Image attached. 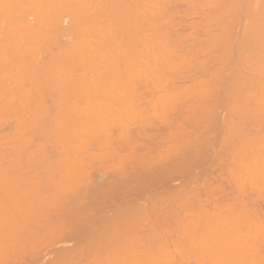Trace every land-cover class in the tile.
Returning <instances> with one entry per match:
<instances>
[{
    "label": "rangeland",
    "instance_id": "1",
    "mask_svg": "<svg viewBox=\"0 0 264 264\" xmlns=\"http://www.w3.org/2000/svg\"><path fill=\"white\" fill-rule=\"evenodd\" d=\"M4 1V3L5 4H7V8H8V4H9V6L12 4L11 3V1H10V3H9V1H7V0H3ZM6 1V2H5ZM13 1V0H12ZM20 1H23V0H20ZM27 1V0H26ZM29 1V4H31L30 3V1L32 2V1H34V0H28ZM28 1H27V3H28ZM47 1V0H46ZM89 1H91V0H86L85 2H88L89 4L91 3V6H93L92 4L94 3V4H96V7H100V6H98V5H100V1L101 0H99L98 2H97V0H93L92 2H89ZM128 1V0H127ZM132 0H130V2H131ZM139 1V0H138ZM138 1H134V3L136 2L137 4H138ZM142 1V2H141ZM141 1H139V3L141 2L142 4H143V2H144V0H141ZM156 1H158V0H145V2H150L149 4L151 5L152 3V5H156ZM161 2H166V1H168V0H160ZM172 3H171V2ZM169 2H170V4L171 5H168L167 6V4H165V3H163L164 4V6H167L166 8H170V6H171V8H170V10H169V8H168V11L167 10H164L165 12L164 13H161V15L162 14H165L166 13V15H164V16H166L165 17V22H167V19H168V17H169V22H171L170 23V25H168L169 27L171 26L172 28H169V29H172L171 31H168L169 33H170V37L172 36V35H175L176 37H178V36H180V32H182V34L183 33H190V35H191V39L192 38H194L195 37V39L197 38V34H199V35H201L202 34V32H201V30H203V28H205V27H207V29H209V30H207V31H210L211 33H213V37L215 38L214 40L215 41H217L216 40V37L215 36H217L218 38L217 39H219V36H221L222 35V33H223V31L222 30H226V29H228V27H227V24L229 25L230 23H228L229 21V16H232L231 15V13L233 12L232 10V12L229 14V15H227L226 14V12L224 13V15L226 14L229 18H228V20H227V24L225 23L224 24V26H225V28L222 26L223 24H222V22H221V24H219V25H217V23H216V21L218 20H215L214 21V18H216V17H218L220 14H222V15H220V16H223V13H221V12H223V11H226L228 8H230V6H228L227 8H224V7H226V6H221L220 4H219V2H221L222 3V1H220V0H218L217 2H214L213 4H212V6H211V4H210V2L209 3H207L206 4V2L204 3V0H197V1H202L203 3H204V5L202 6L201 4H203L202 2H201V4H199L200 2H196V3H194L193 2V4H192V1L193 0H189V1H186V0H175V1H172V0H170ZM191 1V2H190ZM195 1V0H194ZM209 1V0H208ZM210 1H214V0H210ZM240 1V0H239ZM243 1H245V0H242V1H240V2H243ZM251 1V0H250ZM249 1V2H250ZM253 2H255L256 3V1H258V0H252ZM252 1L250 2V3H252ZM72 2H73V0H72ZM78 2V1H77ZM76 1H74L73 3H72V5H76V3H77ZM103 2H106L107 3V1H104L103 0ZM103 2H101L102 4V6L101 7H103V8H105V10L107 9L108 11H109V9H110V11H112L111 9H112V7L111 8H109L108 6H105L104 5V3ZM119 2V1H118ZM133 2V1H132ZM144 2V3H145ZM161 2L159 3V1H158V5L160 6V8L162 7V9H164V6H161L160 4H161ZM173 2H175V3H173ZM188 2V3H191V5L189 6L188 4V6L186 5V3ZM223 2H225V1H223ZM239 2V3H240ZM246 2H248L247 0H246ZM245 2V3H246ZM0 3H1V1H0ZM3 3V4H4ZM84 3V2H83ZM88 3H85V4H88ZM105 3V4H106ZM108 3H110V2H108ZM106 4V5H109V4ZM117 3V2H116ZM115 3V4H116ZM129 3V2H128ZM134 3H132V5H134L135 7H136V9L137 10H139L138 8H140V7H138L137 8V5H136V3L134 4ZM140 3V4H141ZM168 3V2H167ZM216 3V4H215ZM226 3H228V2H226ZM225 3V4H226ZM233 3H236V0H235V2L233 1ZM239 3H238V6H239ZM253 4V7H251L252 9H253V11L254 12H251V8L249 9V6H248V8L247 7H244L245 6V4H244V6H243V3H240V6L238 7L237 5H235V4H233V6H231V7H233L234 9L236 8V6L238 7V8H236L235 9V11L237 12H233V16L231 17V21H236L237 19H239L238 21H239V23H235L234 25L236 26L235 28H236V30L235 31H233L232 29V31L235 33H232V35H234V36H232V38L231 39H228L229 37H227L226 39H228V40H232L231 42L230 41H227V43L229 42L230 43V45H232V47H231V49H232V51H230L231 49H230V46H228V48H229V50H228V52H229V54L228 53H226L225 51H227V50H225L224 49V52H223V54L225 55L226 54V57H228L226 60L223 58V57H225V56H223L222 54H221V56H222V58L224 59V60H222V58L220 59L219 57H221V56H219V57H217L218 55H220V52L219 51H217V50H219L220 48H219V44L217 45V44H213V45H210L211 43H209V47H207V46H205L207 49H205V47L203 48L204 49V52L202 51V49H201V45H197L196 44V42L197 41H195V39H194V41H195V44L193 43L192 44V42H194V41H192V42H190L191 41V39L190 38H187V40L189 39L190 41L188 42H184L183 43V46H184V50L186 51V56H188L189 58H188V60H185V62H186V64H187V61H189V59L191 60L192 59V61H193V63H195V62H201L200 64H198V66H197V68H196V70H195V67H196V65H194L193 63V68H194V70H187L188 69V67H187V69H186V67L184 66V65H186V64H183L182 63V59H185L186 57H185V55H183V46H182V44H177L176 43V46L174 45V44H171L172 42H174V41H170L172 38H174L175 36H173L170 40L168 39L169 37H168V35H166V33L167 32H165V31H167L165 28V26H166V24H165V22L163 23V27H165V28H162L161 27V25H160V28H162L163 29V31L165 32V35H166V37L164 36V32H162V29H160L159 27H158V29H156L155 28V30L156 31H158L157 33L158 34H153V30L151 31V32H149V33H152V35L151 34H149V33H147L148 31L147 30H145L146 32L145 33H147V34H144L145 36L147 35V38L146 39H148V37L150 38V39H148V40H150V41H148V40H145V38L144 39H142V37L141 36H143V34H141V36H140V33H141V31L139 30L138 32H140L139 33V35H138V37L137 38H139V36L141 37L140 38V40H145V41H139L138 42V40L137 39H135L134 41H135V43L137 42L138 44H140V45H142L143 44V42H144V44H143V46H141V49H140V45H138V47H139V50H138V48H137V51H141L140 52V54H139V52H136V54H137V56H136V54H134V52H132V53H130L129 51L131 50V49H133V48H131L132 47V45L134 44V42L133 41H131V46L130 47H128V45H127V47H124L123 46V44H121V40H123L122 39V36H121V33H120V40L118 39V38H114V40H113V37H114V35H113V33L112 32H114V30H116V32L119 30V31H121V29H120V26L121 25H119V22L116 24H114V25H117V26H115V27H118V28H115V27H113L112 26V24H107L108 23V20H107V18L109 19H114L113 21H115L116 19H119L121 16L120 15H123V19H124V16H126V15H124V12H125V10L123 9V8H125V9H127L128 10V8H126V6H128L129 4H127L126 6H124L123 4L121 5V3L118 5V6H120V7H114V6H116L115 4H113L112 6H113V10L114 9H116V10H114V12H115V14L114 15H117V13L119 14V12L118 11H122L123 10V14L121 13V14H119V15H117V17H119V18H114L113 16H112V13H114V12H111V13H108L107 12V14H106V16L105 17H103V18H101V19H103L102 21L104 22V20H105V22H106V20H107V23H104L103 24V22L101 21V19L99 18V20L102 22L101 24H103L102 25V27H101V24H99L100 26H97L95 23L96 22H92V20H91V18H90V22L89 23H93V24H95V26L92 24H89V25H87L86 24V20L87 19H89V17H91V15H92V17H93V15H95L96 13V11L94 10L95 8L94 7H92L93 9H91L90 11H88L89 9L88 8H86V10H84V8L82 7L81 8V10H83V12H81V10L79 11L80 12V16H79V12H78V14H77V12H76V14L77 15H75V18L77 17V21H79L78 23H80V22H82L81 24L83 25V26H81L80 27V25L81 24H79V26L78 27H80V28H84V30L85 29H87V28H89L90 30H91V27H93L94 26V29L93 30H95L96 31V29H97V32H98V30H99V27H100V29L101 28H103V27H105V28H103V31L102 30H100V32L102 31V33H99V35L100 36H102V34H104L103 32H105L104 30H106L107 31V29H108V26H110L111 27V29L110 30H112V32L110 31V33H108V31H107V33H108V35L107 36H109V34H110V36H112V37H108V39H107V41H105V42H108V41H110L109 43L110 44H107V43H103V44H107L106 45V47H104V45L102 44V42L104 41V39H103V37H102V39H103V41L101 42V46H100V44L98 43V45H96V44H93V45H91L92 44V42H93V39H94V41L96 40V42H98L100 39L97 37V33H95V31L93 32V30H91L94 34H97V35H93L92 33H91V35H89V30L87 29V31H85L86 32V34H84L83 36H81V38L83 37V39H82V41L85 43V42H88L86 45H85V47L88 45V47H89V45H91L92 47L94 46V48H91V46L89 47V52L90 51H92L93 53L92 54H90L89 52V56H90V58H89V56L86 54V53H84V54H86L88 57L87 58H89V61L87 62L85 59H87L86 57H85V59H84V57H83V59L81 58L82 56H81V53L78 55V57L77 56H75V58L74 57H72V59H75L74 61L72 60V61H70L71 63H69V62H67V63H69V65H70V67H69V69H68V67H66L65 68V66H61V64H59V63H57L56 65H54L55 67L54 68H50L51 66L53 67V61L55 60V57H58L57 55L59 54V52L58 51H56V50H59V49H61L62 47L64 48V45H66L67 46V44L69 43V39H70V43H72L74 40H73V37L75 36L74 34H75V32H72V33H74V34H72V33H69V31H68V29H67V26H71V25H69L70 24V22L71 21H73V22H75L73 19L74 18H72V10L70 11V9H71V4H70V6H69V11L70 12H68L67 10H64V11H66V12H60L58 15H61V16H59L57 19V21L56 20H54L53 22L52 21H49V22H52L53 23V27L51 26V28H52V32L54 33L53 35H50V33H49V36L47 37V39H49V40H46L48 43H46V45H44L43 43H45L46 41H45V39H44V41H38V42H28V41H26L25 39H23V41H21L20 40V42L18 41H16V43H15V41H14V43L12 42L13 40H8V41H6V39L3 41V39L1 40V41H3L2 43L0 42V47H1V49H0V54L2 53L3 54V52H1V51H5V54L4 55H6V57L4 56L3 58H1L0 57V59H4L5 61H7V64H6V66H10L9 67V69L7 68H3V69H5L4 71V73H1L2 72V67H0L1 69V71H0V73L2 74V76H0V77H3L4 78V80H5V84H4V80L2 79V81H1V83L0 84H2V82H3V88L2 87H0V88H2V89H4L3 91H2V89H0L1 91H0V98H1V96H2V99H4L5 101H4V103L5 102H7L5 105H7L6 106V108H4L5 109V112L3 111V115H1V117H0V127H2V128H0V176H2V177H0V264H28V263H32V264H109V262H110V264H158L159 262V264H221V262H222V264H257V261H258V254L254 251V250H249L248 249V247H249V244H250V241H251V243H253L252 242V236H250L249 238H250V241L246 238V236H244V233L247 231L246 229H245V225H243L244 224V222L243 223H240V222H242V221H244V219L241 217H239V216H242V214L244 215V213H242V212H236V213H227V211L228 210H226L225 208H221L220 207V209H218L217 210V208H216V211H218V213H213L214 215H212V213H210L212 210L211 209H213L214 207H217V206H219V205H222L221 203H225V204H233V207H234V205L236 204V202H234V201H237V203H238V201L241 199H244V200H242V201H245V198H246V200L247 201H245V204H246V206H247V203L246 202H248V204H251V202H252V204L250 205V210L251 211H253V208H256V209H258V211L260 212V215H261V213L263 212L264 213V189L262 190L261 188V191H260V189L258 190L257 188V190L254 188V187H252L250 184H248V183H244L243 184V187L241 188L240 187V189H243V190H246V189H248V190H246V192L244 191V194H243V192H241L240 190H238V192L236 191L237 189H239V187L236 185V183H234V179H235V172H236V168H240V167H245V169H246V166L247 165H258V162L261 164V165H263L264 166V153L262 154V153H260V152H258L259 150V148L256 150V151H254V152H256V155H251L252 154V152H251V154H248L247 152H246V150H243V147H246L247 149L249 148V147H247L248 146V142L250 141L249 139H251V142L252 143H254L255 142V145H254V147L255 146H257V147H259L258 145H260L261 146V144H263V142L264 141H262L263 139H260V140H258L257 138H256V140L257 141H261L262 143H259V142H257V141H252V138H250L251 136H253V135H251V134H253L254 132H255V134H260V136H263L264 135V126L263 127H261V125H260V122L261 123H263L264 121H262V119H258L257 118V115H259V113H260V111H258L257 112V110H255L257 107H258V105H254V100H256L257 98H256V96H255V99H253V100H251L252 98H251V95L253 94H251V92L250 91H252L253 92V90H251V89H249V88H247V87H244L245 85H249L248 83H246L244 86H243V84L241 85L244 89L245 88H247L246 90H244L243 92L245 93V95L243 94V92L242 93H240V94H243V95H239L241 98H242V96H243V100L244 99H246V102H244V105H242V103L240 104V105H238V109H239V107L242 105V106H244V108L243 109H246V111H244L246 114H247V112H251L250 110L253 108L254 110H255V112H257L258 114L255 116V114H254V116H253V113H254V111H253V113H251L250 114V116H248V118L249 117H251V115L253 116V119H256V122H259V124H257V123H254L255 121L253 120V119H251L252 120V123H251V125L253 124V125H255L254 127V129H256V130H258V126L260 127L259 128V132L258 131H254L253 132V130H252V132H251V127H253V126H251L250 127V123L248 124L247 122H251V121H244V120H246L244 117H245V115L243 116V118L242 119H244L243 121L246 123H242V122H240L239 120H242V119H240V117L238 118V115H236V113H238L237 111H236V113H230V111H228L226 108H227V106L224 104V102H225V99L228 97V95L226 94V91H227V93L228 94H230V92L232 93L233 91L232 90H234V89H236L238 86H236L237 85V81L235 80L234 81V78L233 77H235V74H234V72H235V69H237V67H240V72L242 71V73H243V77H244V75H246V73H248L244 78L241 76L242 74H238V73H240L239 72V70L237 71V72H235L237 75V78L239 77V76H241V80H239V84H240V81L242 82V81H247L246 79H247V76H248V78H249V80L251 81V82H253L252 80H251V76H253V75H257L258 76V71H260V70H258L257 71V73H256V71H254V73H256V74H254V73H252V62L254 63V61H252L251 63H248L249 61H251L250 59H251V57L253 58V56L251 55V53L250 52H253L252 51V45H254V44H252V41H254V40H252L250 43H247V44H245V47H239V46H241V44H243L244 45V43H241L240 44V41H239V46L237 45V41H238V39L239 40H241V39H243V38H247L248 36L246 35V33L248 34V32H249V34L251 33L250 31H248L247 29L249 28H247L246 26L249 24L248 22L250 21L251 22V20H253V19H255V17H257L256 15H258L259 13H261L260 12V9L258 10V8L255 10V5L256 4ZM51 3L49 2V5H50ZM84 4V5H85ZM139 4V5H140ZM146 4L147 3H145V6H146ZM173 4H175L174 6L175 7H173ZM205 4H206V6H205ZM209 4V6H207ZM242 4V5H241ZM2 5V4H1ZM132 5L131 6H129V10L127 11L126 10V14H128V12L129 11H131V13L129 12V15H131L132 16V14L133 13H135V12H132V10H130L131 8H132ZM138 5V6H139ZM221 6V8L222 9H225V10H222L221 8H220V6ZM235 5V6H234ZM5 6V5H4ZM3 6V7H4ZM86 6V5H85ZM90 6V5H89ZM88 6V7H89ZM90 6V7H91ZM110 6V5H109ZM143 6L144 5H142L141 6V9L143 8ZM144 6V8L146 9V7H148V6H146L145 7ZM159 6H158V8L157 7H154V8H156V10L155 9H153V10H155V11H158V9H159ZM250 6H251V4H250ZM257 6V5H256ZM23 8L22 9H24L25 7H24V5L22 6ZM27 7H29L30 8V6L27 4ZM26 7V11H29V12H27L26 13V11H25V9L23 10L24 11V16L22 15L23 13V11L21 12L22 14H21V16H23L24 17V19L25 20H20V22H18V20H16V17H17V15L20 13L19 11H18V14L17 13H14V14H17V15H13V16H11L12 15V13L10 12L11 10H10V8H8L9 9V11H7L8 12V14L10 15V16H8V17H14V21H13V19H11L13 22H14V25H16V23H15V21L17 22V25H18V27L22 24V22L23 23H25L24 21H29L30 22V20H32V19H34V20H32V22L30 23V25H29V29H30V27H31V25H32V27L35 25V27H39L40 25L42 26V23L40 22V20H38V24L36 23L37 21H35V19H37V16H36V12H30V9L28 10V8ZM87 7V6H86ZM131 7V8H130ZM181 8V10H180V8ZM7 8H5L4 7V9H7ZM150 8V7H149ZM148 8V9H149ZM165 8V9H166ZM172 8H173V12H175L174 14L175 15H177L178 17H177V21L175 20L176 19V16H174V18H173V16H171V14H172ZM185 8V9H184ZM232 8V9H233ZM101 9V8H100ZM117 9H118V11H117ZM120 9V10H119ZM151 9H152V6H151ZM151 9H149V10H151ZM162 9H159V11L160 10H162ZM187 9H188V11H187ZM200 9V10H199ZM233 9V10H234ZM246 9H248V10H246ZM13 10V9H12ZM32 10V9H31ZM93 10L95 11L94 13H93ZM97 10V12H99L98 11V9H96ZM105 10H103V9H101V11L102 12H100V14L101 13H103ZM178 12H176V11ZM185 10V11H184ZM197 10V11H196ZM199 10V11H198ZM207 10H208V12H207ZM239 10H241V12H243L244 14H245V16L243 15V13L241 14L240 12H239ZM257 10L259 11V13L257 12ZM2 10H0V12H1ZM85 11H86V13L87 14H89V13H91V15L89 16V15H86V13H85ZM145 11V10H144ZM154 11V12H155ZM159 11H158V13H159ZM184 11V12H183ZM192 11V12H191ZM245 11V12H244ZM3 12V11H2ZM11 14H10V13ZM14 12V11H13ZM140 12V11H139ZM138 12V13H139ZM150 12V14H152L151 12H153V11H149ZM153 12V13H154ZM162 12H163V10H162ZM168 12V13H167ZM188 12H191L190 14L188 13ZM201 12V13H200ZM204 12V13H203ZM207 12V13H206ZM218 12V13H217ZM229 12H230V9H229ZM255 12H257V14H255ZM4 13V12H3ZM3 13L1 14V15H3ZM62 13V14H61ZM74 13V12H73ZM93 13V14H92ZM106 13V11L103 13V14H105ZM143 13H145V12H142V14ZM187 13V14H186ZM234 13H235V15H237V17L235 18L236 20H233L234 18L233 17H235L234 16ZM246 13H248V14H246ZM254 13V18H252V14ZM5 14V13H4ZM7 14V13H6ZM6 14L4 15L5 17H6ZM32 14H35V15H32ZM68 14V15H67ZM146 14V13H145ZM179 14V15H178ZM219 14V15H218ZM0 15V16H1ZM26 15V16H25ZM85 15V16H84ZM134 16H136L135 14H133ZM146 15H148V12H147V14ZM145 15V16H146ZM158 15V14H157ZM160 15V14H159ZM206 15V16H205ZM209 15H211V17H209ZM214 15V16H213ZM239 15V16H238ZM259 15H261V14H259ZM258 15V16H259ZM29 16V17H28ZM36 17V18H34V17ZM88 17V18H86V20H84V18L85 17ZM99 16V15H98ZM107 16H109V17H107ZM139 16H141L140 15V13H139ZM150 16V15H149ZM153 16V15H152ZM196 16V17H195ZM219 16V18L221 19V17ZM263 16V15H262ZM5 17H2V18H5ZM7 17V18H8ZM18 17H19V15H18ZM26 17V18H25ZM31 17V18H30ZM71 17V18H70ZM74 17V16H73ZM84 17V18H83ZM100 17V16H99ZM107 17V18H106ZM116 17V16H115ZM143 17H144V15H143ZM151 17V16H150ZM160 17V16H159ZM161 17H163V15L161 16ZM213 17V18H212ZM248 17L249 18H252V19H250V20H248ZM7 18L3 21L2 19H0V20H2L3 22H4V24L3 23H1V24H3L4 26L6 25V22L5 21H7ZM23 19L22 17H19V18H17V19ZM40 18V17H39ZM38 18V19H39ZM63 18V19H62ZM67 18V19H66ZM95 18H96V15H95ZM132 18H133V16H132ZM145 18V17H144ZM153 18H155V17H153ZM153 18H150V19H153ZM171 18H173V19H171ZM225 18H226V16H225ZM260 18H264V16L263 17H261L260 16ZM27 19V20H26ZM72 19V20H71ZM134 19V18H133ZM149 19V20H150ZM156 19V18H155ZM248 21H247V20ZM10 19H8V21H11ZM121 20V19H120ZM120 20H117V21H120ZM149 20L148 19H146V21H147V23L149 22ZM162 19H160V21H161ZM174 22H173V21ZM200 20V21H199ZM212 20V21H211ZM256 20V19H255ZM259 20V19H258ZM263 20V19H262ZM7 21V22H8ZM88 21V20H87ZM95 21V20H94ZM96 21H97V18H96ZM111 21V20H110ZM110 21H109V23H110ZM145 21V20H144ZM145 21V22H146ZM156 21H157V19H156ZM160 21H158V23L157 22H155V20H154V22L152 21V23H157V24H159V22ZM164 21V20H163ZM223 21H226V20H223ZM13 22H11L12 24H13ZM42 22H43V19H42ZM48 22V21H47ZM60 22V23H59ZM112 22V21H111ZM121 22V21H120ZM145 22H143V23H145ZM168 22V23H169ZM189 22V23H188ZM208 22H210V23H208ZM218 22V21H217ZM241 22H242V24H241ZM244 22H245V24H244ZM254 22L255 21H253V24H254ZM9 23V22H8ZM27 23V22H26ZM25 23V24H26ZM38 25V26H36V24ZM52 23H51V25H52ZM76 23V22H75ZM77 23V24H78ZM160 23H162V22H160ZM218 23H220V20H219V22ZM246 23H247V25H246ZM256 23V22H255ZM29 24V23H28ZM40 24V25H39ZM85 24H86V26H85ZM146 24V23H145ZM150 24V23H149ZM178 24V25H177ZM197 24H199V25H197ZM210 24V25H209ZM238 26H237V25ZM244 24V25H243ZM251 24H252V22H251ZM251 24H249V26L251 25ZM2 25V27H4ZM27 25V24H26ZM46 25H48L47 23H46ZM45 25V26H46ZM57 25V26H56ZM59 25V26H58ZM64 25V26H63ZM74 25V24H73ZM143 25V24H142ZM146 25H148V24H146ZM152 24H150V26H151ZM195 25H196V27H195ZM201 25V26H200ZM207 25V26H206ZM214 25V26H213ZM221 25V26H220ZM232 25H233V23H232ZM240 25H241V27H242V25L246 28V30L248 31H245L244 32V30L242 29V28H240ZM1 26V25H0ZM9 26H10V23H9ZM24 26V25H23ZM23 26H21L22 27V30H20L21 32H19V33H23V32H25V31H28L29 29L27 28V26L26 27H24L23 28ZM40 26V27H41ZM66 26V27H65ZM148 27V26H146V27H148V28H151V27ZM158 26V25H157ZM167 26V27H168ZM193 26V27H192ZM204 26V27H203ZM255 26V25H254ZM10 27H13V26H10ZM15 27H17V26H15ZM17 27V28H18ZM21 27H19V28H21ZM32 27H31V29H32ZM35 27L33 28V29H35ZM47 27V26H46ZM45 27V28H46ZM57 29H56V28ZM73 27V26H72ZM76 27V26H75ZM77 27V28H78ZM145 27V25H143V27L141 26V28L140 29H142V28H144ZM154 27H155V25H154ZM153 27V28H154ZM219 27L220 28H224V29H222V30H220L219 29ZM232 27V26H231ZM230 26H229V28H231ZM1 28V27H0ZM6 28H8V27H5V29ZM48 28V27H47ZM54 28V29H53ZM71 28V27H70ZM69 28V29H70ZM107 28V29H106ZM147 28V29H148ZM183 28V29H182ZM190 28V29H189ZM234 28V27H233ZM244 28V29H245ZM2 29V28H1ZM4 29V30H5ZM11 29V28H10ZM9 29V30H10ZM13 29V28H12ZM10 30V31H13V30ZM25 31H24V30ZM60 31H59V30ZM64 30V32H63V30ZM66 29H67V31L68 32H66ZM73 29H75L74 27L71 29V31L73 30ZM146 29V28H145ZM249 29H252V31H253V29L255 30L256 28H249ZM16 30H18V29H16ZM16 30H14V31H16ZM143 30V29H142ZM150 30V29H149ZM154 30V33H156V31ZM205 30H206V28H205ZM1 31V30H0ZM3 31V30H2ZM44 31H45V29H44ZM46 31H47V29H46ZM45 31V32H46ZM144 31V30H143ZM142 31V32H143ZM159 31L160 32H162V33H160V35L161 34H163L162 35V37L164 36L165 38H160L161 36L159 35ZM193 31V32H192ZM221 31V35L219 34V32ZM228 31V30H227ZM232 31H230V34H231V32ZM237 31H239L238 33H237ZM258 31V30H257ZM256 30H255V32L256 33H259L258 35H260L261 33V30L259 31V32H257ZM5 32H6V30L4 31V34H5ZM16 32H18V31H16ZM52 32H51V34H52ZM61 32V33H60ZM115 32V33H116ZM173 32V33H172ZM201 32V33H200ZM264 32V31H263ZM262 32V33H263ZM10 33V32H9ZM88 33V34H87ZM179 33V34H178ZM186 33V35L188 36L189 34H187ZM226 33V32H225ZM253 33V32H252ZM60 34V35H59ZM68 35V38H67V35ZM112 34V35H111ZM117 34V33H116ZM123 35H125L124 33H122ZM181 34V35H182ZM217 34V35H216ZM227 34V33H226ZM228 34H229V32H228ZM229 34V35H230ZM72 36V37H70V36ZM74 35V36H73ZM106 35H104V36H106ZM118 35V34H117ZM127 35V34H126ZM149 35V36H148ZM159 35V36H158ZM185 34H184V36L185 37H187ZM198 35V36H199ZM215 35V36H214ZM219 35V36H218ZM246 35V36H245ZM254 36H255V34H253ZM253 35L251 34L250 35V37L252 36L253 37ZM263 35V34H262ZM129 36V35H128ZM127 36V38L128 39H130L129 37ZM153 36H158V37H153ZM183 35L181 36V38L180 39H182L183 37H184ZM194 36V37H193ZM225 36H227V35H225ZM264 36V35H263ZM1 37V36H0ZM53 37H55V38H53ZM78 37V36H77ZM94 37V38H93ZM117 37V36H116ZM119 37V36H118ZM190 37V36H189ZM231 37V36H230ZM234 37V38H233ZM3 38H4V35H3ZM5 38H7L6 36H5ZM51 38H53L54 39V42L53 41H51ZM65 38V39H64ZM86 38V39H85ZM105 38V37H104ZM124 38V37H123ZM125 38H126V36H125ZM241 38V39H240ZM255 39L257 38V34H256V36L254 37ZM259 38V37H258ZM261 38V37H260ZM264 38V37H263ZM263 38H261V39H263ZM56 39V40H55ZM74 39H75V41H76V38L74 37ZM78 39V38H77ZM98 39V40H97ZM101 39V40H102ZM164 39H165V41H167V42H164ZM175 39V38H174ZM173 39V40H174ZM185 39V38H184ZM251 40V38H247L246 40H247V42H249L250 40ZM81 40V39H80ZM91 40V41H90ZM116 40H118V41H116ZM125 40V39H124ZM137 40V41H136ZM153 40V41H152ZM162 40V41H161ZM183 40V39H182ZM193 40V39H192ZM214 40H212V41H214ZM220 40V39H219ZM222 38H221V42H222ZM258 40V39H257ZM10 41V42H9ZM72 41V42H71ZM73 42V45L74 44H76V42L78 43V42H80V41H76V42ZM82 41L80 42V43H82ZM111 41H113L112 43H111ZM114 41H115V43H114ZM120 41V42H119ZM126 41V40H125ZM124 41V42H125ZM130 40H128V44L130 45V42H129ZM146 41H148V42H146ZM151 41H152V43H151ZM161 41V42H160ZM169 41L171 42L170 44H169ZM176 41V40H175ZM183 41H185V40H183ZM211 41V42H212ZM220 41H217V43L219 42L220 43ZM234 41V42H233ZM236 41V42H235ZM243 40H241V42H242ZM256 41V40H255ZM262 41V40H261ZM42 42V43H41ZM56 42V43H55ZM61 43V45H63L62 47H61V45H60V43ZM67 44H66V43ZM89 42H91V43H89ZM141 42H142V44H141ZM149 42H150V44H149ZM160 42V43H159ZM225 42V41H224ZM222 43V44H225V43ZM244 42H245V40H244ZM258 42V41H257ZM256 42V43H257ZM263 42V41H262ZM36 43V44H35ZM39 43H41L42 45H41V48H40V44ZM65 43V44H64ZM69 43V44H70ZM94 43V42H93ZM126 44H127V42H125ZM124 43V44H125ZM162 43V44H161ZM164 43V44H163ZM168 43V44H167ZM175 43V42H174ZM178 43H179V41H178ZM182 43V42H181ZM212 43H215V42H212ZM229 43H228V45H229ZM79 44V43H78ZM83 44V43H82ZM148 44V45H147ZM158 44H160V45H158ZM250 44V45H249ZM262 44V43H261ZM29 45V46H28ZM33 45V46H32ZM37 45V46H36ZM80 45V44H79ZM79 45H77L76 44V46H79ZM136 45V44H135ZM135 45H133V47L135 46ZM136 45V46H137ZM153 45V46H152ZM157 47H156V46ZM165 45V46H164ZM169 45H173V47H174V50H175V47H177V45H179L178 47L180 48V50H183L182 52H179V48H178V52L180 53H177V55H180L179 57H178V59H176V61H175V58L174 59H172V57L174 56H172V54H174L175 52H176V50L174 51V50H172L171 48H167V46L168 47H170ZM195 45V46H194ZM221 45V44H220ZM235 45V46H234ZM247 45V46H246ZM256 45V44H255ZM257 45H260V39H259V42H258V44ZM11 46V47H10ZM20 46V47H19ZM28 48H27V47ZM32 46V47H31ZM43 46V47H42ZM45 46H46V48H48V49H46L45 48ZM52 46H54L53 48H52ZM61 48H60V47ZM65 46V47H66ZM111 46H113V48H110ZM116 46V47H115ZM120 46H123L124 47V49L123 48H121ZM144 46H146L145 48H144ZM149 46V47H148ZM152 46V47H151ZM162 46H164V51H159V49H162L163 47ZM223 46V45H222ZM225 46V45H224ZM237 46L240 48H237ZM249 46V47H248ZM262 46V45H261ZM50 47V48H49ZM104 47V52L102 51V49L101 48H103ZM155 47V48H154ZM172 47V46H171ZM182 47V48H181ZM198 47V48H197ZM221 47V46H220ZM225 47H227V45L225 46ZM251 47V48H250ZM254 47V49H255V46H253ZM3 48V49H2ZM7 48V49H6ZM9 48V49H8ZM13 48H18L19 49V52H21L20 54L24 57L23 58V61H22V59H21V62H20V60H19V58H17V59H15V57L13 56V54L14 53H12V52H14L13 51ZM25 48H27V49H25ZM59 48V49H58ZM87 48V47H86ZM91 48V49H90ZM118 50H117V49ZM131 48V49H130ZM135 48V47H134ZM144 48V49H143ZM149 48V49H148ZM194 48H195V50H194ZM219 48V49H218ZM234 48V49H233ZM244 48V50H241V49H243ZM249 48H250V50L251 51H249ZM258 49H260L259 47H257ZM263 48H264V46H263ZM24 49H25V51H24ZM32 49V50H31ZM93 49H94V51H93ZM96 49V50H95ZM98 49V50H97ZM127 49H129V51H127ZM152 49H154L153 51H152ZM167 49V50H166ZM170 49V50H169ZM237 49H239L238 51H244L246 54L248 53H250V55H251V57H250V59L249 60H247L246 59V61H248V62H241V58L239 57L240 56V54L242 53L241 51V53L240 54H238V52H237ZM11 50V51H10ZM15 51H16V49H14ZM22 50V51H21ZM28 50V51H27ZM31 50V52H32V54L34 53V51L36 52V54H34V56L36 57V59H35V61L34 60H32L31 58L32 57H28L29 55V51ZM62 50V49H61ZM125 50V51H124ZM173 52H172V51ZM197 50V51H196ZM220 50H222V49H220ZM261 50H262V48H261ZM261 50H258V51H261ZM18 51V50H17ZM17 51H16V53H17ZM42 53H41V52ZM46 51H48V52H46ZM51 51V52H50ZM52 51H54L53 53H52ZM60 51V50H59ZM88 51V50H87ZM86 51V52H87ZM98 51V52H97ZM109 53H107V52ZM114 51V52H113ZM116 51V52H115ZM118 51H123L122 53H120V52H118ZM127 51V52H126ZM132 51V50H131ZM134 51H136L135 49H134ZM143 51V52H142ZM167 53H166V52ZM169 51V52H168ZM191 51V52H190ZM223 51V50H222ZM222 51H221V53H222ZM249 51V52H248ZM256 51H257V49H256ZM256 51H254V53L257 55V52ZM263 51V53L261 52V54L264 56V50H262ZM30 52V53H31ZM58 54H57V53ZM61 52V51H60ZM101 52V57H102V54H103V58H108V60L107 61H109V58L111 59V58H113V61L112 62H114V60H115V58H116V60H118V59H120V58H122L121 56H120V54H123L124 56H123V58L124 57H126L125 56V52H126V55L128 54V52L130 53L129 55H128V58H129V56H130V58L131 59H133V60H135L133 63L135 64H133L132 63V61L133 60H131L130 58V62H128L129 64H130V66L131 65H133L131 68H130V70L129 69H126V70H128L125 74L127 75V73H129V72H131V70H132V68H134V67H137L140 71H141V75L143 76H140V74L138 75V76H134V77H136L135 79H137V77H138V79H140V80H135V82L132 84V82H133V80L134 79H132V81H131V79L129 78V76L131 75H129L128 74V77L127 76H123V78L125 79H123L122 78V74L123 73H121V75L120 76H118L119 74H120V72H122V70H124V67H126L125 65H127V61H129L128 60V58H127V60L125 61V63L123 64V62H124V60L123 59H120V60H118L117 62H120V61H122V62H120L121 63V66H122V64H123V66L120 68V66L118 67V65H120V64H116L117 62H116V60H115V62H114V64H116L115 66H116V68H115V66H113V65H111L112 63L110 62V63H108L109 64V66L107 67V66H105V64H104V66L106 67V68H109V67H113L114 69V71H115V69H117V70H120V69H122V70H120V71H117V72H119V74L117 73V72H115L114 73V71H113V73H114V77H118V78H120L119 79V81H121V80H123V81H125L126 82V77L131 81V86H133L132 87V89H130V90H132L131 92H130V90H128L129 88L127 87V90L126 89H124V91L126 90L127 92H130L129 94L126 92L125 94L126 95H129L128 97H129V99H127L128 97L127 96H125L126 97V99H127V101H124L123 99V97L124 96H122L121 94H122V92H123V94H124V91H122V88H123V86H122V88L120 87V89H121V91H120V89H119V91L117 90L118 89V87H117V92L119 93V92H121V94H120V97H121V99H120V97L119 98H116V96L117 95H119V94H117V92L116 93H114L113 94V92L111 91V89L113 90L114 89V92H115V88H116V86L118 85V83L117 82H114V80H116L115 78H112V77H110L109 75H107V72H105L104 73V71L103 72H100V71H102L103 69H101V70H99V73H95V68L97 67V65H98V61H97V59H96V56H97V53L99 54ZM120 53V54H118V53ZM145 52H147V53H145ZM165 52V54L163 55V53ZM206 52V53H205ZM210 52V53H209ZM243 52V53H244ZM10 53V54H9ZM25 53V54H24ZM76 53H79L78 51L76 52ZM114 53V54H113ZM116 53V54H115ZM144 53V54H143ZM153 53H155V54H153ZM162 53V56H168L167 54L169 53V55L171 54V56L172 57H169L168 59L166 58V59H164L165 60V62H166V60H173L174 62H176L175 63V65L177 66V67H175V68H177V69H175V68H173V65H174V63H170L171 61H169V62H167L166 64L168 65L169 64V67L172 69H174L173 71H174V73H173V71L171 72V73H173V74H171L170 72V74L167 72V71H170L171 69H169V67L168 66H166V64H165V62L164 63H162L161 65H163V64H165V66L168 68V70L167 69H165L166 67H164V65L162 66V68L161 67H159V65H160V63L162 62V60L161 59H163L162 57H161V55H159V54H161ZM187 53H190V55H187ZM242 53V55H244ZM9 54V55H8ZM18 54V53H17ZM17 54H14V55H17ZM61 54V53H60ZM96 56H95V55ZM108 54V55H107ZM134 54V55H133ZM138 54H139V56H138ZM154 57L153 59H152V56ZM158 54V55H157ZM184 54H185V52H184ZM211 54V55H210ZM248 54L246 55V57L247 58H249L248 57ZM253 54V53H252ZM255 54H254V56H255ZM260 54V55H261ZM21 55H18L19 57L21 56ZM28 55V56H27ZM55 55V56H54ZM83 55V54H82ZM94 55V56H93ZM117 55V56H116ZM217 55V56H216ZM239 55V56H238ZM1 56H3V55H1ZM31 56H33V55H31ZM92 56V57H91ZM105 56V57H104ZM142 56H144V57H142ZM185 58H184V57ZM245 56V55H244ZM257 56H259V52H258V55ZM7 57H9V58H7ZM11 57H14L13 59H15L16 61H14V63H16L17 62V60L19 61L18 62V64L16 65V64H14V63H12L11 62V60H12V58ZM26 57V58H25ZM100 57V56H99ZM100 57V58H101ZM118 57V58H117ZM120 57V58H119ZM135 57V58H134ZM175 57H177L176 55H175ZM181 57H183V58H181ZM262 57V56H261ZM10 58H11V60H10ZM21 58V57H20ZM28 58V59H27ZM61 57H58L57 59H59V62H60V59ZM98 58V57H97ZM103 58H101L100 60H102ZM138 58V59H137ZM140 58V59H139ZM156 58V59H155ZM180 58V59H179ZM259 58V57H258ZM257 57H256V59H255V57L253 58V59H255V61H257V59H258ZM8 59V60H7ZM29 59H31V60H29ZM50 59H52V60H50ZM78 59V60H77ZM91 59V60H90ZM93 59H94V62H91V61H93ZM152 59V60H151ZM158 59H159V62H157L158 61ZM187 59V58H186ZM232 59V60H231ZM240 60V62H241V64L239 63V61H237V60ZM2 61V62H5V61ZM10 60V61H9ZM80 60H82L81 62H80ZM99 60V59H98ZM104 60V59H103ZM112 60V59H111ZM110 60V61H111ZM144 60V61H143ZM150 60V61H149ZM155 60V61H154ZM161 60V61H160ZM178 60H182L181 62H179ZM231 60V61H230ZM243 60H245V57L242 59V61ZM261 60H263V57L261 58ZM261 60H259L258 59V61H260L261 62ZM32 61V62H31ZM39 63H38V62ZM41 61V62H40ZM48 61V62H47ZM58 61V60H57ZM75 61H76V64H75ZM138 61H140V62H138ZM143 63H142V62ZM179 62V64H180V69L181 70H183L184 69V67H185V70L187 71H185V72H175V70H177V71H180V70H178V68H179V65L177 64L178 62ZM1 62V61H0ZM0 63V65H2L3 63ZM10 62L12 63V64H14L15 66L13 67V65L12 64H10ZM23 62V63H22ZM79 64H78V63ZM98 62V63H97ZM102 62H104V61H102ZM136 62V63H135ZM152 62V63H151ZM184 62V63H185ZM190 62V61H189ZM204 62V63H203ZM217 62V63H216ZM22 63V64H21ZM34 63V64H33ZM43 63V64H42ZM51 63V64H50ZM54 63H56L55 61H54ZM61 63V62H60ZM63 63V62H62ZM65 63V62H64ZM85 63L87 64V65H85ZM101 63V62H100ZM99 63V64H100ZM132 63V64H131ZM150 63V64H149ZM203 63V64H202ZM20 64V65H19ZM29 64V65H28ZM46 64V65H45ZM73 64V65H72ZM83 64V65H82ZM143 66H142V65ZM144 64H145V66H144ZM159 64V65H158ZM170 64H171V66H170ZM182 64H183V67H182ZM191 64V65H192ZM197 64V63H196ZM202 64V65H201ZM206 64V66H207V68H206V70H204V72H203V69L202 68H204L205 69V65ZM222 64V65H221ZM250 64H251V66H250ZM262 64V63H261ZM263 64H264V61H263ZM262 64V65H263ZM3 65H5V63L3 64ZM2 65V66H3ZM36 65V66H35ZM48 65H50V67L48 66ZM75 65V66H74ZM78 65H79V67H78ZM95 65V66H94ZM102 65V64H101ZM111 65V66H110ZM157 66L159 69H160V72H157V71H159V70H157L158 68L157 67H155V66ZM188 65H189V63H188ZM188 65H186V66H188ZM191 65H189L190 67L189 68H192L191 67ZM199 65H201L200 67H202L201 69H202V72H200L201 70H198L199 72H197V69H198V67H199ZM260 65V64H259ZM259 65H254V67L255 66H259ZM18 66V67H17ZM44 66V67H43ZM50 68H48V67ZM59 66V67H58ZM68 66V65H67ZM93 66V67H92ZM103 66V65H102ZM103 66V67H104ZM138 66H140V68L138 67ZM214 66V67H213ZM221 66V67H220ZM249 68H248V67ZM11 67H12V69L14 68H19V69H16V70H11ZM24 67V68H23ZM34 69H33V68ZM37 67V68H36ZM75 67V68H74ZM82 67V68H81ZM102 67V68H103ZM153 67H155V68H153ZM164 67V68H163ZM209 67V68H208ZM233 67V68H232ZM242 67V68H241ZM264 66H262L261 67V69H262V71L261 72H259V73H261V76H262V78L264 77V73L262 74V72H263V70H264V68H263ZM42 68V69H41ZM65 68V69H64ZM86 68H88V69H86ZM99 68H100V66H99ZM119 68V69H118ZM128 68V67H127ZM136 68V69H137ZM144 68V69H143ZM149 68H151V69H149ZM183 68V69H182ZM220 68V69H219ZM21 69V70H20ZM48 69V70H47ZM85 69H86V71L87 72H83V71H85ZM98 69V68H97ZM135 69V68H134ZM142 69V70H141ZM156 69V70H155ZM162 69V70H161ZM163 69H165V70H167L166 72V74H165V70H163ZM200 69V68H199ZM231 69V70H230ZM257 69V67L256 68H254V70H256ZM258 69H260V68H258ZM17 70H20V71H17ZM25 70V71H24ZM52 70V71H51ZM65 70H67V72L65 71ZM80 70V71H79ZM94 70V71H93ZM108 70H110V69H108ZM111 70H112V68H111ZM138 70V71H139ZM215 70V71H214ZM224 70V71H223ZM249 70V71H248ZM17 71V72H16ZM27 71V72H26ZM40 71H42V72H40ZM44 71V72H43ZM53 71H54V73H53ZM65 71V72H64ZM68 71H71V72H68ZM92 71V72H91ZM98 71V70H97ZM139 71V72H140ZM143 71H145L144 73L145 74H143ZM194 71V72H193ZM206 71V72H205ZM209 71V72H208ZM15 72V74H13ZM22 72V73H21ZM29 72V73H28ZM35 72H36V74H35ZM61 72V73H60ZM90 72V73H89ZM110 72H112V71H110ZM124 72V71H123ZM133 72V71H132ZM131 72V73H132ZM138 72V73H139ZM149 72V73H148ZM153 72V73H152ZM162 72H163V74H165V76L167 77H165V76H163V74H162ZM189 72V73H188ZM214 72V73H213ZM218 72V73H217ZM226 72V73H225ZM232 72V73H231ZM38 73V74H37ZM53 73V74H52ZM73 73H75V75L73 74ZM81 73V74H80ZM87 73H89V76L87 77ZM118 75H117V74ZM148 75H147V74ZM158 74V73H160L159 75H156V76H154L155 74ZM178 73V74H177ZM251 73H252V75H251ZM3 74H4V76H3ZM25 76H24V75ZM33 74H34V76H33ZM44 74V75H43ZM45 74H46V76H45ZM65 74V75H64ZM68 74V75H67ZM82 74H83V76H82ZM98 74H100L102 77H100ZM103 74V75H102ZM104 74L105 75H107V76H105V77H103L104 76ZM116 74V75H115ZM133 74V73H132ZM162 74V75H161ZM169 74V75H168ZM176 74V75H175ZM207 74V75H206ZM212 74V75H211ZM218 74V75H217ZM223 74H224V76H223ZM21 75V76H20ZM23 75V76H22ZM36 75H39V76H36ZM55 75H56V77L59 79V81H64V82H58V80H55V79H57L56 77H55ZM74 75V76H73ZM91 75H93V76H91ZM97 75V76H96ZM110 75H111V73H110ZM113 75V74H112ZM151 75V76H150ZM161 75V76H160ZM206 75V76H205ZM249 75H251V76H249ZM5 76H6V78H5ZM14 76V77H13ZM20 77V79H18L19 77ZM30 76V77H29ZM53 76H54V80L57 82V85H56V82H53L54 80H52L53 79ZM68 76V77H67ZM70 76H72V77H70ZM78 76V77H77ZM148 76H150V78L148 77ZM173 76V77H172ZM192 76V77H191ZM202 76V77H201ZM210 76H211V78L212 77H214L213 79H214V81H215V79H216V82H215V84L213 83V82H211V84H209L206 88H203L202 87V85L203 84H205L206 82H209V81H207V80H211L210 79ZM217 76H219V77H217ZM252 77V79H254V78H256V77ZM13 77V78H12ZM24 77V78H23ZM34 77V78H33ZM49 77V78H48ZM60 77V78H59ZM74 77H77V78H79V80L80 81H78L77 79L75 80V81H73L72 79H75ZM98 77V78H97ZM131 78H132V75L130 76ZM148 77V78H147ZM156 77H158V78H156ZM163 77H164V79H163ZM15 78V79H14ZM21 78H22V80H21ZM32 78V79H31ZM50 78H52V79H50ZM63 78H64V80H63ZM108 78V79H107ZM145 80H144V79ZM154 78V80L152 81L151 79H153ZM161 78H162V80H161ZM197 78V79H196ZM236 77H235V79H237ZM258 78H260V76H258ZM12 79V80H11ZM14 79V80H13ZM28 79V81L29 82H27L26 80ZM37 81H36V80ZM43 79V80H42ZM50 79V80H49ZM66 79V80H65ZM90 79V80H89ZM98 79V80H97ZM100 79V80H99ZM146 79H148V80H146ZM150 79V80H149ZM203 79V80H202ZM213 79L211 80V81H213ZM21 80V81H20ZM39 80V81H38ZM46 80V81H45ZM71 80L73 81V82H71ZM103 82H102V81ZM112 80V81H111ZM157 80V81H156ZM159 80H161V81H159ZM164 80V81H163ZM220 80V81H219ZM258 80H261V79H258ZM263 80V81H262ZM261 81H259L261 84V86H263V84L262 83H264V78L262 79ZM8 81V82H7ZM15 81V82H14ZM19 81V82H18ZM36 83H35V82ZM42 81V82H41ZM44 81V82H43ZM76 81H78V82H76ZM117 81V80H116ZM118 81V82H119ZM159 81V82H158ZM169 81V82H168ZM198 82V84H200V85H198L197 84V82ZM202 81H203V84H202ZM204 81H205V83H204ZM250 81H249V83H250ZM18 82V83H17ZM21 82H22V84H21ZM38 82H39V84H38ZM52 82V83H51ZM70 82V83H69ZM74 82H76L77 84H74L73 85V83ZM84 82V83H83ZM100 82V83H99ZM117 83V85H114V83ZM122 82V81H121ZM137 82V83H136ZM141 82H143V83H141ZM147 82V83H146ZM166 84H165V83ZM221 82V83H220ZM225 82V83H224ZM227 82V83H226ZM233 82H235V83H233ZM259 82H257L258 84H259ZM72 83V84H71ZM79 83V84H78ZM91 83V84H90ZM95 83H97L96 85H94ZM112 83H113V86H112V88L110 89V86H109V84L110 85H112ZM163 83V84H162ZM210 83V82H209ZM244 83V82H243ZM254 83V82H253ZM253 83H251L252 84V87H253ZM256 83V82H255ZM7 84H8V86H7ZM18 84V85H17ZM36 84H38V85H36ZM40 84H41V87H40ZM51 84H54L53 86H54V89H53V87H51ZM84 84V85H83ZM86 84V85H85ZM101 84H104V85H101ZM105 84H106V86H105ZM122 84L124 85V83L122 82ZM138 84H140V85H138ZM159 84H162L161 85V87H160V85ZM194 84H196V85H194ZM222 84L223 85H225V86H229L230 84H233L232 86V88H234V89H231V91H228V90H226V91H224L227 87H225V86H222ZM228 84V85H227ZM236 84V85H235ZM26 85V86H25ZM28 85V86H27ZM32 85V86H31ZM43 85V86H42ZM64 85V86H66V87H62V86ZM73 85V86H72ZM90 85V86H89ZM157 85H159V87L157 86ZM168 85V86H167ZM171 85H173L172 87H174V90H175V87L177 86V88L179 89V90H177V92H176V90H175V92L176 93H174V92H171L170 94H171V96H170V98L172 97V96H174V98L172 97L171 99L170 98H168L167 96H169L168 94V92H170L171 90H172V87H171V89H170V87L169 86H171ZM194 85V86H193ZM206 85H207V83H206ZM205 85V86H206ZM210 85H211V87H210ZM234 85H235V87H234ZM12 86V87H11ZM19 86H20V88H19ZM30 86V87H29ZM36 86H37V88H36ZM39 86V87H38ZM48 86H50V87H48ZM61 86V87H60ZM71 86V87H70ZM84 86V87H83ZM87 86H88V88H87ZM93 86V87H92ZM119 86H121V85H119ZM130 86V87H131ZM140 86V87H139ZM143 86V87H142ZM149 86V87H148ZM193 87V89H189L190 87ZM240 86V85H239ZM240 86V88L243 90V88ZM22 87V88H21ZM24 87V88H23ZM45 87H47V88H45ZM81 87V88H80ZM86 87V88H85ZM90 87V88H89ZM109 88V90L111 91H108V92H106V90H108V89H106V88ZM125 87V86H124ZM134 87L136 88V89H134ZM181 89H180V88ZM225 87V88H224ZM250 87V86H249ZM9 88V89H8ZM25 88H27V89H25ZM32 90H31V89ZM51 88V89H50ZM71 88V89H70ZM86 90H85V89ZM95 88V89H94ZM147 88H149V89H147ZM164 88H169V91H167V90H165ZM199 88H201V89H199ZM208 88H210L209 90H208ZM217 88V89H216ZM223 90H222V89ZM229 88V87H228ZM230 88H231V85H230ZM240 88L238 87L237 88V90H240ZM17 91H16V90ZM36 89V90H35ZM56 89V90H55ZM60 89V90H59ZM63 89V90H62ZM82 90V92H81V90ZM106 89V90H105ZM185 90L186 89V91H188L187 93L188 94H184V92H183V95L184 96H182V94H177L179 91L181 92V90ZM198 89V90H197ZM219 89V90H218ZM253 89V88H252ZM14 90V91H13ZM26 90V91H25ZM30 90V91H29ZM62 90V91H61ZM67 90V91H66ZM68 90L70 91V92H68ZM74 90V92L75 93H73L72 91ZM90 90V91H89ZM149 90V91H148ZM159 90V91H158ZM204 90V91H203ZM230 90V89H229ZM242 90H240V91H237V92H241ZM248 90H249V92H248ZM11 91H13L12 92V94H11ZM20 91V92H19ZM27 91L30 93V95H32V96H30L29 95V93H27ZM53 91H54V94H53ZM87 91H88V93H87ZM103 91H105L104 93H105V97L106 98H108L109 99V101H107L108 99H105V98H103L104 97V93H103ZM173 91V90H172ZM185 91V92H186ZM246 91L248 92V93H246ZM16 92V93H15ZM18 92V93H17ZM25 92V96L22 94V93H24ZM51 92H52V94H53V96H52V94H51ZM56 92H58V93H62V95H68L67 97L65 96H62V95H60L59 94V96H58V94L56 93ZM63 92H65V93H68V94H63ZM76 92H78V93H76ZM83 92H86V93H83ZM98 92V93H97ZM102 93V94H100V93ZM146 92V93H145ZM155 92V93H154ZM166 93V95L164 96V95H162V96H164L163 98H162V96L160 95V93L162 94V93ZM179 92V93H180ZM209 94H208V93ZM236 92V91H235ZM71 93H73V94H71ZM82 95H81V94ZM110 95H108V94ZM140 93V94H139ZM168 93V94H167ZM174 93V94H173ZM224 93H225V99H224V97H222V96H224ZM256 92H254V94H255ZM15 94H17V95H15ZM21 94V95H20ZM28 94V95H27ZM50 94V95H49ZM69 94H71V96H69ZM75 94V95H74ZM79 96H78V95ZM117 94V95H116ZM197 94H199V95H197ZM211 94V95H210ZM235 94V93H234ZM13 95V98H11V96ZM15 95V96H14ZM34 95V96H33ZM38 97H37V96ZM42 95V96H41ZM74 95V96H73ZM99 95V96H98ZM111 95L112 96H115V98L114 97H112V99H111ZM132 95V96H131ZM145 95V96H144ZM188 95V96H187ZM230 95H232V94H230ZM10 96V97H9ZM18 96V97H17ZM28 96V97H27ZM77 96H78V98H77ZM136 96V97H135ZM139 96V97H138ZM186 96V97H185ZM249 96V97H248ZM253 96V95H252ZM253 96V97H254ZM24 97V98H23ZM35 97V98H34ZM61 97H63V98H61ZM73 97H74V99H73ZM97 99H96V98ZM118 97V96H117ZM132 97V98H131ZM157 97V98H156ZM207 97V98H206ZM233 97V98H232ZM237 97H238V93H237ZM5 98H7V100L5 99ZM15 98V99H14ZM17 98V99H16ZM21 98H22V100H21ZM38 98V99H37ZM43 98V99H42ZM55 100H54V99ZM61 98V99H60ZM67 98H69V99H67ZM75 98H77V99H75ZM82 98H85V100H83ZM123 98V99H122ZM167 98V99H166ZM176 98V99H175ZM179 98V99H178ZM185 98H187V99H189V100H186ZM204 98V99H203ZM215 98V99H214ZM231 98L232 99H234L235 101L237 100V101H240V100H238L234 95H232V96H230V99L229 100H231ZM1 99V100H2ZM20 99V100H19ZM34 99H36V100H34ZM48 99V100H47ZM56 99H57V101L59 100V103L57 104L56 102ZM65 99V100H64ZM115 99V100H114ZM118 99L119 100H122L124 103H125V105L127 106V108H126V112H125V108L123 107L124 105V103L122 102V105H121V102L119 103L118 102ZM133 99V100H132ZM155 99V100H154ZM159 99H160V101H159ZM163 99V100H162ZM165 99V100H164ZM170 99V100H169ZM205 99H207V100H205ZM9 100H10V102H9ZM12 100V101H11ZM18 100V101H17ZM40 100V101H39ZM52 100H54V101H52ZM67 100V101H66ZM74 100V101H73ZM77 100V101H76ZM96 100H97V102H96ZM101 100H103V101H101ZM141 100V101H140ZM145 100V101H144ZM166 100H168V102L166 103ZM224 102H223V101ZM227 101V103L229 102V100H228V98L226 99ZM242 100V101H243ZM21 101V102H20ZM23 101V102H22ZM38 101V102H37ZM42 101V102H41ZM60 101H61V103H60ZM63 101V102H62ZM72 103H71V102ZM78 101H80V102H78ZM88 101V102H87ZM92 101H93V103H92ZM130 101V102H129ZM137 101V102H136ZM155 101H157V102H155ZM170 101V102H169ZM179 101V102H178ZM207 101V102H206ZM252 101H254L253 103H252ZM257 101V100H256ZM3 103V101H0V104L2 105V103ZM19 102V103H18ZM56 104H55V103ZM67 102V103H66ZM79 104H78V103ZM81 102H83V103H81ZM98 104V107H97V104ZM164 102H165V105H164ZM223 102V103H222ZM225 102V103H226ZM234 102V101H233ZM232 102V103H233ZM241 102V101H240ZM13 103V104H12ZM16 103H17V105H16ZM25 103V104H24ZM27 103V104H26ZM44 103V104H43ZM49 103V104H48ZM76 103H77V106H76ZM87 103V104H86ZM103 103V104H102ZM107 103V104H106ZM163 103V104H162ZM173 103V104H172ZM187 103V104H186ZM212 103H214V104H212ZM226 103V104H227ZM236 103L237 102H235V104H234V106L236 105ZM252 103V104H251ZM258 103V102H257ZM34 105V107H33V105ZM46 104V105H45ZM100 104H102V105H100ZM111 104H112V106H111ZM147 104V105H146ZM151 104V105H150ZM195 104V105H194ZM229 104H231V102L230 103H228V105ZM239 104V103H238ZM0 105V107L2 108V106ZM4 105V106H5ZM9 105V106H8ZM13 105V106H12ZM16 105V106H15ZM59 105L61 106V107H59ZM70 105H72V107L70 106ZM84 105H87L88 106V108H87V106H85V107H83ZM105 105H109V106H107L108 108H106V113L108 114L105 118H107L108 119V121L106 120V119H102V117H101V115L103 114L104 115V109H105ZM121 105V106H120ZM154 105H155V107H154ZM157 105V106H156ZM161 105H162V107L164 108H161ZM200 105V106H199ZM210 105V106H209ZM213 105V106H212ZM3 106V107H4ZM36 106H38L39 108H37ZM46 106V107H45ZM48 106V107H47ZM75 106V107H74ZM99 106H100V108H99ZM102 106V107H101ZM165 106V107H164ZM173 106V107H172ZM191 106V107H190ZM214 106H216V107H214ZM230 106V105H229ZM228 106V107H229ZM248 106V107H247ZM257 106V107H256ZM13 107V108H12ZM15 107V108H14ZM69 107H70V109L74 112V115L76 114V117L78 118H76L74 115H73V112L69 109ZM83 107V108H82ZM90 107V108H89ZM110 107V108H109ZM113 107V108H112ZM115 107V108H114ZM130 107V109H128ZM137 107V108H136ZM140 107H142V108H140ZM144 107V108H143ZM146 107H147V109H146ZM153 108V110H152V108ZM160 107V108H159ZM255 107V108H254ZM37 108V109H36ZM49 108V109H48ZM53 108V109H52ZM62 108V109H61ZM66 108V109H65ZM121 108V109H120ZM139 108V109H138ZM159 108V109H158ZM172 108V109H171ZM232 108H233V105H231L230 106V108H228V109H230V110H232ZM234 108H237V107H234ZM233 108V109H234ZM38 110V111H35V110ZM48 109V110H47ZM56 109V110H55ZM59 109V110H58ZM61 109V110H60ZM74 109H76V110H74ZM83 109V110H82ZM88 109L89 110H91V111H88ZM94 109H95V111H94ZM117 109V110H116ZM137 109V110H136ZM174 109V110H173ZM192 109V110H191ZM200 109V111H198ZM238 109H236V110H238ZM258 109V108H257ZM3 110V109H2ZM13 110V111H12ZM19 110H21L20 112H22V114L23 113H25V114H27V116L25 115V114H23L24 115V117L23 116H19V115H21V113L19 112ZM39 110H41L40 112H39ZM44 110V111H43ZM63 110V111H62ZM98 110V111H97ZM110 110V111H109ZM129 110V111H128ZM130 110H132V112L130 111ZM135 110V111H134ZM157 110H158V112H157ZM195 110V111H194ZM0 111H1V109H0ZM10 111V112H9ZM62 111V113L63 112H65L66 111V113H64V115L66 116H63L64 117V119H63V117H62V115L61 116H59L60 114V112ZM70 111H71V113H70ZM80 111H82L84 114H82ZM86 111V112H85ZM102 113H101V112ZM160 111V112H159ZM198 111V112H197ZM239 111V110H238ZM12 112V113H11ZM17 112V113H16ZM28 112H30V113H28ZM34 112V114L32 115V113ZM39 113V115H37L38 113ZM41 112H43V113H41ZM47 112V113H46ZM88 112V113H87ZM99 113V115H98V117H97V114ZM129 112V113H128ZM149 112V113H148ZM243 111H242V107H241V114L240 113H238V114H240V115H243L242 113H244ZM41 113V114H40ZM46 113V114H45ZM54 113V114H53ZM61 113V114H62ZM86 113L87 114H89V115H91V116H88V115H86ZM113 113V114H112ZM127 113V114H126ZM132 113V114H131ZM158 113V114H157ZM198 113V114H197ZM264 113V112H263ZM6 114V115H5ZM19 114V115H18ZM44 116H43V115ZM55 114H59V115H57L59 118L58 119H56V125L53 127V126H51L50 125V127L51 128H57L58 127V129H56V130H54V131H52V129L49 127V124H51V123H53L55 120H54V118L56 117L57 118V116L55 115ZM110 114H112V115H110ZM117 116H116V115ZM129 114V115H128ZM139 114V115H138ZM149 114V115H148ZM151 114V115H150ZM163 114V115H162ZM196 114V115H195ZM233 114V116L234 117H236V118H233L234 119V121L235 120H238L240 123H239V125L240 126H238L237 124V126L238 127H240L241 128V124H242V128L240 129V130H242V129H244V127H245V125H246V127L245 128H247V126L249 125V127L251 128V129H249V132L251 133V134H249L248 133V130L246 131L247 132V134H249L250 136L248 137V135H247V137H243V139L245 138L246 139V141H247V139H248V141H247V144H245L244 142H245V140L243 141V139H242V141L241 142H239V141H237L236 142V140H238V136H240V134L236 137V134H238V133H236V134H234L233 135V131H234V128H235V126L233 127H229V126H227L228 124H232V122L234 123V121H233V119H231L232 121L230 122V123H228L227 122V118H229L231 115ZM261 115H262V113H260ZM35 115V116H34ZM54 115V118L52 117ZM84 115V116H83ZM86 115V116H85ZM102 115V116H103ZM130 115H132V116H130ZM153 115V116H152ZM189 115V116H188ZM239 115V116H240ZM248 115V114H247ZM246 115V116H247ZM2 116H3V118H2ZM30 116V117H29ZM34 116V117H33ZM71 116V117H70ZM83 116V117H82ZM93 116V117H92ZM96 116V117H95ZM108 116H110L111 117V119L108 117ZM113 116V117H112ZM129 116V117H128ZM138 116V117H137ZM155 116H157V117H155ZM204 116V117H203ZM209 116V117H208ZM227 116V117H226ZM229 116V117H228ZM22 117V118H21ZM40 117V118H39ZM42 117V118H41ZM44 117V118H43ZM60 117H62L61 118V120H60ZM67 117H68V119H67ZM80 117V118H79ZM88 117V118H87ZM123 117V118H122ZM125 117V118H124ZM149 117H150V119H149ZM152 117H154V119L152 118ZM172 117V118H171ZM242 117V116H241ZM254 117H256V118H254ZM259 117V116H258ZM262 117H264V114L262 115ZM262 117H259V118H262ZM13 118V119H12ZM25 118V119H24ZM32 118V119H31ZM38 118V119H37ZM84 118H85V120H84ZM101 118V119H100ZM119 118V119H118ZM128 118H130V119H128ZM134 118V119H133ZM206 118V119H205ZM247 118V119H248ZM30 119V120H29ZM70 119H73V120H75L76 122H74L73 120H70ZM88 119L90 120V121H88ZM112 119H115V120H113L112 121ZM121 119V120H120ZM145 119V120H144ZM153 121H152V120ZM162 119V120H161ZM185 119V120H184ZM225 119H226V122L228 123V124H226V122H225ZM249 119V120H250ZM257 119H258V121H257ZM264 119V118H263ZM67 120V121H66ZM79 120H84V121H87V122H83V121H81V124L82 125H80V121ZM93 120H94V122H93ZM229 120V119H228ZM260 120V121H259ZM3 121V122H2ZM13 121V122H12ZM17 121H19V122H17ZM21 121H23V122H21ZM28 121V122H27ZM34 121H35V123H34ZM41 122L42 121V124H43V122H44V124H45V126L44 125H42V126H44V127H39V126H41V124L39 125V122ZM48 121H50V122H48ZM65 121V122H64ZM92 121V122H91ZM98 121H100V122H98ZM120 121V122H119ZM134 121V122H133ZM137 121V122H136ZM183 121V122H182ZM206 121V122H205ZM237 121V122H238ZM254 121V122H253ZM32 122V123H31ZM70 122H72V123H70ZM83 122V123H82ZM96 122L98 123L97 125H96ZM110 122V123H109ZM113 122V123H112ZM124 122V123H123ZM141 122V123H140ZM159 122V123H158ZM164 122V123H163ZM185 122V123H184ZM188 122V123H187ZM196 122V123H195ZM211 122V123H210ZM20 123V124H19ZM23 123V124H22ZM33 123H34V125H33ZM36 123H37V125H36ZM63 123H64V125H66V126H64L63 125ZM67 123V124H66ZM69 123H70V125H69ZM79 125H78V124ZM85 123V124H84ZM90 123V124H89ZM101 123V124H100ZM121 123H122V125H121ZM148 123H150V125L148 124ZM185 124L184 126L183 125H179V124ZM223 123H225V125L223 124ZM18 124L21 126V127H19L18 126ZM30 124H31V126H30ZM60 124V125H59ZM100 124V125H99ZM112 124V125H111ZM116 124V125H115ZM128 124V125H127ZM164 124V125H163ZM176 124V125H175ZM202 124V125H201ZM210 124V125H209ZM223 124V125H222ZM245 124V125H244ZM248 124V125H247ZM28 127H27V126ZM39 125V126H38ZM77 127H76V126ZM86 125V126H85ZM95 125H96V127H97V129H95L96 127H95ZM219 125V126H218ZM257 125V126H256ZM264 125V124H263ZM14 126H16V127H14ZM24 126V127H23ZM30 126V127H29ZM34 126H35V129H34ZM48 128H47V127ZM99 126H101V128H102V130H101V128H98ZM137 126V127H136ZM159 126V127H158ZM161 126H163V127H161ZM178 126V127H177ZM226 126V127H225ZM237 126H236V128H237ZM5 127V128H4ZM38 127H39V129H42V128H45V129H43V130H39L38 129ZM63 127V128H62ZM79 127V128H78ZM89 127V128H88ZM103 127H105V129L103 128ZM125 127V128H124ZM127 127V128H126ZM134 127H135V129H134ZM141 127V128H140ZM16 128V129H15ZM24 128V129H23ZM31 128V129H30ZM51 129V131H50V129ZM64 129V130H62V129ZM67 128V129H66ZM69 128V129H68ZM83 128H85V129H83ZM90 129V130H88V129ZM93 128V129H92ZM109 128V129H108ZM122 128V129H121ZM144 128V129H143ZM16 131H15V130ZM28 129H30L29 131H28ZM100 129V130H99ZM104 129V130H103ZM169 129V130H168ZM177 129V131H175ZM186 129V130H185ZM27 130V131H26ZM58 130H61L62 131V133H61V131H58ZM66 130V131H65ZM89 131V133H88V131ZM94 130V131H93ZM128 130V131H127ZM142 130V131H141ZM146 130V131H145ZM191 130V131H190ZM196 130V131H195ZM229 130V131H228ZM236 130V129H235ZM238 131V130H236V132L238 131V132H241V131ZM262 130V131H261ZM31 131V132H30ZM41 133H40V132ZM47 131V132H46ZM49 131V132H48ZM57 131V132H56ZM72 131V132H71ZM74 131H76V132H74ZM80 132V134L81 135H79V132ZM84 131H86V133L84 132ZM103 131V132H102ZM105 131V132H104ZM108 131V132H107ZM122 131H125V132H122ZM152 131V132H151ZM174 131V132H173ZM220 133H219V132ZM224 131H226V132H224ZM228 131V132H227ZM243 131H245V129L243 130ZM243 131L241 132V135L242 134H244L243 133ZM1 132H2V134H1ZM21 132V133H20ZM68 132H70V133H68ZM91 132V133H90ZM115 132V133H114ZM141 132V133H140ZM161 132V133H160ZM166 132V133H165ZM246 132H245V134H244V136H246ZM13 133V134H12ZM15 133V134H14ZM18 133H19V136H18ZM25 135H24V134ZM50 133L52 134V136L50 135ZM55 133V134H54ZM68 133V134H67ZM76 133H78L77 134V136L75 135ZM112 133V134H111ZM146 133V134H145ZM152 133V134H151ZM263 135H262V134ZM29 134V135H28ZM43 134V135H42ZM59 134V135H58ZM71 134L74 136H71ZM83 134V135H82ZM92 134V135H91ZM101 134V135H100ZM121 134H124V136L123 135H121ZM129 134V135H128ZM131 134V135H130ZM158 134H160V135H158ZM218 134V135H217ZM254 134V135H255ZM12 135V136H11ZM36 135V136H35ZM42 135V136H41ZM47 135V136H46ZM63 135V139H62V136ZM94 135V136H93ZM105 135V136H104ZM116 135V136H115ZM138 135V136H137ZM140 135H142V136H140ZM177 135V136H176ZM10 136V137H9ZM22 136V137H21ZM24 136V137H23ZM31 136V137H30ZM66 136V137H65ZM80 138H79V137ZM85 136H86V138L88 137V139H86L85 138ZM90 136V137H89ZM107 136H108V138H107ZM111 136V137H110ZM191 136V137H190ZM233 136L235 137L234 139H236V140H234L233 139ZM259 136V137H260ZM15 137H17L16 139H14ZM30 137V139H28ZM61 137V138H60ZM71 137V138H70ZM105 137V138H104ZM118 137V138H117ZM132 137V138H131ZM151 137V138H150ZM164 137H165V139H164ZM190 137V138H189ZM225 137H226V139H225ZM230 137V138H229ZM241 137V136H240ZM257 137V136H256ZM21 138V139H20ZM23 138V139H22ZM57 138V139H56ZM74 138V139H73ZM77 139V141H78V139H81V141H76V139ZM83 138H85V141L83 140ZM109 138H111V139H109ZM114 138V139H113ZM125 138V139H124ZM136 138V139H135ZM163 138V139H162ZM262 138H264V136L262 137ZM27 141H26V140ZM52 139V140H51ZM103 139V140H102ZM124 139V140H123ZM174 139V140H173ZM231 140V141H228V140ZM233 139V140H232ZM5 140V141H4ZM9 140V141H8ZM20 140H22V141H20ZM24 140V141H23ZM56 140V141H55ZM106 140H107V143H106ZM110 140V141H109ZM113 140V141H112ZM117 140V141H116ZM120 140V141H119ZM133 140H135V141H133ZM164 140H166V141H164ZM206 140V141H205ZM254 140V139H253ZM14 141V142H13ZM60 141V142H59ZM66 141V142H65ZM68 141V142H67ZM88 143H87V142ZM129 141V142H128ZM156 141V142H155ZM233 141V142H232ZM237 143V145H235V146H237V147H239L240 148V146L242 147V152L244 151L245 152V154L247 153L251 158H249L248 157V161H254V162H256V161H258L260 158H262L261 159V161L259 160L258 162H257V164H254V163H252L251 161H250V163H252V164H249V163H246V160H247V158H246V156L244 157V158H240V156L238 155V150H239V148H238V150L235 148V146H233L231 143H235V142ZM25 142V143H24ZM84 142H86V143H84ZM111 142V143H110ZM124 142V143H123ZM136 142V143H135ZM169 142V143H168ZM188 142V143H187ZM224 142V143H223ZM230 142V146L232 145L233 147H231V148H235V150H237L236 151V154L238 155V156H235L236 154H235V150H233V152H234V156H233V154H232V152H230V151H232V149L230 148V146L228 145V143ZM238 142L239 143H241L240 145L238 144ZM256 142H257V144H256ZM20 143V144H19ZM26 144V145H24V144ZM51 143H53V146H52V144ZM63 143V144H62ZM77 143H80V144H77ZM102 143H103V145H102ZM143 143V144H142ZM242 143H243V145H246V146H243L242 145ZM252 143H250V145H252V146H250V148L251 147H253V144ZM3 144V145H2ZM22 144V145H21ZM31 144V145H30ZM56 144V145H55ZM68 144V145H67ZM71 144V145H70ZM101 144V145H100ZM105 144V145H104ZM115 144V145H114ZM160 144V145H159ZM167 144V145H166ZM11 145H13V146H11ZM17 145H19V146H17ZM58 145H59V147H58ZM63 147H62V146ZM76 145V146H75ZM85 146V147H83L82 146V148H83V150H82V148H80V146ZM126 145V146H125ZM149 145H150V147H149ZM264 145V144H263ZM11 148H10V147ZM27 146V147H26ZM54 146H55V148H54ZM65 146H66V148H65ZM104 146H106V147H104ZM118 146V147H117ZM135 146V147H134ZM162 146V147H161ZM168 146V147H167ZM12 147H14V148H12ZM16 147H17V149H16ZM71 147V148H70ZM87 147H88V149H87ZM125 147V148H124ZM131 147V148H130ZM154 147V148H153ZM254 147L252 148L253 150H254ZM262 148V150L264 149V147L263 146H261ZM21 148V149H20ZM23 148V149H22ZM32 148V149H31ZM226 148V149H225ZM245 148V149H246ZM249 148V149H250ZM15 149V150H14ZM35 149H37V150H35ZM66 150V152H65V150ZM70 149V150H69ZM77 149V150H76ZM78 149H80V150H78ZM90 149V150H89ZM100 149V150H99ZM105 149V150H104ZM241 149V148H240ZM255 149H256V147H255ZM5 150V151H4ZM9 150V151H8ZM57 152H56V151ZM63 150V151H62ZM68 150V151H67ZM109 150V151H108ZM215 150V151H214ZM16 151V152H15ZM119 151V152H118ZM248 151V150H247ZM251 151V149L248 151V152H250ZM264 151V150H263ZM18 152V153H17ZM61 152V153H60ZM94 152H96V153H94ZM115 152V153H114ZM138 152V153H137ZM193 152V153H192ZM241 152V153H242ZM243 152V153H244ZM31 153V154H30ZM42 153V154H41ZM62 153H64L63 155H62ZM83 155H82V154ZM90 153V154H89ZM114 153V154H113ZM180 153V154H179ZM30 154V155H29ZM47 154V155H46ZM66 154H67V156H66ZM75 154V155H74ZM78 154V155H77ZM127 154V155H126ZM174 154V155H173ZM213 154V155H212ZM239 154H240V150H239ZM262 154V155H261ZM41 155V156H40ZM60 155V156H59ZM91 155V156H90ZM94 155H95V157H94ZM132 155V156H131ZM151 155V156H150ZM188 155V156H187ZM190 155V156H189ZM231 155V156H230ZM243 155V154H242ZM241 155V156H242ZM263 156V157H261V156ZM17 156V157H16ZM32 156V157H31ZM55 156V157H54ZM76 156V157H75ZM81 156V157H80ZM115 156V157H114ZM126 156V157H125ZM157 156V157H156ZM177 156V157H176ZM232 156H233V158H232ZM255 156V157H254ZM260 156V157H259ZM41 157V158H40ZM44 157V158H43ZM53 157V158H52ZM57 157V158H56ZM66 157V158H65ZM71 157V158H70ZM73 157V158H72ZM79 157V159L81 160H77V158ZM87 157V160L85 159ZM91 157V158H90ZM118 157V158H117ZM159 157V158H158ZM5 158V159H4ZM11 158V159H10ZM37 158V159H36ZM39 158V159H38ZM114 158V159H113ZM130 158V159H129ZM157 158V159H156ZM161 158V159H160ZM194 158V159H193ZM253 158H255V160L253 159ZM257 158V159H256ZM36 159V160H35ZM53 159H56V160H53ZM58 159H60V160H58ZM61 159H62V161H61ZM73 159V160H72ZM83 159V160H82ZM84 159H85V161H84ZM179 159V160H178ZM183 159V160H182ZM192 159V160H191ZM212 159V160H211ZM224 159V160H223ZM10 160V161H9ZM42 160V161H41ZM51 161V163H50V161ZM128 160V161H127ZM142 160V161H141ZM176 160V161H175ZM210 160V161H209ZM229 160H231V161H229ZM234 160H236V161H234ZM28 161V162H27ZM77 161H79V162H77ZM97 161V162H96ZM99 161V162H98ZM102 161V162H101ZM116 161H117V163H116ZM120 161V162H119ZM138 161V162H137ZM189 161H191V162H189ZM209 161V162H208ZM244 161V162H243ZM247 161V162H248ZM29 162H31V164H32V166L34 165V167H32L31 166V164L29 163ZM56 162V163H55ZM63 162V163H62ZM66 162V163H65ZM77 162V163H76ZM165 162V163H164ZM234 162V163H233ZM240 162H242V163H240ZM262 162V163H261ZM38 163V164H37ZM48 163H49V165H48ZM57 163H58V165H57ZM73 163H75V164H73ZM83 163V164H82ZM128 163V164H127ZM154 163V164H153ZM172 163V164H171ZM184 163V164H183ZM5 164H6V166H5ZM17 164V165H16ZM28 164H30V165H28ZM48 166H47V165ZM65 166L64 168H63V166ZM74 166H73V165ZM77 164V165H76ZM99 164V165H98ZM119 164V165H118ZM138 164V165H137ZM243 164V165H242ZM259 164V165H260ZM40 165V166H39ZM52 165V166H51ZM60 165V166H59ZM71 165V166H70ZM102 165V166H101ZM212 165V166H211ZM242 165V166H241ZM246 165V166H245ZM258 165V166H259ZM260 165V166H261ZM32 167V169H30L31 167ZM79 166V167H78ZM84 166V167H83ZM140 166V167H139ZM212 168H211V167ZM215 166V167H214ZM238 166V167H237ZM263 166H262V168H263ZM58 167V168H57ZM60 167V168H59ZM90 167V168H89ZM121 167V168H120ZM125 167H127V168H125ZM138 167V168H137ZM161 167V168H160ZM236 167V168H235ZM70 168V169H69ZM71 168H72V170H71ZM75 168V169H74ZM84 168V169H83ZM100 168V169H99ZM205 168V169H204ZM207 168V169H206ZM253 168V167H252ZM255 168H256V166H255ZM255 168H253L254 170V172L257 170H255ZM258 168V167H257ZM262 168H258L259 170H257L256 172H255V174H257L258 173V171H259V173L257 174V175H259L260 173H262L263 172V175H261V176H264V170L262 169ZM25 169V170H24ZM63 169V170H62ZM150 169V170H149ZM155 169V170H154ZM166 169V170H165ZM172 169V170H171ZM241 170H243V168H240ZM17 170V171H16ZM35 170V171H34ZM69 170V171H68ZM76 170V171H75ZM79 170V171H78ZM106 170V171H105ZM201 170V171H200ZM212 172H211V171ZM234 170H235V172H234ZM238 170V169H237ZM261 170V171H260ZM263 170V171H262ZM29 171H32L31 173H29ZM45 171V172H44ZM46 171H48V172H46ZM56 171H57V173H56ZM62 171V172H61ZM66 171V172H65ZM71 171H72V173H71ZM82 173H81V172ZM87 171V172H86ZM130 171V172H129ZM173 171V172H172ZM218 171V172H217ZM232 171V172H231ZM240 171V170H239ZM5 174H4V173ZM16 172V173H15ZM23 172V173H22ZM25 172H26V174H25ZM33 172H35V173H33ZM41 173V175H40V173ZM52 172V173H51ZM54 172H55V174H54ZM79 172V173H78ZM95 172V173H94ZM104 172V173H103ZM253 172V173H254ZM15 173V174H14ZM39 173V174H38ZM43 173H44V175H43ZM47 173H48V175H47ZM67 173V174H66ZM209 173V174H208ZM13 174H14V176H13ZM28 174V175H27ZM30 174V175H29ZM69 174V175H68ZM75 174V175H74ZM198 174V175H197ZM229 174V175H228ZM240 174H242V172L240 173ZM55 175V176H54ZM59 175H60V178H58L59 177ZM62 175H63V177H62ZM66 177H65V176ZM89 175V176H88ZM112 175V176H111ZM131 175V176H130ZM243 175H245V174H243ZM259 175V176H260ZM20 176V177H19ZM33 176V177H32ZM47 177V178H49V179H47V178H45V177ZM54 177L53 179H52V177ZM77 176V177H76ZM145 176V177H144ZM158 176V177H157ZM196 176V177H195ZM198 176V177H197ZM231 176H233L232 177V179L230 180V178H231ZM5 177V178H4ZM7 177V178H6ZM13 177V178H12ZM18 177V178H17ZM23 177V178H22ZM32 177V180L30 179ZM117 177V178H116ZM195 177V178H194ZM212 177V178H211ZM245 177V176H244ZM257 177V176H256ZM255 177V175H254V179L256 178ZM22 178V179H21ZM37 178V179H36ZM43 178V179H42ZM58 179V181H57V179ZM67 178V179H66ZM69 178V179H68ZM73 178V179H72ZM75 178V179H74ZM207 178V179H206ZM246 178V177H245ZM253 178V177H252ZM251 178V179H252ZM258 178V177H257ZM256 178V180H261L262 182H263V180L264 179H262V177L260 178V179H257ZM264 178V177H263ZM2 179V180H1ZM6 179V180H5ZM28 179V180H27ZM30 179V180H29ZM80 179V180H79ZM90 179V180H89ZM137 179V180H136ZM201 179V180H200ZM246 179H248V177L246 178ZM9 180V181H8ZM12 180V181H11ZM14 180V181H13ZM17 180V181H16ZM22 180V181H21ZM35 180V181H34ZM45 180L48 182V180H49V182H48V184H46V182H45ZM72 180V181H71ZM213 180V181H212ZM31 183H30V182ZM51 181V182H50ZM57 181V182H56ZM141 181H143V182H141ZM204 181V182H203ZM212 181V182H211ZM219 181V183H218V185H217V183L216 182H218ZM227 181V182H226ZM230 181V182H229ZM254 181V180H253ZM3 182V183H2ZM65 182V183H64ZM69 182V183H68ZM73 182V183H72ZM82 182V183H81ZM87 182V183H86ZM203 182V183H202ZM6 183H7V185H6ZM10 183V184H9ZM144 183V184H143ZM222 185H221V184ZM254 183H256V181L254 182ZM261 184V182H259V181H257V184ZM30 184V185H29ZM38 184H40V185H38ZM43 184H45V185H43ZM53 184V185H52ZM232 184V185H231ZM248 184V185H247ZM3 185V186H2ZM18 185V186H17ZM29 185V186H28ZM78 186V187H76V186ZM91 185V186H90ZM129 185V186H128ZM204 185V186H203ZM220 185L221 186H223L222 188H223V191H222V188L220 187ZM233 185H235V187L233 186ZM245 185V186H244ZM247 185V186H246ZM25 186V187H24ZM45 186V187H44ZM66 186V187H65ZM75 186V187H74ZM122 186V187H121ZM217 186V187H216ZM250 186V187H249ZM260 186H263V185H260ZM259 186V187H260ZM5 187H7V188H5ZM13 187V188H12ZM20 187V188H19ZM50 187H52V188H50ZM60 187V188H59ZM68 187V188H67ZM88 187V188H87ZM197 187V188H196ZM202 187V188H201ZM232 187H234V188H236V190L233 188L232 189ZM246 187V189H244ZM248 187V188H247ZM16 188V189H15ZM44 188V189H43ZM55 188V189H54ZM76 188V189H75ZM108 188V189H107ZM124 188V189H123ZM200 188V189H199ZM219 188H221V189H219ZM226 188V189H225ZM263 188H264V186H263ZM11 189H12V191H11ZM14 189H15V191H14ZM25 189H27V190H25ZM34 189V190H33ZM60 189V190H59ZM74 189V190H73ZM90 189V190H89ZM144 189V190H143ZM148 189V190H147ZM232 189V190H231ZM3 190H4V192H3ZM6 190H7V193H6ZM17 190V191H16ZM20 190L21 191H26L25 193H23V192H20ZM30 190V191H29ZM39 190V191H38ZM46 190V191H45ZM84 190V191H83ZM140 190V191H139ZM146 190H147V192H146ZM227 190H229V191H227ZM242 190V191H243ZM3 193H2V192ZM33 191V192H32ZM44 191V192H43ZM56 191V192H55ZM128 191H131V193L130 192H128ZM215 191H217L216 192V194H214L215 193ZM219 191L221 192V193H219ZM236 191V192H235ZM241 193H240V192ZM250 191V192H249ZM258 191V192H257ZM9 192V193H8ZM11 192V193H10ZM82 192V194H80ZM92 192V193H91ZM143 192V193H142ZM20 193V194H19ZM27 193V194H26ZM34 193V194H33ZM39 193V194H38ZM45 193V194H44ZM64 193V194H63ZM98 193V194H97ZM175 193V194H174ZM234 193H236V195L234 194ZM238 193H240L239 195H242V197L241 196H239L238 195ZM3 194V195H2ZM10 194V195H9ZM25 194V195H24ZM31 194V195H30ZM36 194H38V195H36ZM42 194V195H41ZM69 194V195H68ZM107 194V195H106ZM173 194V195H172ZM203 194V195H202ZM208 194V195H207ZM218 194V195H217ZM7 195V196H6ZM19 195V196H18ZM22 195V196H21ZM28 195H30V197L28 196ZM80 195H82V197L80 196ZM172 195V196H171ZM216 195V196H215ZM226 195V196H225ZM234 195V197H232ZM248 197H247V196ZM15 196V197H14ZM17 196V197H16ZM25 196V197H24ZM47 196V197H46ZM61 196V197H60ZM71 196H73V197H71ZM76 196V197H75ZM214 196L216 197L215 199H214ZM221 196H224V197H221ZM228 196V197H227ZM236 196V197H235ZM238 196V197H237ZM20 197V198H19ZM49 197V198H48ZM51 197V198H50ZM180 197H181V199H180ZM186 199H185V198ZM189 197V198H188ZM195 197V198H194ZM227 197V198H226ZM239 197H241V198H239ZM5 198V199H4ZM15 198V199H14ZM23 198V199H22ZM25 198H27V199H25ZM38 198V199H37ZM79 198V199H78ZM121 198V199H120ZM126 198V199H125ZM156 198V199H155ZM226 198V199H225ZM238 200H237V199ZM248 198H249V200L250 199H252L251 201H250V203H249V201H248ZM255 198V199H254ZM14 199V200H13ZM30 199H31V201H30ZM90 199V200H89ZM179 199V200H178ZM188 199V200H187ZM211 199V200H210ZM232 199V200H231ZM8 200V201H7ZM13 200V201H12ZM46 202H44V201ZM62 200V201H61ZM74 200V201H73ZM79 200H81V201H79ZM192 200V201H191ZM218 200H219V202H218ZM224 200V201H223ZM228 200V201H227ZM257 200V201H256ZM5 203H4V202ZM20 201V202H19ZM64 201V202H63ZM67 201V202H66ZM129 201V202H128ZM131 201V202H130ZM186 201V202H185ZM190 201V202H189ZM202 201V202H201ZM215 202V204H213L214 202ZM233 201V202H232ZM12 202V203H11ZM14 202V203H13ZM50 202V203H49ZM85 202V203H84ZM89 202V203H88ZM104 202V203H103ZM126 202V203H125ZM218 202V203H217ZM258 202V203H257ZM263 202V203H262ZM3 203V204H2ZM9 203V204H8ZM40 203V204H39ZM48 203V204H47ZM52 203H53V206H52ZM56 203V204H55ZM127 203H129V204H127ZM132 203H134V204H132ZM136 203V204H135ZM151 203H152V205H151ZM162 203H163V205H162ZM217 203V204H216ZM220 203V204H219ZM261 203V204H260ZM11 204H12V206H11ZM32 204V205H31ZM38 204V205H37ZM70 206H69V205ZM73 204V205H72ZM142 204V205H141ZM145 204V205H144ZM179 204V205H178ZM204 204V205H203ZM210 204V205H209ZM5 205V206H4ZM22 206V207H19V206ZM24 205V206H23ZM25 205H26V207H25ZM36 205V206H35ZM43 205V206H42ZM58 205V206H57ZM101 205V206H100ZM108 205V206H107ZM114 205V206H113ZM140 205V206H139ZM183 207H182V206ZM214 205V206H213ZM40 206V207H39ZM84 206H85V208H84ZM139 208H138V207ZM186 206H187V209H186ZM262 206V207H261ZM5 207V208H4ZM43 207V208H42ZM59 207V208H58ZM177 207V208H176ZM194 207H196V208H194ZM222 207H224V206H222ZM226 207V206H225ZM235 207H237L236 205H235ZM16 208V209H15ZM23 208H24V210H23ZM42 208V209H41ZM113 208V209H112ZM183 208H185L186 209V211H184V209ZM210 208V209H209ZM26 209V210H25ZM60 209H61V211H60ZM81 209V210H80ZM201 209H203L204 211H202ZM255 209V210H256ZM263 211H262V210ZM20 210V211H19ZM51 210V211H50ZM116 210V211H115ZM167 210V211H166ZM169 210H170V212H171V210H175V211H178V213H181L182 211L184 212V214H185V216H186V221L184 220L183 221V223H182V221L181 222H179L178 220V222L180 223V224H178V222L177 221H175L176 219V217H174L175 215H172V214H174V212L173 213H171V215H169L168 214V212H169ZM207 210V211H206ZM22 211V212H21ZM114 211V212H113ZM126 211V212H125ZM257 211V210H256ZM7 212H9V213H7ZM19 212H21V214H19ZM58 212V213H57ZM131 212V213H130ZM157 212V213H156ZM169 212V213H170ZM194 212H196V213H194ZM31 213V214H30ZM54 213V214H53ZM57 215H56V214ZM147 213V214H146ZM165 213V215H169V216H167L166 218H168V219H166L165 218V221H164V219L161 221V217H162V214H164ZM167 213V214H166ZM198 213V214H197ZM220 213V214H219ZM262 213V214H263ZM53 214V215H52ZM74 214V215H73ZM156 214V215H155ZM176 215H177V212L175 213ZM187 214V215H186ZM189 214V215H188ZM192 214V215H191ZM217 216H216V215ZM223 214L225 215V218H221V217H223ZM10 215V216H9ZM25 215V216H24ZM38 215V216H37ZM93 215V216H92ZM133 215V216H132ZM165 215H163V216H165ZM179 215V214H178ZM207 215H208V217H207ZM212 215V216H211ZM219 215V216H218ZM221 215V216H220ZM228 215V217H226ZM232 215V216H231ZM238 217H237V216ZM14 216V217H13ZM30 216V217H29ZM37 216V217H36ZM102 216V217H101ZM155 216V217H154ZM161 216V217H160ZM4 217V218H3ZM48 217V218H47ZM57 217V218H56ZM139 217V218H138ZM150 217V218H149ZM261 217H262V215H261ZM18 218V219H17ZM24 218V219H23ZM31 218V219H30ZM44 218V219H43ZM59 218V219H58ZM77 218V219H76ZM79 218V219H78ZM198 218V219H197ZM206 220H205V219ZM220 218V219H219ZM237 218V219H236ZM16 219V220H15ZM21 219V220H20ZM26 219V220H25ZM35 219V220H34ZM39 219V220H38ZM87 219V220H86ZM132 219V220H131ZM178 219V218H177ZM240 219V220H239ZM242 219V220H241ZM3 220V221H2ZM10 220V221H9ZM43 220V221H42ZM52 220V221H51ZM62 220V221H61ZM66 220V221H65ZM104 220V221H103ZM111 220V221H110ZM137 220V221H136ZM160 222H159V221ZM200 220V221H199ZM2 221V222H1ZM55 221V222H54ZM106 221V222H105ZM135 221V222H134ZM140 221H142V222H140ZM169 221V222H168ZM171 221V222H170ZM237 221V222H236ZM35 222V223H34ZM51 222V223H50ZM53 222V223H52ZM137 222V223H136ZM154 222V223H153ZM155 222L158 224L157 225V227H158V229L156 228L155 230L154 229H152L154 226V224H155ZM175 222L177 223V224H175ZM219 222V223H218ZM161 223V224H160ZM230 223V224H229ZM36 224V225H35ZM40 224H43L42 226H41V228L42 229H40ZM46 224V225H45ZM132 224V225H131ZM209 224V225H208ZM238 224H239V226H238ZM85 225V226H84ZM117 225V226H116ZM122 225V226H121ZM135 225V226H134ZM15 226V227H14ZM18 226V227H17ZM189 226V227H188ZM193 226V227H192ZM209 226V227H208ZM220 226H222V227H220ZM229 226H230V228H229ZM56 229H55V228ZM104 227V228H103ZM136 227V228H135ZM177 227V228H176ZM179 227V228H178ZM189 228V230L191 231V233H190V231L188 230V228ZM215 227V228H214ZM233 227V228H232ZM235 227V228H234ZM239 227H241V228H239ZM244 227V228H243ZM264 227V226H263ZM262 227V228H263ZM39 228V229H38ZM66 228V229H65ZM172 228V229H171ZM186 228V230H184ZM192 228H194V229H192ZM196 228V229H195ZM207 228V229H206ZM221 228V229H220ZM224 228V229H223ZM257 228V227H256ZM261 228V230H263ZM24 229V230H23ZM49 229H52V230H49ZM61 229V230H60ZM88 229V230H87ZM160 229V230H159ZM218 229V230H217ZM226 229V230H225ZM242 229V230H241ZM254 228L252 227V229L251 230H253ZM258 229V228H257ZM257 229H256V231H257ZM10 230V231H9ZM15 230V231H14ZM35 230H36V232H35ZM54 230V231H53ZM59 230V231H58ZM144 230V231H143ZM181 230V231H180ZM214 230L216 231V232H214ZM232 230V231H231ZM238 230H240V231H238ZM259 230H260V228H259ZM260 230V231H261ZM14 231V232H13ZM50 231V232H49ZM53 231V232H52ZM134 231V232H133ZM162 231V232H161ZM189 231V232H188ZM203 231H205V232H203ZM220 231V232H219ZM259 231V232H260ZM39 232V233H38ZM45 232V233H44ZM72 232V233H71ZM75 232V233H74ZM128 232V233H127ZM170 232V233H169ZM199 232V233H198ZM209 232V233H208ZM233 232V233H232ZM234 232H235V234H234ZM241 232V233H240ZM251 232V231H250ZM35 233V234H34ZM53 233V234H52ZM134 233V234H133ZM142 233V234H141ZM184 234V236H183V234ZM189 233V234H188ZM204 233V234H203ZM215 233V234H214ZM256 233V232H255ZM20 234V235H19ZM57 234V235H56ZM92 234V235H91ZM177 234V235H176ZM198 234V235H197ZM211 234V235H210ZM214 234V235H213ZM220 234H221V237H220ZM232 236H231V235ZM234 234V235H233ZM256 234H258V233H256ZM261 234V235H260ZM259 235H257L258 237V239L260 238V236H261V238H262V240H264V230H263V232L261 231V233H260ZM15 235V236H14ZM154 235V236H153ZM227 235V236H226ZM229 235V236H228ZM239 237H238V236ZM8 236V237H7ZM18 236V237H17ZM50 236V237H49ZM52 236V237H51ZM152 237V241H150V239L149 238H151ZM181 236V237H180ZM186 236V237H185ZM225 236V237H224ZM241 236V237H240ZM244 236V237H243ZM30 237V238H29ZM159 237V238H158ZM171 237V238H170ZM176 237V238H175ZM183 237V238H182ZM199 237V238H198ZM205 237L207 238V239H205ZM212 237H214V238H212ZM2 238V239H1ZM46 238V239H45ZM132 238V239H131ZM158 238V239H157ZM243 238V239H242ZM246 238V239H245ZM4 239V240H3ZM11 239V240H10ZM17 239V240H16ZM23 239V240H22ZM27 239V240H26ZM32 239V240H31ZM50 239V240H49ZM88 239V240H87ZM106 239V240H105ZM109 239V240H108ZM115 239V240H114ZM134 239V240H133ZM156 239V240H155ZM160 239V240H159ZM181 239V240H180ZM187 239V240H186ZM201 239V240H200ZM219 241H218V240ZM237 239V240H236ZM43 240H45V242L43 241ZM66 240V241H65ZM87 240V241H86ZM127 240V241H126ZM143 240V241H142ZM147 240H148V242H147ZM165 242V240H166V242L164 243L165 245H164V249L163 248H161L162 247V245H163V241ZM173 240V241H172ZM188 240H190L189 242H188ZM204 240H205V243H204ZM212 240V241H211ZM225 242V244H224V242ZM43 241V242H42ZM120 243H119V242ZM155 241V242H154ZM185 241V242H184ZM196 241V242H195ZM231 241V242H230ZM247 241H249V243L247 242ZM53 242V243H52ZM135 242V243H134ZM141 242V243H140ZM202 242V243H201ZM212 242V243H211ZM216 242V243H215ZM219 242V243H218ZM227 242V243H226ZM125 243V244H124ZM129 243V244H128ZM131 243V244H130ZM136 243H139V244H136ZM143 243V244H142ZM149 243L151 244V243H153V244H151V246H149ZM159 245H158V244ZM183 243V244H182ZM185 243H186V245H185ZM191 243V244H190ZM229 243V244H228ZM259 243H260V241H259ZM16 244V245H15ZM128 244V245H127ZM189 244V245H188ZM195 244V245H194ZM217 244H219V245H217ZM222 244H224V245H222ZM233 244V245H232ZM261 244V243H260ZM11 245V246H10ZM139 245V246H138ZM172 245V246H171ZM204 245V246H203ZM213 247H212V246ZM237 245V246H236ZM241 245V246H240ZM250 245H252V244H250ZM118 246V247H117ZM145 246V247H144ZM157 246V247H156ZM159 246V247H158ZM218 246V247H217ZM228 246V247H227ZM246 246V247H245ZM263 246V245H262ZM262 246H260L259 245V248L262 250H260V252H262V253H260V254H262L261 256L264 258V247H262ZM10 247V248H9ZM113 247V248H112ZM122 247H124V248H122ZM134 247V248H133ZM148 247H150V248H148ZM154 247V248H153ZM198 247V248H197ZM224 247V248H223ZM231 247V248H230ZM34 248V249H33ZM184 248V249H183ZM187 248H189V249H187ZM200 248V249H199ZM211 248V249H210ZM214 248V249H213ZM228 248V249H227ZM230 248V249H229ZM14 249V250H13ZM23 249V250H22ZM30 249V250H29ZM57 249V250H56ZM61 249H63V250H61ZM124 249V250H123ZM141 249V250H140ZM143 249V250H142ZM174 249V250H173ZM193 249H195L196 250V252H195V250H193ZM239 249V250H238ZM75 250V251H74ZM107 250V251H106ZM118 250H120V251H118ZM140 250V251H139ZM145 250V251H144ZM163 251V253H162V251ZM166 250V251H165ZM207 250V251H206ZM214 250H216V251H214ZM233 250H235L234 252H233ZM84 251V252H83ZM115 251V252H114ZM129 253H128V252ZM152 251V252H151ZM169 251V252H168ZM179 251V252H178ZM195 253H194V252ZM19 252V253H18ZM97 252V253H96ZM139 252V253H138ZM193 252V253H192ZM215 252H217V253H215ZM230 254H229V253ZM233 252V253H232ZM236 252H237V254H236ZM55 253V254H54ZM88 253V254H87ZM110 253V254H109ZM112 253V254H111ZM196 253H199V255L198 254H196ZM242 253V254H241ZM254 253V254H253ZM259 253V252H258ZM43 254V255H42ZM123 255V256H121V255ZM128 256H127V255ZM152 254V255H151ZM163 254H168L167 256L166 255H163ZM195 254V255H194ZM236 254V255H235ZM14 255V256H13ZM24 255V256H23ZM42 255V256H41ZM60 255V256H59ZM160 255V256H159ZM163 255V256H162ZM172 255V256H171ZM190 255V256H189ZM192 255H194V256H192ZM210 255V256H209ZM233 255V256H232ZM106 256V257H105ZM182 256V257H181ZM235 256V257H234ZM8 257V258H7ZM23 257V258H22ZM77 257H79V258H77ZM122 257H124V258H122ZM160 257V258H159ZM163 257H165V258H163ZM170 257V258H169ZM196 257V258H195ZM199 257V258H198ZM218 257V258H217ZM222 257V258H221ZM239 257V258H238ZM58 258V259H57ZM63 258V259H62ZM102 258V259H101ZM105 258V259H104ZM115 258V259H114ZM130 258V259H129ZM156 258V259H155ZM167 258V259H166ZM173 258V259H172ZM186 258V259H185ZM188 258V259H187ZM198 258V259H197ZM227 258V259H226ZM241 258V259H240ZM23 259V260H22ZM127 259V260H126ZM134 259V260H133ZM141 259H143V260H141ZM151 259H154V260H151ZM230 259V260H229ZM261 259V258H260ZM7 260V261H6ZM30 260V261H29ZM53 260V261H52ZM73 260V261H72ZM96 260V261H95ZM103 260V261H102ZM132 260V261H131ZM164 260V261H163ZM171 260V261H170ZM201 260V261H200ZM223 260V261H222ZM228 260H229V262H228ZM264 260V259H263ZM32 261V262H31ZM89 261V262H88ZM143 261V262H142ZM168 261V262H167ZM208 261H209V263H208ZM213 261V262H212ZM6 262V263H5ZM9 262V263H8ZM47 262V263H46ZM86 262H88V263H86ZM105 262V263H104ZM123 262V263H122ZM125 262V263H124ZM132 262V263H131ZM138 262V263H137ZM187 262V263H186ZM234 262V263H233ZM245 262V263H244Z\"/></svg>",
    "mask_w": 264,
    "mask_h": 264
},
{
    "label": "bare ground",
    "instance_id": "2",
    "mask_svg": "<svg viewBox=\"0 0 264 264\" xmlns=\"http://www.w3.org/2000/svg\"><path fill=\"white\" fill-rule=\"evenodd\" d=\"M0 1H1V3H0V10H2L5 14L7 13V14H6V17H5V16H4L5 14L1 11V12H0V15H1L2 13H3V15L0 16V19H2V20L4 19V20H5L8 16H10V15L8 14V12H7V11H9L8 8H10V10H11L10 12L12 13L11 16H13V15H17V14H18V11L20 12L18 15H19V17H22L23 19H21V18H20V19H17V18H19L18 15H17L16 20H18V22H20V20H25L24 17H23V16H24V11H23V10L25 9V11H26V7H27V4H28V5L30 6V8L27 7L28 10L30 9V12L32 11L33 13L36 12V16H37V19H35V21H37L36 23H37V24L39 23L38 20H40V22L42 23V26L39 24L41 27H40V26H39V27H35V25L32 27V25H31L32 29H31V27H30V29H29V25H30V23L32 22V20H34V19L30 20V22H29V21H24L25 23L27 22V23H26L27 25H26L25 23L22 22V24H21L19 27H21V26L24 25L23 28L27 26V28H28L29 30H28V31H25V30H24L25 28H24L23 30H24L25 32H23V33H19V32H21L20 30H22V27L19 28L18 25H17V22H16V21H15L16 25H14V22H13V21H14V17H8V18H7V21H8V19H10V20L13 19V21H12V20H11V21H8V22L10 23V26H13V27H10V26H9V23H8L7 21H5V22H6V25L4 26V25H3V24H4V22H3L4 20H3V21L0 20V25H1L0 27L2 28V29L0 28V30H1V31H0V36H1V37H0V42H1V43H2L5 39H6V41H8V40H13V41H12L13 43H14V41H15V43H16V41H17V42H18V41L20 42L21 39H22L21 41H23V39H25L26 41H28V42L30 41V42H32V43H33V42H38V41H39V42H40V41H44V39H45V41H46V40H49V39H47V37L49 36V33H50V35H53V34H54V33L51 31V30H52L51 26L53 27V23H54L53 21H54V20L57 21V20L60 18L59 16H61V15H58L60 12H62V11H63V12H66V11H64V10H67V9H68V10H67L68 12H70L71 10L74 12V13H73V12L71 13V14H72L71 16H72V18H74V19H73L74 21L76 20V21H75L76 23L73 22V21H71L70 24H69V25H71V26H70L71 28H70L69 26H67V29H68L69 33L75 32V34H74V33H72V34L75 35V36H74V35H73V36L76 38V41L78 40V41L81 42L82 39H83V37L81 38V36H83L84 34H86L85 31H87V29H88V30H89V35H91V33H92L93 35H97V34H98L97 37L100 39L98 42H96V40L94 41V39H93V42H94V43L92 42L91 45L96 44V43H97L96 45H98V43H99L100 46H101L105 41H107L108 37H112V36H110V34H109V36H107L108 33H110V31L112 32V30H110L111 27L108 26V29H109L110 31L106 28L107 31H108V33H107L106 30H104V31H105V32H103L104 34H102V36H100L101 34L99 35V33H102L103 28H105V27H103V28H101V29H100V27H99V30H98L99 33H98V32H97V29H96V31L93 30L95 24H96L97 26H100L99 24H101V23L103 22V21H102L103 19H101V18L105 17L106 14H107V12H108V13H111V12H114V10H116V9L113 10V6H112V5L115 4L116 2H117V3L115 4L116 6H114V7H117L120 3H121V5L123 4L124 6H126L127 4L130 3L128 6H126V8H128V10H129V6H131L132 3H134V1H138V0H132L133 2H132V1L130 2V0H128V1H127V0H104V1H107V3L110 2V3H108L110 6H109V5H106L107 3H106V2H103V0H101V1H100V5H98V6H100V7H96V4H94V3L92 2L93 0L89 1V2H92V3H93V4H92L93 6H91V3L89 4L88 2H85L86 0H73V2H74V1H76V2L78 1V2L76 3V5H75V4L72 5V3H73L72 0H47V1H46V0H34V1H32V2L30 1L31 4H29V1H28V0H27L28 3H27L26 0H23V1H20V0H13V1H12V0H7V1H9V3H10V1H11V3H12L10 6H9V4H8V8H7V4H5L3 0H0ZM87 1H88V0H87ZM94 1H95V0H94ZM98 1H99V0H97V2H98ZM118 1H119V2H118ZM139 1H141V0H139ZM139 1H138V4L135 2L136 5H137V8L140 7V8H138L139 10H137L136 7H135L134 5H132V8L130 7V8H131L130 10H132V12H135V11H136L135 13H133V14H135L136 16H134V15L132 14V16H133L134 19L132 18L131 15H129V12L131 13V11H129L128 14H126L125 12H126L127 9H125V8L122 7V8L125 10L124 15H126V16H124V19H123V15H120V16H121V17L119 16L120 18L117 17V15H119V14H121V13L123 14V10L120 12V11H118V9H117V11L119 12V14L117 13V15H114V14H115V12H114V13H112V16L114 15V16H113L114 18H119V19H116L115 21H113L114 19H113V20L110 19V18L108 19L107 17H109V16H107L106 18H107V20H108V23H107V20H106V22H105V20H104L103 24H104V23H107L108 25H109V24H112V26H113L115 23L117 24V23L119 22V25H121V26H120L121 31L118 30V31L116 32V30H114V32H112L113 35L115 34L114 37H113V40H114V38H115V39L118 38V39L120 40V33H121V36H122V39H123V40H121V44H123V46L125 45L124 47H127V45H128V47H130V46L132 45V44H131V41L134 42L133 45H135V44L137 45L138 43H137V42L135 43V41H134L135 39H137V40L139 39L138 42H139V41H145V40L150 39L149 37H148V39H146V38H147V35L145 36L144 34H147V33L151 32L152 30H153V31H152L153 34H158V33H157L158 31H156L155 28H156V27H157L156 29H158V27L160 28V25H161L162 28H165V27H166L165 29H166V30L168 29V30L165 31V32H167L166 35H168V37H169L168 39H169V40H170L173 36H175V35H172V36L170 37V33L168 32V31H171V30H172V29H169V28H172L171 26L173 25V24H172L170 27L168 26V25H170V23H171V22H169V20H168L169 17H168V19H167V22H165V21H166V20H165V17L167 16L166 13H165V14H162L163 17H161V16H162L161 13H164V12H165L164 10H167V11H168V8H169V7H168V8H166V7H167L168 5H171V4H170V2H171L170 0H168V1H166V2H165V1H164V2H161L160 0H158L159 3L161 2V4H160L161 6H164L163 3L167 4V6H164V9H162V7L160 8V6L158 5V4H159L158 1L155 2L156 5H155V4L152 5L153 3L150 5V4H149L150 2H145V0H144V2L147 3L146 6H148V7L145 6V3H144V2H143V4H142V3H141L142 1L140 2V3H141V4H140ZM153 1H154V0H153ZM169 1H170V2H169ZM172 1H175V0H172ZM176 1H177V0H176ZM186 1H189V0H186ZM206 1H207V2H206ZM217 1H218V0H214L213 2L210 1V0H209V1H208V0H204V3L206 2V4H207V3L210 2L211 6H212V4H213L214 2H217ZM220 1H222V3L219 2V4H220L221 6H223V5L226 6V7L223 6L224 8H227L228 6H230V8H228L226 11L221 12V13H223V16H220V15H222V14H220V15L218 14V15L221 17V19L219 18V16L216 17V18H214V21L218 19L217 21L219 22V20H220V23H218V22L216 21L217 25L221 24V22H222L223 25H222V24H221V25L225 28L226 25L224 26V24H225V23L227 24V20H228V18L230 17L229 20H228V21H229L228 23H230V24H229V25L227 24L228 29L225 30L223 27H222V28L219 27L220 30L224 29V30H222V31H223L222 35L220 34L221 31L219 32V34H220L221 36L218 35L220 40H221V38L223 39L222 42H221L219 39H217V38H218L217 36L214 35V36L216 37V40H217V41H220V43H219V42L217 43V41L214 40L215 38L213 37V33H211L210 31H207V30H209V29H207V27H205L206 30H205V28H203V30H201L202 34H201V35L197 34V38H196V39H195V37L193 36L194 38H192V39H193V40H192V39H191V35H190V33H187V32H186L187 34H189V35L187 36L186 33H183V34H182V32H180L183 36H184V34L187 36V37L184 36V37L182 38V39L185 40V41H183L182 39H180L181 36H182V35L180 34V36H178V37L175 36V37H174L175 39L172 38V39L170 40V41H174L175 43H174V42L171 43V42L169 41V44L171 43V44H174V45L176 46V43H177V44H182V46H183V43H184V42H187V41L189 42V41H190L189 39L187 40V38H190V39H191L190 42L194 41V39H195V41H197L196 44H197V45H201L200 47H201V49H202L203 52H204V49H203V48H204L205 46L209 47L210 45H213V44H217V45L219 44V45H218L219 48L222 49L223 51L220 50V49L218 48L219 50H217V51L220 52V55H218V56L216 55V56L219 57V56H221V54H222L223 56H225V57H223V58L226 60L228 57H226V54H225V55L223 54L224 49L226 48L225 50H227V49L229 50L228 46H230V49H231L232 45H230L229 42H228V43H229V45H228L227 41H230V42L232 41V40H228V39H231L232 36H234V35H232V33H234L233 31L236 30V28H235L236 26H235L234 24H235V23H239V21H238L239 19H237V20L235 19V18L237 17V15H235V13H234V16H235V17H233V18H234L233 20H236V21H231V20H230L231 17L233 16V12L235 11L236 8H238V7L240 6V3H243V6H244V4H245L244 7H247V8H248V6H249V9H250L251 7H253V4H254L255 2H253V1L251 0L252 3H253V4H252V3H250V2H251L250 0H247L248 2H246V0L243 1V2H240V1H242V0H240V1H239V0H236V3H233V1L235 2V0H220ZM223 1H225V2H223ZM249 1H250V2H249ZM5 2H6V1H5ZM49 2L51 3L50 5H49ZM83 2H84V3H83ZM95 2H96V1H95ZM101 2H103L104 5H105V6H108L109 8L112 7V9H111L112 11H110V9H109V11H108L107 9L105 10V8L101 7V6H102V5H101V4H102ZM128 2H129V3H128ZM167 2H168V3H167ZM190 2H191V1H190ZM193 2L196 3V2H200V1H197V0L194 1V0H193V1H192V4H193ZM201 2H202V1H201ZM201 2H200L199 4H201ZM226 2H228V3H226ZM239 2H240V3H239ZM245 2H246V3H245ZM3 3H4V4H3ZM85 3H88V4H85ZM105 3H106V4H105ZM135 3H134V4H135ZM157 3H158V4H157ZM171 3H172V2H171ZM173 3H175V2H173ZM185 3H186V2H185ZM202 3H203V2H202ZM204 3L201 4V5L203 6ZM225 3H226V4H225ZM238 3H239V6H238ZM1 4H2V5H1ZM70 4L72 5V6H71V9L69 8ZM84 4H85L87 7H86ZM139 4H140V5H139ZM175 4H176V3H175ZM175 4H173V7L176 6ZM187 4H188V5H189V4L191 5V3H188V2L186 3V5H187ZM206 4H205V6H206ZM215 4H216V3H215ZM233 4L237 5L238 7L236 6V8L234 9L233 7H231V6H233ZM250 4H251V6H250ZM255 4L257 5V6H256V5L254 6V7H255V10H256L257 8H258V10L260 9V12H261V13H259L258 10H257V12H258L259 14H261V15H259V14H258L259 16L256 15V16H257V17H255L256 20H255V19L251 20L252 24H251V22L249 21L248 23L251 24L250 26H249V24L247 25V23H246V25H247L246 27H247V28H248V27H249V28H252V27H253V28H256L255 30H256V31L258 30L257 32H259V31L261 30V32H260L261 34L258 35L259 33H256L254 29H253V31H252V29H249V28H248L247 30L251 32V33L249 34V32H248V31L246 30V28L243 26V25L245 24V22H244V24L242 25V27H241V25H240V28H242V29L244 30V32H245V31L248 32V34L246 33V35H247L249 38H251V40L249 39L250 41L247 42L246 39H247L248 37H247V38H243V39L240 38V39L243 40V41L241 42V40L238 39V41H237V45L239 46V44H238L239 41H240V44H241V43H244V45L241 44V46H239V47L242 48V47H245V44L250 43L252 40H254V41H252V44H254V45L251 46V47H252V51H253V50L256 51V49H257L256 52H257V55H258V52H259V56H257V55L254 53V51H253V52H250V53H251V55L253 56V58L255 57V59H256V57H257V58L259 57L258 59L261 60V58L263 57V60H261V62L258 61V59H257V61H255V59H253V58L251 57L250 53H249V54L247 53V54H248V57H249V58H247V57H246L247 54H246L244 51H241V50H244V48L241 49L240 51H241L242 53L244 52L245 54H244V53H243V54H244L245 56L242 55V53H241L240 51H238V50L240 49L238 46H237V48H239V49H237V52H238V54L241 53L240 56L238 55L240 58L242 57V58L240 59L241 62H245L246 59L249 60L250 57H251V59H250L251 61H249V62L246 61V62L251 63L252 61H254V63L252 62V66H251V64H250V66L252 67V70H253L252 73H254V71H256V73H257V71L260 70V71H258V76H260V78H258L257 75H256V76H255V75L251 76V75H252V73H251V75H249V76H251V80H252L254 83L251 82V81L249 80L250 77L248 78V76H247V79H246L247 81H242V82L240 81V84H239V80H241V79H240L241 76L243 77V73H242V71L240 72V70H239L240 67H237V69H235V72H237V71L239 70L240 73H238V74H239V75L242 74V75L239 76L240 78H239V77L237 78V76H236L237 74L234 72L235 77H236L237 79H235V77H233V78H234V81H235V80L237 81V82H236L237 85H236V84H235V85L238 86L239 88H240V86H241L242 84H243V86H244L246 83L249 84L248 86L245 85L244 87H247V88L253 90V92H252V91H250V92H251V94L253 93V94H252L253 96H254V95L256 96V98H257L256 100H257V101L254 100L255 102L252 101V103L254 102V105H255V104L258 105V107L256 106L258 109L256 108L255 110H257V112L260 111V113H262V115H263V114H264V113H263V112H264V83H262L263 86H261V85H260L261 83H260L259 81H261L264 77L262 78L261 73H259V72L262 71L261 67L264 66V64H263L264 56L261 54V52L263 53L262 50H264V48H263V46H264V38H263V37H264V36H263V35H264V32H263V31H264V18H260V16H261V17L264 16V0H258V1H256ZM4 5H5V6H4ZM23 5H24V7H25L24 9H22V8H23V7H22ZM89 5H90L91 7H90ZM138 5H139V6H138ZM142 5H144V6L146 7V9L144 8V6H143V8L141 9V6H142ZM174 5H175V6H174ZM188 5H187V6H188ZM190 5H189V6H190ZM193 5H194V4H193ZM213 5H214V4H213ZM220 5H219V6H220ZM235 5H234V6H235ZM241 5H242V4H241ZM247 5H248V6H247ZM3 6H4L5 8H7V9H4ZM88 6H89V7H88ZM151 6H152V9H151ZM158 6H159V9H162V10H163V12H162V10L159 11V9H158L159 13H158V11H155L156 8H154V7H157V8H158ZM191 6H192V5H191ZM207 6H209V4H208ZM221 6H220V8H221ZM67 7H68V8H67ZM82 7H83V8L85 7L84 10H86V8H88V9L90 8L88 11H90L91 9H93L92 7L95 8L94 10H95L96 12L93 10V13H94V12L96 13V14H95V13H94V14L96 15L97 21H96L95 15H93V17H92L91 13L87 14L86 11H85L86 15H89V16L91 15V17L88 16V17H89V19H87L88 21L86 20V18H88L87 16H86L85 18H84V17H83V18H84V20H86V24H87V25L91 24V23H89V22H90L92 19H93L92 22H96L95 24L92 23L94 26L91 27V30H93V32L95 31V33H97V34H94L89 28H87V29H85V30H84V28H80V27L83 26L84 24L82 25V24H81L82 22L78 23L79 21H77V17L75 18V15L78 14V12L81 10ZM118 7H120V6H118ZM133 7H134L135 9H134ZM149 7H150V8H149ZM209 7H210V6H209ZM223 7H222V8H223ZM66 8H67V9H66ZM100 8L103 9V10H105L106 13L103 14V13L105 12V11H104L103 13L100 14V12H102ZM120 8H121V7H120ZM122 8H121V9H122ZM148 8L151 9V10H149ZM165 8H166V9H165ZM170 8H171V6H170ZM170 8H169V10H170ZM179 8H180V7H179ZM222 8H221V9H222ZM232 8H233L234 10H233ZM12 9H13V10H12ZM31 9H32V10H31ZM69 9H70V11H69ZM96 9H98V11H99V10H100V11L97 12ZM133 9H134L135 11H134ZM153 9H155V10H153ZM184 9H185V8H184ZM229 9H230V12H229ZM119 10H120V9H119ZM128 10H127V11H128ZM144 10H145V11H144ZM180 10H181V8H180ZM199 10H200V9H199ZM199 10H198V11H199ZM222 10H225V9H222ZM231 10H232L233 12H232ZM236 10H237V9H236ZM246 10H248V9H246ZM13 11H14V12H13ZM22 11H23V12H22ZM77 11H78V12H77ZM91 11H92V10H91ZM139 11H140V12H139ZM149 11H153V12L155 11V12H154V13L151 12L152 14H150ZM175 11H176V10H175ZM184 11H185V10H184ZM184 11H183V12H184ZM187 11H188V9H187ZM196 11H197V10H196ZM10 12H9V13H10ZM21 12H22L23 14H22ZM27 12H29V11H26V13H27ZM63 12H62V13H63ZM76 12H77V14H76ZM81 12H83V10H81ZM138 12L140 13L141 16H139V13H138ZM142 12H145L146 14H147V12H148V15H146L145 13L142 14ZM160 12H161V13H160ZM168 12H169V11H168ZM168 12H167V13H168ZM176 12H177V11H176ZM191 12H192V11H191ZM191 12H188V13L190 14ZM207 12H208V10H207ZM207 12H206V13H207ZM225 12H226L227 15H229V14L232 12V13H231L232 16H229V17H228L226 14L224 15ZM235 12H236V11H235ZM237 12H238V11H237ZM237 12H236V13H237ZM239 12H240L241 14L243 13V12H241V10H239ZM244 12H245V11H244ZM251 12H254L252 8H251ZM257 12H255V14H257ZM11 13H10V14H11ZM14 13H17V14H14ZM57 13H58V14H57ZM62 13H61V14H62ZM93 13H92V14H93ZM174 13H175V12H173V8H172V14H171V16H173V15L176 16V19H175V20L177 21V17H178V16L175 15ZM177 13H178V12H177ZM200 13H201V12H200ZM203 13H204V12H203ZM208 13H209V12H208ZM217 13H218V12H217ZM228 13H229V14H228ZM21 14H22L23 16H21ZM157 14H158V15H157ZM159 14H160V15H159ZM186 14H187V13H186ZM246 14H248V13H246ZM32 15H35V14H32ZM67 15H68V14H67ZM80 15H81V14H80V12H79V16H80ZM98 15H99L100 17H99ZM107 15H108V14H107ZM143 15H144L145 18L143 17ZM145 15H146V16H145ZM149 15H150L151 17H150ZM152 15H153V16H152ZM164 15H166V16H164ZM178 15H179V14H178ZM243 15L245 16L244 13H243ZM253 15H254V13L252 14V18H254V16H255V15H254V16H253ZM262 15H263V16H262ZM25 16H26V15H25ZM73 16H74V17H73ZM84 16H85V15H84ZM115 16H116V17H115ZM159 16H160V17H159ZM174 16H173V18H174ZM205 16H206V15H205ZM213 16H214V15H213ZM225 16H226V18H225ZM238 16H239V15H238ZM2 17H5V18H2ZM28 17H29V16H28ZM33 17H34V16H33ZM39 17H40V18H39ZM58 17H59V18H58ZM153 17H155V18L157 19V21H156V19L153 18ZM179 17H180V16H179ZM179 17H178V18H179ZM195 17H196V16H195ZM209 17H211V15H209ZM25 18H26V17H25ZM30 18H31V17H30ZM34 18H36V17H34ZM38 18H39V19H38ZM57 18H58V19H57ZM70 18H71V17H70ZM90 18H91V20H90ZM99 18L101 19L102 22L99 20ZM150 18H153V19H150ZM173 18H171V19H173ZM212 18H213V17H212ZM252 18H249V17H248V20H250V19H252ZM42 19H43V22H42ZM62 19H63V18H62ZM66 19H67V18H66ZM120 19H121V20H120ZM146 19H148V20L150 19L148 23H147ZM160 19H162V20L160 21ZM258 19H259V20H258ZM262 19H263V20H262ZM26 20H27V19H26ZM71 20H72V19H71ZM94 20H95V21H94ZM110 20H111L112 22H111ZM117 20H120L121 22H120V21H117ZM144 20H145L146 22H145ZM154 20H155V22H157V23H158V21H160V22H162V23H160V22H159V24H157V23H156V24H155V23H152V21L154 22ZM163 20H164V21H163ZM173 20H174V19H173ZM173 20H172V21H173ZM223 20H226V21H223ZM246 20H247V19H246ZM248 20H247V21H248ZM47 21H48V22H47ZM49 21H52L53 23H52V22H49ZM109 21H110V23H109ZM199 21H200V20H199ZM211 21H212V20H211ZM253 21H255L256 23L254 22V24H253ZM11 22H13V24H12ZM143 22H145V23L148 24V25H146V24L143 23ZM164 22H165V24H166L165 27L162 26ZM168 22H169V23H168ZM173 22H174V21H173ZM224 22H225V23H224ZM1 23H3V24H1ZM28 23H29V24H28ZM32 23H33V22H32ZM36 23H35V24H36ZM46 23H47L48 25H46ZM51 23H52V25H51ZM59 23H60V22H59ZM77 23H78V24H77ZM149 23L152 24V25H151L152 27L150 26ZM188 23H189V22H188ZM208 23H210V22H208ZM232 23H233V25H232ZM37 24H36V26H38ZM73 24H74V25H73ZM79 24H81L80 27H78ZM86 24H85V26H86ZM92 24H91V25H92ZM103 24H101V27H102ZM142 24L145 25V27L142 28L144 31H143L142 29H140L141 26L143 27ZM241 24H242V22H241ZM2 25H3L4 27H2ZM45 25H46L48 28H47ZM154 25H155V27H154ZM157 25H158V26H157ZM177 25H178V24H177ZM197 25H199V24H197ZM209 25H210V24H209ZM221 25H220V26H221ZM236 25H237V24H236ZM254 25H255V26H254ZM15 26H17L18 28L15 27ZM56 26H57V25H56ZM58 26H59V25H58ZM63 26H64V25H63ZM72 26H73L75 29H73V30L71 31V29L73 28ZM75 26H76V27H75ZM115 26H117V25H114L113 27H115ZM146 26H148V27L150 26L151 28H148V27H146ZM167 26H168V27H167ZM200 26H201V25H200ZM206 26H207V25H206ZM213 26H214V25H213ZM229 26H230V27L232 26V27L229 28ZM237 26H238V25H237ZM5 27H8V28L5 29ZM34 27H35V29H33ZM45 27H46V28H45ZM65 27H66V26H65ZM77 27H78V28H77ZM153 27H154V28H153ZM192 27H193V26H192ZM195 27H196V25H195ZM203 27H204V26H203ZM233 27H234V28H233ZM10 28H11V29L13 28V29H12L13 31H10V30H11ZM55 28H56V27H55ZM69 28H70V29H69ZM92 28H93V29H92ZM115 28H118V27H115ZM145 28H146V29H145ZM147 28H148V29H147ZM162 28H160V29H162ZM244 28H245V29H244ZM4 29L6 30L5 34H4V31H5ZM9 29H10V30H9ZM16 29H18V30H16ZM19 29H20V30H19ZM44 29H45V31H46V29H47V31L45 32ZM53 29H54V28H53ZM56 29H57V28H56ZM67 29H66V32H68ZM149 29H150V30H149ZM182 29H183V28H182ZM189 29H190V28H189ZM231 29H232L233 31H232ZM234 29H235V30H234ZM2 30H3V31H2ZM14 30H16V31H18V32L14 31ZM58 30H59V29H58ZM62 30H63V29H62ZM100 30H102V31L100 32ZM139 30L141 31V33L138 32ZM145 30H147L148 32L145 33V32H146ZM154 30L156 31V33H154ZM227 30H228V31H227ZM59 31H60V30H59ZM142 31H143V32H142ZM230 31H232L231 34H230ZM9 32H10V33H9ZM51 32H52V34H51ZM63 32H64V30H63ZM115 32H116L118 35H117ZM119 32H120V33H119ZM162 32H164L163 29H162ZM162 32L159 31V35H160V33H162ZM165 32H164L163 34H164V36L166 37ZM192 32H193V31H192ZM201 32H200V33H201ZM225 32H226L227 34H226ZM228 32H229L230 35L228 34ZM238 32H239V31H237V33H238ZM252 32H253V33H252ZM262 32H263V33H262ZM60 33H61V32H60ZM122 33H124V34L126 33L127 35H126V34L123 35ZM139 33H140V36H141V34L144 33L143 36H141V37H142V39H144V38L146 37L145 40H140V38H141L140 36H139V38H137L138 35H139ZM172 33H173V32H172ZM87 34H88V33H87ZM106 34H107V35H106ZM149 34L152 35V33H149ZM163 34L160 35V36H161L160 38H165L164 36L162 37ZM178 34H179V33H178ZM234 34H235V33H234ZM251 34H252V35L255 34V36H256V34H257V38L255 39V38H254V37H255L254 35H253V37H252V36L250 37ZM262 34H263V35H262ZM3 35H4V38H3ZM59 35H60V34H59ZM66 35H67V34H66ZM104 35H106V36H104ZM111 35H112V34H111ZM128 35H129V36H128ZM159 35H158V36H159ZM198 35H199V36H198ZM216 35H217V34H216ZM225 35H227V36H225ZM246 35H245V36H246ZM5 36H6L7 38H5ZM69 36H70V35H69ZM77 36H78V37H77ZM116 36H117V37H116ZM118 36H119V37H118ZM125 36H126V38H125ZM127 36H128L130 39H128ZM144 36H145V37H144ZM148 36H149V35H148ZM158 36H153V37H158ZM189 36H190V37H189ZM230 36H231V37H230ZM70 37H72V36H70ZM74 37H73V40L75 41ZM102 37H103L104 41H103ZM104 37H105V38H104ZM123 37H124V38H123ZM227 37H229V38L226 39ZM258 37H259V38H258ZM260 37L263 38V39H261ZM53 38H55V37H53ZM53 38H51V41L54 42V39H53ZM67 38H68V35H67ZM77 38H78V39H77ZM93 38H94V37H93ZM184 38H185V39H184ZM233 38H234V37H233ZM2 39H3V41H1ZM64 39H65V38H64ZM80 39H81V40H80ZM85 39H86V38H85ZM101 39H102V40H101ZM124 39H125L126 41H125ZM173 39H174V40H173ZM257 39H258V40H257ZM259 39H260V45H257L258 42H259ZM55 40H56V39H55ZM97 40H98V39H97ZM128 40H130V41H129V42H130V45L128 44ZM137 40H136V41H137ZM175 40H176V41H175ZM212 40H214V41H212ZM244 40H245V42H244ZM255 40H256V41H255ZM261 40H262L263 42H262ZM49 41H50V40H49ZM74 41H73V42H74ZM76 41H75V42H76ZM83 41H84V40H83ZM83 41H82L83 44L80 43V42H78L80 45L76 42V44L79 45V46H76V44L73 45V42H72V41H71L72 43H70V39H69V43H70V44H69V43L67 44V43L65 42V43L67 44V46L64 45V48L62 47L63 45H61V43L59 42L62 48H61L60 46H59V47H60L62 50L58 48L61 52H60L59 50H56V51L59 52V54H58L57 52H56V53L58 54V55H57L58 57H61V58H60V59H61V60H60L61 63L59 62V59H57L58 57H55V60H54V61H55L56 63H54V61L52 62V63H53V67H52V66L50 67V65H48V66L52 69V68L55 67L54 65H56L57 63H59V64H61V66H65V68L68 67V69H69V67H70V65H71V64L69 65V63H71L70 61H72V60L74 61V60H75V59H72V57H74V58H75V56L78 57V55L81 53V56H82L81 58H82V59H83V57H84V59H85V57L87 58V57L89 56V53L91 52L90 54H92L93 52H92V51L89 52V47H90L91 45H89V47H88V45H87V46H86L87 48H86L85 45H86L88 42H85V43H84ZM90 41H91V40H90ZM102 41H103V42H102ZM116 41H118V40H116ZM124 41L127 42V44H126ZM148 41H150V40H148ZM148 41H146V42H148ZM152 41H153V40H152ZM152 41H151V43H152ZM161 41H162V40H161ZM161 41H160V42H161ZM167 41H168V40H167ZM167 41H165V39H164V42H167ZM178 41H179V43H178ZM195 41L192 42V44H193V43L195 44ZM211 41H212V42H215V43H212ZM224 41H225L226 43H225ZM257 41H258V42H257ZM9 42H10V41H9ZM101 42H102V44H101ZM109 42H110V41L105 42V43L110 44ZM112 42H113V41H111V43H112ZM119 42H120V41H119ZM160 42H159V43H160ZM181 42H182V43H181ZM223 42H224L225 44H222ZM233 42H234V41H233ZM235 42H236V41H235ZM256 42H257V43H256ZM41 43H42V42H41ZM41 43H39V44H40V48H41V45H42ZM46 43H48V42L46 41V42L43 43V44L46 45ZM55 43H56V42H55ZM65 43H64V44H65ZM89 43H91V42H89ZM114 43H115V41H114ZM124 43H125V44H124ZM209 43H211V44L209 45ZM261 43H262V44H261ZM35 44H36V43H35ZM48 44H49V43H48ZM107 44H103L104 47H106ZM141 44H142V42H141ZM143 44H144V42H143ZM143 44H142V45L138 44V45H140V46H139L140 49H141V46H143ZM149 44H150V42H149ZM152 44H153V43H152ZM161 44H162V43H161ZM163 44H164V43H163ZM167 44H168V43H167ZM220 44H221V45H220ZM255 44H256V45H255ZM133 45H132V47H131V48H133V49L130 48L132 51H131V50L129 51V49H127V51H129L130 53L134 52V54H136V52H139V51H137V48H138V50H139V47H138V45H137V46L135 45V46H134L135 48H134ZM144 45H145V44H144ZM147 45H148V44H147ZM158 45H160V44H158ZM222 45H223V46H222ZM224 45H225V46L227 45V47H225ZM247 45H248V44H247ZM247 45H246V46H247ZM249 45H250V44H249ZM261 45H262V46H261ZM28 46H29V45H28ZM32 46H33V45H32ZM32 46H31V47H32ZM36 46H37V45H36ZM65 46H66V47H65ZM123 46H120V47L124 49ZM152 46H153V45H152ZM152 46H151V47H152ZM155 46H156V45H155ZM164 46H165V45H164ZM164 46H162L163 48H162V49H159V51H160V50H161V51H164ZM169 46H170V47L167 46V48H171L172 50H174L173 45H169ZM171 46H172V47H171ZM178 46H179V45H177V47H175V50H176V49H177V50H176V52H175L174 54H172V56L174 55L173 57L171 56V54L169 55V53L167 54L168 56H165V57H166L167 59H168L169 57H172V59L175 58V61H176V59H178V57L180 56V55H177V53L182 52V51L184 50V46H183V50H180V48H179ZM194 46H195V45H194ZM220 46H221V47H220ZM234 46H235V45H234ZM253 46H255V49H254ZM10 47H11V46H10ZM19 47H20V46H19ZM26 47H27V46H26ZM42 47H43V46H42ZM53 47H54V46H52V48H53ZM104 47L101 48L103 52H104V50H103ZM115 47H116V46H115ZM145 47H146V46H144V48H145ZM148 47H149V46H148ZM156 47H157V46H156ZM248 47H249V46H248ZM251 47H250V48H251ZM257 47H259L260 49H258ZM27 48H28V47H27ZM27 48H25V49H27ZM45 48H46V46H45ZM49 48H50V47H49ZM91 48H94V46H93V47L91 46ZM91 48H90V49H91ZM110 48H113V46H111ZM144 48H143V49H144ZM154 48H155V47H154ZM178 48H179V52H178ZM181 48H182V47H181ZM197 48H198V47H197ZM250 48H249V51H251ZM261 48H262V50H261ZM0 49H1V47H0ZM2 49H3V48H2ZM6 49H7V48H6ZM8 49H9V48H8ZM14 49H16V51L18 50V51H17L18 54L16 53V51H15ZM25 49H24V51H25ZM46 49H48V48H46ZM116 49H117V48H116ZM134 49H135L136 51H134ZM148 49H149V48H148ZM205 49H207V48L205 47ZM233 49H234V48H233ZM31 50H32V49H31ZM31 50L28 52V53H29V54H28L29 56H28V55H27V56H28L29 58L32 57L31 59L35 61L36 57L34 56V54H36V52H35L36 50L34 51L33 54H32L33 51L31 52ZM87 50H88V51H87ZM95 50H96V49H95ZM97 50H98V49H97ZM117 50H118V49H117ZM153 50H154V49H152V51H153ZM166 50H167V49H166ZM169 50H170V49H169ZM172 50H171V51H172ZM175 50H174V51H175ZM194 50H195V48H194ZM228 50L225 51V52L229 54ZM258 50H261V51H258ZM10 51H11V50H10ZM13 51H14V52H12V53L17 54V55H14V54H13V56L15 57V59L19 58L20 62H21V59H22V61H23V58H24V57L21 55L22 53L19 52V49H18V48H13ZM21 51H22V50H21ZM27 51H28V50H27ZM77 51H78L79 53H76ZM86 51H87V52H86ZM93 51H94V49H93ZM124 51H125V50H124ZM127 51H126V52H127ZM196 51H197V50H196ZM221 51H222V53H221ZM230 51H232V49H231ZM249 51H248V52H249ZM1 52H3V54L1 53V54H0V57H1V58H3L4 56L6 57V55H4V54H5V51H1ZM25 52H26V51H25ZM30 52H31V53H30ZM40 52H41V51H40ZM46 52H48V51H46ZM50 52H51V51H50ZM53 52H54V51H52V53H53ZM88 52H89V53H88ZM97 52H98V51H97ZM106 52H107V51H106ZM113 52H114V51H113ZM115 52H116V51H115ZM118 52H120V51H118ZM118 52H117V53H118ZM122 52H123V51H121L120 53H122ZM126 52H125V56L128 58V55H129L130 53L128 52V54L126 55ZM140 52H141V51H140ZM140 52H139V54H140ZM142 52H143V51H142ZM165 52H166V51H165ZM165 52H164V53L162 52L163 55L165 54ZM168 52H169V51H168ZM172 52H173V51H172ZM184 52H185V54H184ZM190 52H191V51H190ZM239 52H240V53H239ZM20 53H21V54H20ZM41 53H42V52H41ZM60 53H61V54H60ZM84 53H86L88 56H87L86 54H84ZM107 53H108V52H107ZM120 53H118V54H120ZM123 53H124V52H123ZM145 53H147V52H145ZM162 53L159 54V55H161V57H162L163 59H161L162 62L160 63V65H159V64H158V65H159V67H161V68H162L163 65H164V67H166V66L169 67V64L167 65L166 63L169 62V61H171V60H166V62H165L164 59H166V58H165L164 56H162ZM166 53H167V52H166ZM205 53H206V52H205ZM209 53H210V52H209ZM252 53H253V54H252ZM9 54H10V53H9ZM9 54H8V55H9ZM24 54H25V53H24ZM82 54H83V55H82ZM100 54H101V52H100L99 54L97 53V56L94 54V55L96 56L97 61H98L99 63L101 62L100 64L97 62L98 65H97V67L95 68V69H96V70H95V73H96V72L99 73V70L103 69V70L100 71V72H103V71L105 70L104 73L107 72V75H109L110 77L115 78V79L117 78V79H116L117 81L114 80V82H117L118 85H117V83H114V82H113L114 85H117L116 88H115V92H114V89H113V90L111 89L112 86H113V83H112V85L109 84L110 89H111V91L113 92V94L116 93L117 90L119 91L120 87L122 88V86H123L122 91H124V89L127 90V87L129 88L128 90L132 89L133 86L130 85L132 79H134L133 82H132V84H133V83L135 82V80L138 79V77H139L138 75H139V74H140V76H142V75H141V74H142L141 71H140L137 67H134L135 69L132 68L131 72L133 71V72H132L133 74H132L131 72L127 73V75L125 74V73L128 71V70H126V69H129V70H130V68L133 66V65L130 66V64L128 63V62H130V61L133 60V59H131L130 56H129V58H130L131 60L128 58L129 61L126 62V63H127V65H125L126 67H124V70H122L123 68L120 69V70H122V72H120V74H119V72H117V71H120V70L115 69V71H114V70H113L114 68H113L111 65L115 66L116 64H120V65H118V67L120 66V68H121V67L123 66V64L125 63V61L127 60V58H126V57L123 58L124 55H123V54H120V56H121L122 58H120V57H119V58L124 60L122 66H121V63H120V62H122L123 60L120 61V62H117V61L120 60V59L116 60V58H115V60H116L117 63H116L115 60H114V62L116 63V64H114V62H112V61H113V58H111L112 60L109 58V61H107L108 58H103V54H102V57H101ZM108 54H109V53H108ZM108 54H107V55H108ZM113 54H114V53H113ZM115 54H116V53H115ZM134 54H133V55H134ZM139 54H138V56H139ZM143 54H144V53H143ZM153 54H155V53H153ZM179 54H180V53H179ZM254 54H255V56H254ZM260 54H261V55H260ZM1 55H3V56H1ZM18 55H21V56H20L21 58H20ZM31 55H33V56H31ZM94 55H93V56H94ZM150 55H151V54H150ZM157 55H158V54H157ZM175 55H176L177 57H175ZM183 55H185V57H186L187 59L183 56L185 59H182L183 61H182V60H178V61H179V62L182 61L183 64H186L185 60H188L189 57L186 56V51H185V50L183 51ZM187 55H190V53H187ZM210 55H211V54H210ZM54 56H55V55H54ZM79 56H80V55H79ZM99 56H100L101 58H103L104 60H103V59L100 60L101 58H100ZM116 56H117V55H116ZM136 56H137V54H136ZM151 56H152V55H151ZM261 56H262V57H261ZM14 57H11L12 60H11V58H10V60H11L12 63H14V61H16L15 59H13ZM91 57H92V56H91ZM97 57H98V58H97ZM104 57H105V56H104ZM142 57H144V56H142ZM183 57H181V58H183ZM244 57H245V60L242 61V59H243ZM7 58H9V57H7ZM25 58H26V57H25ZM34 58H35V59H34ZM89 58H90V56H89ZM89 58H87V59H85V60L88 62V61H89ZM117 58H118V57H117ZM134 58H135V57H134ZM144 58H145V57H144ZM153 58H154V57L152 56V59H153ZM219 58L221 59L222 56L219 57ZM223 58H222V60H224ZM27 59H28V58H27ZM31 59H29V60H31ZM71 59H72V60H71ZM98 59H99V60H98ZM106 59H107V60H106ZM137 59H138V58H137ZM139 59H140V58H139ZM152 59H151V60H152ZM155 59H156V58H155ZM169 59H170V58H169ZM179 59H180V58H179ZM3 60H4V59H0L1 62H2ZM7 60H8V59H7ZM10 60H9V61H10ZM50 60H52V59H50ZM57 60H58V61H57ZM77 60H78V59H77ZM90 60H91V59H90ZM110 60H111V61H110ZM161 60H160V61H161ZM231 60H232V59H231ZM231 60H230V61H231ZM240 60L238 59L237 61H239V63L241 64ZM4 61H5V60H4ZM81 61H82V60H80V62H81ZM102 61H104V62H102ZM134 61H135V60H133L132 63H133ZM143 61H144V60H143ZM149 61H150V60H149ZM154 61H155V60H154ZM178 61H177V62H178ZM189 61H190V62H189ZM189 61H187V64H186V65H188V63H189V65H191V64L193 63L192 59H191V60L189 59ZM1 62H0V63H1ZM11 62H10V64H12ZM18 62H19V61L17 60L16 63L18 64ZM31 62H32V61H31ZM37 62H38V61H37ZM40 62H41V61H40ZM47 62H48V61H47ZM62 62H63V63H62ZM64 62H65V63H64ZM67 62H69V63H67ZM80 62H79V63H80ZM89 62H90V61H89ZM91 62H94V59H93V61H91ZM107 62H108V63H110V62L112 63V64L110 65L111 67H109V68H106V67H105V66H107V67L109 66V64H108ZM138 62H140V61H138ZM141 62H142V61H141ZM157 62H159V59H158ZM164 62H165V64H166V66H165V64L161 65V64L164 63ZM179 62H178L177 64L179 65L178 70H180V71L175 70V72H179V73H180V72H182V73L185 72V71H186V70H185V67H186V69H187V67H188V69H187L188 71H189V70H194V68H193V67H194L193 64L196 65V67H195V70H196L198 64L201 63V62H195V63H193V64L191 65L192 68H189V67H190L189 65H188V66L184 65V66H185L184 69L182 68L183 70H181V69H180L181 66H180ZM184 62H185V63H184ZM2 63H3V64L5 63V65H3V64H2L3 66L0 65V67H2V69H1V68H0V69L2 70L1 73H4V72H5V71H4L5 69H3V68H6V69L8 68V69H9L10 66H6L7 61L2 62ZM16 63H14V64H16ZM22 63H23V62H22ZM22 63H21V64H22ZM38 63H39V62H38ZM77 63H78V62H77ZM79 63H78V64H79ZM132 63H131V64H132ZM135 63H136V62H135ZM142 63H143V62H142ZM151 63H152V62H151ZM170 63H171V64L174 63V65L172 64V65H173V68L177 67V66L175 65L176 62H174L173 60H172ZM196 63H197V64H196ZM203 63H204V62H203ZM203 63H202V64H203ZM216 63H217V62H216ZM261 63H262L263 65H262ZM14 64H12L13 67L15 66ZM17 64H16V65H17ZM33 64H34V63H33ZM42 64H43V63H42ZM50 64H51V63H50ZM75 64H76V61H75ZM101 64H102L103 66H104V64H105V66L103 67ZM133 64H134V63H133ZM149 64H150V63H149ZM171 64H170V66H171ZM183 64H182V67H183ZM202 64H201V65H202ZM255 64H256V65H259V64H260V65L254 67ZM19 65H20V64H19ZM28 65H29V64H28ZM45 65H46V64H45ZM67 65H68V66H67ZM72 65H73V64H72ZM76 65H77V64H76ZM82 65H83V64H82ZM85 65H87V64L85 63ZM134 65H135V64H134ZM141 65H142V64H141ZM201 65H199V67H198V69H197V72H199L198 70H201L200 72H202V69H203V72H204V70H206V68H207L206 64L204 65V66H205V69L202 68L203 66L200 67ZM221 65H222V64H221ZM35 66H36V65H35ZM48 66H47V67H48ZM56 66H57V65H56ZM74 66H75V65H74ZM94 66H95V65H94ZM99 66H100V68H99ZM142 66H143V65H142ZM144 66H145V64H144ZM154 66H155V65H154ZM17 67H18V66H17ZM43 67H44V66H43ZM49 67H48V68H49ZM58 67H59V66H58ZM78 67H79V65H78ZM92 67H93V66H92ZM102 67H103V68H102ZM127 67H128V68H127ZM138 67L140 68V66H138ZM145 67H146V66H145ZM155 67H157V66H155ZM155 67H153V68H155ZM164 67H163V68H164ZM213 67H214V66H213ZM220 67H221V66H220ZM247 67H248V66H247ZM256 67H257V69L254 70V68H256ZM23 68H24V67H23ZM32 68H33V67H32ZM36 68H37V67H36ZM50 68H49V69H50ZM65 68H64V69H65ZM74 68H75V67H74ZM81 68H82V67H81ZM97 68H98V69H97ZM111 68H112V70H111ZM115 68H116V66H115ZM125 68H126V69H125ZM136 68H137V69H136ZM157 68H158V67H157ZM173 68L171 69V68L169 67V69H171L170 71H167V70H168L167 67L165 68V69H167V70H165V69H163V70H165V74H166L167 72H168V73H169V72L171 73V72L174 70ZM199 68H200V69H199ZM201 68H202V69H201ZM208 68H209V67H208ZM232 68H233V67H232ZM241 68H242V67H241ZM248 68H249V67H248ZM258 68H260V69H258ZM263 68H264V67H263ZM13 69H14V68H13ZM13 69H12V67H11V70H13ZM16 69H19V68H15L14 70H16ZM33 69H34V68H33ZM41 69H42V68H41ZM86 69H88V68H86ZM86 69H85V71H83V72H87ZM108 69H110V70H108ZM118 69H119V68H118ZM143 69H144V68H143ZM149 69H151V68H149ZM175 69H177V68H175ZM219 69H220V68H219ZM1 70H0V71H1ZM20 70H21V69H20ZM20 70H17V71H20ZM47 70H48V69H47ZM52 70H53V69H52ZM52 70H51V71H52ZM97 70H98V71H97ZM138 70H139L140 72H139ZM141 70H142V69H141ZM155 70H156V69H155ZM157 70H159V71H157V72H160V69H159V68H158ZM161 70H162V69H161ZM230 70H231V69H230ZM236 70H237V71H236ZM17 71H16V72H17ZM24 71H25V70H24ZM65 71L67 72V70H65ZM65 71H64V72H65ZM79 71H80V70H79ZM93 71H94V70H93ZM110 71H112V72H110ZM113 71H114V73L117 72V73L119 74V75H118V74L116 73L118 76H120L121 73H123V74H122V78H123V76H124V77H125V76L128 77V74H129V75L131 74V75H132V78L130 77L131 75L129 76V78L131 79V81L126 77V82L123 81V80H121V81L124 83V85H123L122 82L119 81V79H120L121 77H120V78H118L117 76L114 77V73H113ZM123 71H124V72H123ZM166 71H167V72H166ZM214 71H215V70H214ZM223 71H224V70H223ZM248 71H249V70H248ZM26 72H27V71H26ZM40 72H42V71H40ZM43 72H44V71H43ZM68 72H71V71H68ZM91 72H92V71H91ZM138 72H139V73H138ZM144 72H145V71H143V74H145ZM186 72H187V71H186ZM193 72H194V71H193ZM205 72H206V71H205ZM208 72H209V71H208ZM1 73H0V76H2ZM21 73H22V72H21ZM28 73H29V72H28ZM53 73H54V71H53ZM53 73H52V74H53ZM60 73H61V72H60ZM89 73H90V72H89ZM89 73H87V77L89 76ZM110 73H111V75H110ZM148 73H149V72H148ZM152 73H153V72H152ZM160 73H161V72H160ZM160 73H158V74L156 73L154 76L159 75ZM170 73H169V74H170ZM173 73H174V71H173ZM173 73H171V74H173ZM188 73H189V72H188ZM213 73H214V72H213ZM217 73H218V72H217ZM225 73H226V72H225ZM231 73H232V72H231ZM256 73H254V74H256ZM263 73H264V70H263L262 74H263ZM13 74H15V72H14ZM35 74H36V72H35ZM37 74H38V73H37ZM73 74L75 75V73H73ZM80 74H81V73H80ZM105 74H106V73H105ZM105 74H104L103 77L107 76V75H105ZM112 74H113V75H112ZM116 74H115V75H116ZM146 74H147V73H146ZM162 74H163V72H162ZM162 74H161V75H162ZM165 74H163V76H165ZM169 74H168V75H169ZM177 74H178V73H177ZM247 74H248V73H246V75H247ZM23 75H24V74H23ZM23 75H22V76H23ZM43 75H44V74H43ZM64 75H65V74H64ZM67 75H68V74H67ZM74 75H73V76H74ZM98 75H99L100 77H102L100 74H98ZM102 75H103V74H102ZM135 75L138 76L137 79H135V78H136V77H134ZM147 75H148V74H147ZM161 75H160V76H161ZM175 75H176V74H175ZM206 75H207V74H206ZM206 75H205V76H206ZM211 75H212V74H211ZM217 75H218V74H217ZM246 75H244V77H245ZM3 76H4V74H3ZM20 76H21V75H20ZM24 76H25V75H24ZM33 76H34V74H33ZM36 76H39V75H36ZM45 76H46V74H45ZM82 76H83V74H82ZM91 76H93V75H91ZM96 76H97V75H96ZM150 76H151V75H150ZM150 76H148V77L150 78ZM223 76H224V74H223ZM254 76H255L256 78L252 79V77H254ZM13 77H14V76H13ZM13 77H12V78H13ZM18 77H19V76H18ZM29 77H30V76H29ZM55 77H56V75H55ZM67 77H68V76H67ZM70 77H72V76H70ZM77 77H78V76H77ZM77 77H74L75 79H72V80L75 81V80L77 79L78 81H80L79 78H77ZM89 77H90V76H89ZM107 77H108V76H107ZM142 77H143V76H142ZM148 77H147V78H148ZM165 77H166V76H165ZM172 77H173V76H172ZM191 77H192V76H191ZM201 77H202V76H201ZM217 77H219V76H217ZM244 77H243V78H244ZM1 78L4 80L3 77H0V83H1V81H2ZM5 78H6V76H5ZM23 78H24V77H23ZM33 78H34V77H33ZM48 78H49V77H48ZM56 78H57V77H56ZM59 78H60V77H59ZM97 78H98V77H97ZM108 78H109V77H108ZM108 78H107V79H108ZM156 78H158V77H156ZM166 78H167V77H166ZM213 78H214V77L211 78V76H210V79H211V80H212ZM245 78H246V77H245ZM14 79H15V78H14ZM14 79H13V80H14ZM18 79H20V77H19ZM31 79H32V78H31ZM50 79H52V78H50ZM50 79H49V80H50ZM123 79H124V78H123ZM143 79H144V78H143ZM163 79H164V77H163ZM196 79H197V78H196ZM258 79H261V80H258ZM11 80H12V79H11ZM21 80H22V78H21ZM21 80H20V81H21ZM35 80H36V79H35ZM42 80H43V79H42ZM52 80H54V76H53V79H52ZM55 80H58V82H64V81H62V80L59 81L58 78L55 79ZM55 80H54L53 82H56ZM63 80H64V78H63ZM65 80H66V79H65ZM72 80H71V82H73ZM89 80H90V79H89ZM97 80H98V79H97ZM99 80H100V79H99ZM124 80H125V79H124ZM138 80H140V79H138ZM144 80H145V79H144ZM146 80H148V79H146ZM149 80H150V79H149ZM151 80L153 81L154 78L151 79ZM161 80H162V78H161ZM161 80H159V81H161ZM202 80H203V79H202ZM211 80H207V81L210 82V83H209V82H206L207 85H206L205 81H204L205 84H203V81H202V84H203L202 87H203V88H206L209 84H211V82H213V83L215 84L216 79H215V81H214V79H213V81H211ZM26 81L29 82L28 79H27ZM36 81H37V80H36ZM38 81H39V80H38ZM45 81H46V80H45ZM78 81H76V82H78ZM101 81H102V80H101ZM111 81H112V80H111ZM118 81H119V82H118ZM156 81H157V80H156ZM159 81H158V82H159ZM163 81H164V80H163ZM219 81H220V80H219ZM249 81H250V83H249ZM262 81H263V80H262ZM262 81H261V82H262ZM3 82H4V84H5V80H4ZM3 82H2V84H0V87H2V88L4 87V86H3ZM7 82H8V81H7ZM14 82H15V81H14ZM18 82H19V81H18ZM18 82H17V83H18ZM34 82H35V81H34ZM41 82H42V81H41ZM43 82H44V81H43ZM76 82H74L73 85H74V84H77ZM102 82H103V81H102ZM161 82H162V81H161ZM168 82H169V81H168ZM196 82H197V81H196ZM243 82H244V83H243ZM255 82H256V83H255ZM257 82H259V84H258ZM35 83H36V82H35ZM51 83H52V82H51ZM69 83H70V82H69ZM83 83H84V82H83ZM99 83H100V82H99ZM136 83H137V82H136ZM141 83H143V82H141ZM146 83H147V82H146ZM164 83H165V82H164ZM220 83H221V82H220ZM224 83H225V82H224ZM226 83H227V82H226ZM233 83H235V82H233ZM251 83H253V87H252V84H251ZM21 84H22V82H21ZM38 84H39V82H38ZM38 84H36V85H38ZM71 84H72V83H71ZM78 84H79V83H78ZM90 84H91V83H90ZM96 84H97V83H95L94 85H96ZM162 84H163V83H162ZM162 84H159L160 87H161ZM165 84H166V83H165ZM197 84H198V82H197ZM17 85H18V84H17ZM53 85H54V84H51V87H53V89H54V86H53ZM56 85H57V82H56ZM73 85H72V86H73ZM83 85H84V84H83ZM85 85H86V84H85ZM97 85H98V84H97ZM101 85H104V84H101ZM119 85H121V86H119ZM133 85H134V84H133ZM138 85H140V84H138ZM159 85H157V86L159 87ZM194 85H196V84H194ZM194 85H193V86H194ZM198 85H200V84H198ZM205 85H206V86H205ZM227 85H228V84H227ZM230 85H231V88H230ZM230 85L228 86V87H229V88H228L227 86H225V85L222 84V86L227 87L224 91H226V90L231 91V89H234V88H232V87H233V86H232L233 84H230ZM235 85H234V87H235ZM239 85H240V86H239ZM7 86H8V84H7ZM25 86H26V85H25ZM27 86H28V85H27ZM31 86H32V85H31ZM42 86H43V85H42ZM61 86H62V85H61ZM61 86H60V87H61ZM63 86H64V85H63ZM63 86H62V87H63ZM89 86H90V85H89ZM105 86H106V84H105ZM124 86H125V87H124ZM130 86H131V87H130ZM167 86H168V85H167ZM172 86H173V85L169 86L170 89H171ZM249 86H250V87H249ZM11 87H12V86H11ZM29 87H30V86H29ZM38 87H39V86H38ZM40 87H41V84H40ZM48 87H50V86H48ZM64 87H66V86H64ZM64 87H63V88H64ZM70 87H71V86H70ZM83 87H84V86H83ZM92 87H93V86H92ZM117 87H118V89H117ZM139 87H140V86H139ZM142 87H143V86H142ZM148 87H149V86H148ZM210 87H211V85H210ZM225 87H224V88H225ZM238 87H237V88H238ZM241 87H242V86H241ZM2 88H0V89H2ZM19 88H20V86H19ZM21 88H22V87H21ZM23 88H24V87H23ZM36 88H37V86H36ZM45 88H47V87H45ZM80 88H81V87H80ZM85 88H86V87H85ZM85 88H84V89H85ZM87 88H88V86H87ZM89 88H90V87H89ZM179 88H180V87H179ZM224 88H223V89H224ZM235 88H236V87H235ZM237 88L234 89V90H232L233 92H232V93L230 92V94L234 95V96H235L238 100H240L241 102H240V101H237V100L235 101L234 99H232L233 97L231 98V100H229V99H230V96H232V95L228 94L227 91H226V94L228 95L227 98H228V100H229L228 103L231 102V104H229V105H230V106L233 105V108H234V107H237V108H234V109L232 108V110L228 109V108H230V106H229L228 103L226 102V101H227V100H226L227 98L225 97V93H224V96H222V97H224V99L226 98V99H225V102H226L227 104H226L223 100H222V101H223L224 104L227 106L226 109H227L228 111H230V113H236V111H237L238 113H240V112H241V107H242V111H243V112L246 111V109H247V108H246V109H243L244 106H242V105H244V102H246V99H244V100L242 99L243 96L245 95V93H244L243 91L246 90L247 88L244 89V88L242 87L243 90L240 88V90H242L241 92H237V91H240V90H237ZM252 88H253V89H252ZM8 89H9V88H8ZM25 89H27V88H25ZM30 89H31V88H30ZM32 89H33V88H32ZM32 89H31V90H32ZM47 89H48V88H47ZM50 89H51V88H50ZM70 89H71V88H70ZM94 89H95V88H94ZM106 89H108V90H106ZM106 89H105L106 92L110 91L108 87H107ZM116 89H117V90H116ZM134 89H136V88L134 87ZM147 89H149V88H147ZM164 89H165V90L168 89L167 91H169V88H167V89L164 88ZM180 89H181V88H180ZM189 89L191 90V89H193V87L191 86ZM199 89H201V88H199ZM206 89H207V88H206ZM209 89H210V88H208V90H209ZM216 89H217V88H216ZM221 89H222V88H221ZM223 89H222V90H223ZM229 89H230V90H229ZM3 90H4V89H2V91H3ZM15 90H16V89H15ZM35 90H36V89H35ZM55 90H56V89H55ZM59 90H60V89H59ZM62 90H63V89H62ZM62 90H61V91H62ZM80 90H81V89H80ZM82 90H83V89H82ZM82 90H81V92H82ZM85 90H86V89H85ZM126 90L124 91V94H123V92L121 91V89H120V91L122 92V94H121V92H119L122 96H124V97H123L124 99L122 98L124 101H127V99H129V97H130L129 95H126V94H125V93L127 92ZM172 90H173V91H172ZM172 90H171L170 92H168L169 94L167 93V94L169 95V96H167L168 98H170V96H171V94H172L171 92L176 93L177 90H179V89H178L177 86H176V87H175L176 92H175V90H174V87H172ZM197 90H198V89H197ZM210 90H211V89H210ZM218 90H219V89H218ZM0 91H1V90H0ZM2 91H1V92H2ZM13 91H14V90H13ZM13 91H11V94H12ZM16 91H17V90H16ZM25 91H26V90H25ZM29 91H30V90H29ZM66 91H67V90H66ZM71 91H72V90H71ZM83 91H84V90H83ZM89 91H90V90H89ZM111 91H110V92H111ZM131 91H132V90H130V92H131ZM148 91H149V90H148ZM158 91H159V90H158ZM185 91H186V89H185V90L182 89L181 92L179 91L180 93L178 92L177 94H178V95H179V94H182V96H184V95H183V92H184L185 95L188 94V93H187L188 91H186V92H185ZM203 91H204V90H203ZM235 91H236V92H235ZM19 92H20V91H19ZM68 92H70V91L68 90ZM72 92L75 93L74 90H73ZM104 92H105V91H103V93H104ZM130 92H127V93L129 94ZM242 92H243L244 95H243V94H240V93H242ZM248 92H249V90H248ZM248 92L246 91V93H248ZM250 92H249V93H250ZM254 92H256V93L254 94ZM15 93H16V92H15ZM17 93H18V92H17ZM27 93H29V92L27 91ZM30 93H31V92H30ZM30 93H29V95H30ZM56 93L58 94V96H59V94L62 95L61 92H60V93L56 92ZM64 93H65V92H63V94H64ZM73 93H71V94H73ZM76 93H78V92H76ZM83 93H86V92H83ZM83 93H82V94H83ZM87 93H88V91H87ZM97 93H98V92H97ZM99 93H100V92H99ZM119 93L117 92V94H119ZM145 93H146V92H145ZM154 93H155V92H154ZM170 93H171V94H170ZM174 93H173V94H174ZM207 93H208V92H207ZM234 93H235V94H234ZM237 93H238V97H237ZM22 94L24 95L25 92L22 93ZM51 94H52V92H51ZM53 94H54V91H53ZM53 94H52V96H53ZM65 94H68V93H65ZM71 94H69V96H71ZM80 94H81V93H80ZM82 94H81V95H82ZM100 94H102V93H100ZM107 94H108V93H107ZM117 94H116V95H117ZM120 94L117 95L118 97L116 96V98H119V97H120ZM139 94H140V93H139ZM164 94L166 95L165 92L162 93V94L160 93L161 96L164 95ZM208 94H209V93H208ZM15 95H17V94H15ZM15 95H14V96H15ZM20 95H21V94H20ZM27 95H28V94H27ZM49 95H50V94H49ZM74 95H75V94H74ZM74 95H73V96H74ZM77 95H78V94H77ZM108 95H109V94H108ZM165 95H164V96H165ZM197 95H199V94H197ZM210 95H211V94H210ZM239 95H243L242 98H241ZM252 95H251V98H252L251 100L255 99V96L253 97ZM10 96H11V95H10ZM10 96H9V97H10ZM24 96H25V95H24ZM30 96H32V95H30ZM33 96H34V95H33ZM36 96H37V95H36ZM41 96H42V95H41ZM62 96H64V95H62ZM65 96L67 97L68 95H65ZM65 96H64V97H65ZM78 96H79V95H78ZM78 96H77V98H78ZM98 96H99V95H98ZM109 96H110V95H109ZM125 96H127V97L129 96V97L126 99ZM131 96H132V95H131ZM144 96H145V95H144ZM164 96H162V98H163ZM187 96H188V95H187ZM17 97H18V96H17ZM27 97H28V96H27ZM37 97H38V96H37ZM106 97H107V96H106ZM106 97H105V93H104V97H103V98L108 99V98H106ZM112 97L115 98V96H112V95H111V99H112ZM135 97H136V96H135ZM138 97H139V96H138ZM172 97L174 98V96H172ZM172 97H171V98H172ZM185 97H186V96H185ZM248 97H249V96H248ZM11 98H13V95L11 96ZM23 98H24V97H23ZM34 98H35V97H34ZM61 98H63V97H61ZM61 98H60V99H61ZM77 98H75V99H77ZM95 98H96V97H95ZM116 98H115V99H116ZM131 98H132V97H131ZM156 98H157V97H156ZM171 98H170V99H171ZM206 98H207V97H206ZM1 99H2V96H1V98H0V101H3V103L1 102L2 105L0 104V105L2 106V108L0 107V109H1V111H0V117H1V115L4 114V113H3V111L5 112V109H4V108H6V106H7V105H5L7 102L4 103L5 100H4V99L1 100ZM5 99L7 100V98H5ZM14 99H15V98H14ZM16 99H17V98H16ZM37 99H38V98H37ZM42 99H43V98H42ZM53 99H54V98H53ZM67 99H69V98H67ZM73 99H74V97H73ZM82 99L85 100V98H82ZM96 99H97V98H96ZM115 99H114V100H115ZM120 99H121V97H120ZM166 99H167V98H166ZM170 99H169V100H170ZM175 99H176V98H175ZM178 99H179V98H178ZM185 99H186V100H189V99H187V98H185ZM203 99H204V98H203ZM214 99H215V98H214ZM19 100H20V99H19ZM21 100H22V98H21ZM34 100H36V99H34ZM47 100H48V99H47ZM54 100H55V99H54ZM54 100H52V101H54ZM64 100H65V99H64ZM86 100H87V99H86ZM86 100H85V101H86ZM132 100H133V99H132ZM154 100H155V99H154ZM162 100H163V99H162ZM164 100H165V99H164ZM171 100H172V99H171ZM205 100H207V99H205ZM242 100H243V101H242ZM11 101H12V100H11ZM17 101H18V100H17ZM39 101H40V100H39ZM56 101H57V99H56ZM66 101H67V100H66ZM73 101H74V100H73ZM76 101H77V100H76ZM101 101H103V100H101ZM107 101H109V99H108ZM119 101L121 102V105H122V102H123V101L118 99V102H119ZM140 101H141V100H140ZM144 101H145V100H144ZM159 101H160V99H159ZM233 101H234V102H233ZM9 102H10V100H9ZM20 102H21V101H20ZM22 102H23V101H22ZM37 102H38V101H37ZM41 102H42V101H41ZM62 102H63V101H62ZM70 102H71V101H70ZM78 102H80V101H78ZM78 102H77V103H78ZM87 102H88V101H87ZM96 102H97V100H96ZM96 102H95V103H96ZM120 102H119V103H120ZM129 102H130V101H129ZM136 102H137V101H136ZM155 102H157V101H155ZM167 102H168V100H166V103H167ZM169 102H170V101H169ZM178 102H179V101H178ZM206 102H207V101H206ZM223 102H222V103H223ZM232 102H233L234 104H235V102H237V103H236V105L234 106V104H233ZM257 102H258V103H257ZM18 103H19V102H18ZM54 103H55V102H54ZM56 103L58 104V103H59V100H58ZM56 103H55V104H56ZM60 103H61V101H60ZM66 103H67V102H66ZM71 103H72V102H71ZM77 103H76V106H77ZM81 103H83V102H81ZM92 103H93V101H92ZM123 103H124V102H123ZM238 103H239V104H238ZM241 103H242V105H241V106L239 107V109H238V105H240ZM252 103H251V104H252ZM12 104H13V103H12ZM24 104H25V103H24ZM26 104H27V103H26ZM43 104H44V103H43ZM48 104H49V103H48ZM78 104H79V103H78ZM86 104H87V103H86ZM96 104H97V103H96ZM102 104H103V103H102ZM102 104H100V105H102ZM106 104H107V103H106ZM162 104H163V103H162ZM172 104H173V103H172ZM186 104H187V103H186ZM212 104H214V103H212ZM4 105H5V106H4ZM16 105H17V103H16ZM16 105H15V106H16ZM32 105H33V104H32ZM34 105H35V104H34ZM34 105H33V107H34ZM45 105H46V104H45ZM121 105H120V106H121ZM123 105H124V106H123L124 108H125V107L127 108V106L125 105V103H124ZM146 105H147V104H146ZM150 105H151V104H150ZM164 105H165V102H164ZM194 105H195V104H194ZM3 106H4V107H3ZM8 106H9V105H8ZM12 106H13V105H12ZM70 106L72 107V105H70ZM85 106H87V105H84L83 107H85ZM105 106H106V107H105V109H104V115L102 114L103 116L101 115V117H102V119H106V120L108 121V119L105 118V117L109 114V113H108V114L106 113V111H107L106 108H108L107 106H109V105H105ZM111 106H112V104H111ZM156 106H157V105H156ZM199 106H200V105H199ZM209 106H210V105H209ZM212 106H213V105H212ZM228 106H229V107H228ZM36 107L39 108L38 106H36ZM45 107H46V106H45ZM47 107H48V106H47ZM59 107H61V106L59 105ZM74 107H75V106H74ZM83 107H82V108H83ZM97 107H98V104H97ZM101 107H102V106H101ZM154 107H155V105H154ZM164 107H165V106H164ZM172 107H173V106H172ZM190 107H191V106H190ZM214 107H216V106H214ZM247 107H248V106H247ZM12 108H13V107H12ZM14 108H15V107H14ZM37 108H36V109H37ZM87 108H88V106H87ZM89 108H90V107H89ZM99 108H100V106H99ZM109 108H110V107H109ZM112 108H113V107H112ZM114 108H115V107H114ZM126 108H125V112H126ZM136 108H137V107H136ZM140 108H142V107H140ZM143 108H144V107H143ZM151 108H152V107H151ZM159 108H160V107H159ZM159 108H158V109H159ZM161 108H163L162 105H161ZM254 108H255V107H254ZM2 109H3V110H2ZM48 109H49V108H48ZM48 109H47V110H48ZM52 109H53V108H52ZM61 109H62V108H61ZM61 109H60V110H61ZM65 109H66V108H65ZM69 109H70V107H69ZM120 109H121V108H120ZM128 109H130V107H129ZM138 109H139V108H138ZM146 109H147V107H146ZM163 109H164V108H163ZM171 109H172V108H171ZM236 109H238L239 111L236 110ZM34 110H35V109H34ZM55 110H56V109H55ZM58 110H59V109H58ZM70 110H71V109H70ZM72 110H73V109H72ZM72 110H71V111H72ZM74 110H76V109H74ZM82 110H83V109H82ZM116 110H117V109H116ZM136 110H137V109H136ZM152 110H153V108H152ZM173 110H174V109H173ZM191 110H192V109H191ZM255 110L252 108V109L250 110L251 112H247L248 115H247L245 112L242 113L243 115H240L241 113H240V114L236 113V115H238V118L240 117V119H242L243 116L246 114L247 116L245 115V117H244L246 120H244V119H242V120H239V119H238V120H239L240 122H242V123H245L246 121H251V122H247V123H248V124L250 123V127L253 126V127H251L252 129L249 127L248 124H247V125H248L247 128H245V127H246V125H245L246 123H245V124H244V125H245V127H244L245 131H243L244 129L240 130L243 126H242V124H241V128L238 127V126H240V125H239L240 122H239L238 120H235V121H234L233 118H236V117H234L233 114H232L230 117L228 116L229 118H227V122L230 123V122L232 121L231 119H233L234 123L232 122V124H231V123L228 124V123L226 122V119H225V122H226V124H228L227 126H229V127H232V126L234 127L236 124L238 125V126L236 125L237 128H236V126H235L234 131H233V135L236 134V133H238V134H236V137H237L239 134H240L241 137L238 136V140H236L237 138L234 139V138H235V137H234L235 135H234V136H233V139L236 140V142H237V141L241 142L242 139H243V137H247V135H248V137H249V136H250L249 134H251V133L249 132V129H251V132H252V130H253V132L259 130V128H260L259 126H258V130H256L257 128L254 129V128H255V127H254L255 125H253V124L251 125V123H252V120H251V119H253L254 114H255V116H256V115L259 113V112H258V113L255 112ZM12 111H13V110H12ZM20 111H21V110H19V112H20ZM35 111H38V110H35ZM40 111H41V110H39V112H40ZM43 111H44V110H43ZM62 111H63V110H62ZM62 111L59 113L60 115H59V114H55V115H56V116H57V115H59V116L62 115V117L65 116L66 114L64 115V113H66V111L63 112V113H62ZM71 111H70V113H71ZM88 111H91V110L88 109ZM94 111H95V109H94ZM97 111H98V110H97ZM109 111H110V110H109ZM128 111H129V110H128ZM130 111L132 112V110H130ZM134 111H135V110H134ZM194 111H195V110H194ZM198 111H200V109H199ZM198 111H197V112H198ZM253 111H254V113H253ZM9 112H10V111H9ZM72 112H73V111H72ZM80 112H81L82 114H84L82 111H80ZM85 112H86V111H85ZM100 112H101V111H100ZM157 112H158V110H157ZM159 112H160V111H159ZM11 113H12V112H11ZM16 113H17V112H16ZM20 113H21V115H19V114H18V115L24 117L23 114H25V113H23V114H22V112H20ZM28 113H30V112H28ZM37 113H38V112H37ZM41 113H43V112H41ZM41 113H40V114H41ZM46 113H47V112H46ZM46 113H45V114H46ZM61 113H62V114H61ZM87 113H88V112H87ZM87 113H86V115L91 116V115H89V114H87ZM95 113H96V112H95ZM101 113H102V112H101ZM128 113H129V112H128ZM148 113H149V112H148ZM251 113H253V116L251 115V117L248 118V116H250ZM260 113H259V115H257V118H258V119H262V121H264V119H263L264 117H262V115H261ZM33 114H34V112L32 113V115H33ZM43 114H44V113H43ZM43 114H42V115H43ZM53 114H54V113H53ZM96 114H97V113H96ZM112 114H113V113H112ZM112 114H110V115H112ZM126 114H127V113H126ZM131 114H132V113H131ZM157 114H158V113H157ZM197 114H198V113H197ZM5 115H6V114H5ZM25 115L27 116V114H25ZM37 115H39V113H38ZM73 115H74V112H73ZM86 115H85V116H86ZM98 115H99V113L97 114V117H98ZM105 115H106V116H105ZM115 115H116V114H115ZM128 115H129V114H128ZM138 115H139V114H138ZM148 115H149V114H148ZM150 115H151V114H150ZM162 115H163V114H162ZM195 115H196V114H195ZM239 115H240V116H239ZM34 116H35V115H34ZM34 116H33V117H34ZM43 116H44V115H43ZM74 116L76 117V114H75ZM83 116H84V115H83ZM83 116H82V117H83ZM99 116H100V115H99ZM104 116H105V117H104ZM116 116H117V115H116ZM130 116H132V115H130ZM152 116H153V115H152ZM188 116H189V115H188ZM241 116H242V117H241ZM258 116H259V117H262V118H259ZM29 117H30V116H29ZM52 117L54 118V115H53ZM62 117H60V120H61ZM65 117H66V116H65ZM70 117H71V116H70ZM92 117H93V116H92ZM95 117H96V116H95ZM108 117L111 119L110 116H108ZM112 117H113V116H112ZM128 117H129V116H128ZM137 117H138V116H137ZM155 117H157V116H155ZM203 117H204V116H203ZM208 117H209V116H208ZM226 117H227V116H226ZM231 117H232V118H231ZM2 118H3V116H2ZM21 118H22V117H21ZM39 118H40V117H39ZM41 118H42V117H41ZM43 118H44V117H43ZM58 118H59L58 116H57V118L55 117V118H54L55 121H54L53 123L49 124V127H50V125L54 127V126L56 125V119H58ZM76 118H77V117H76ZM79 118H80V117H79ZM87 118H88V117H87ZM122 118H123V117H122ZM124 118H125V117H124ZM152 118L154 119V117H152ZM171 118H172V117H171ZM230 118H231V119H230ZM247 118H248V119H247ZM250 118H251V119H250ZM254 118H256V117H254ZM12 119H13V118H12ZM24 119H25V118H24ZM31 119H32V118H31ZM37 119H38V118H37ZM63 119H64V117H63ZM67 119H68V117H67ZM77 119H78V118H77ZM100 119H101V118H100ZM118 119H119V118H118ZM128 119H130V118H128ZM133 119H134V118H133ZM149 119H150V117H149ZM205 119H206V118H205ZM228 119H229V120H228ZM236 119H237V118H236ZM249 119H250V120H249ZM258 119H257V121H258ZM29 120H30V119H29ZM70 120H73V119H70ZM84 120H85V118H84ZM84 120H79V121H80V125H82V124H81V121H83V122H87V121H84ZM113 120H115V119H112V121H113ZM120 120H121V119H120ZM144 120H145V119H144ZM151 120H152V119H151ZM161 120H162V119H161ZM184 120H185V119H184ZM243 120H244L245 122H244ZM253 120L255 121V122L253 121L254 123L259 124V122H256V119H253ZM66 121H67V120H66ZM73 121L76 122L75 120H73ZM88 121H90V120L88 119ZM152 121H153V120H152ZM229 121H230V122H229ZM237 121H238V122H237ZM259 121H260V120H259ZM2 122H3V121H2ZM12 122H13V121H12ZM17 122H19V121H17ZM21 122H23V121H21ZM27 122H28V121H27ZM38 122H39V121H38ZM48 122H50V121H48ZM64 122H65V121H64ZM83 122H82V123H83ZM91 122H92V121H91ZM93 122H94V120H93ZM98 122H100V121H98ZM113 122H114V121H113ZM113 122H112V123H113ZM119 122H120V121H119ZM133 122H134V121H133ZM136 122H137V121H136ZM182 122H183V121H182ZM205 122H206V121H205ZM31 123H32V122H31ZM34 123H35V121H34ZM34 123H33V125H34ZM70 123H72V122H70ZM70 123H69V125H70ZM109 123H110V122H109ZM123 123H124V122H123ZM140 123H141V122H140ZM158 123H159V122H158ZM163 123H164V122H163ZM184 123H185V122H184ZM187 123H188V122H187ZM195 123H196V122H195ZM210 123H211V122H210ZM19 124H20V123H19ZM19 124H18V126L21 127ZM22 124H23V123H22ZM40 124H41V126H39ZM66 124H67V123H66ZM72 124H73V123H72ZM77 124H78V123H77ZM84 124H85V123H84ZM89 124H90V123H89ZM97 124H98V123L96 122V125H97ZM100 124H101V123H100ZM100 124H99V125H100ZM148 124L150 125V123H148ZM223 124L225 125V123H223ZM223 124H222V125H223ZM263 124H264V122H263V123L260 122L261 127L264 126ZM36 125H37V123H36ZM39 125H38L39 127H44V126H45L44 122H43V124H42V121L39 122ZM42 125H44V126H42ZM59 125H60V124H59ZM63 125H64V123H63ZM78 125H79V124H78ZM96 125H95V127H96ZM111 125H112V124H111ZM115 125H116V124H115ZM121 125H122V123H121ZM127 125H128V124H127ZM163 125H164V124H163ZM175 125H176V124H175ZM179 125H180V126H181V125L184 126L185 124H183V123L181 124V123H180ZM201 125H202V124H201ZM209 125H210V124H209ZM26 126H27V125H26ZM30 126H31V124H30ZM30 126H29V127H30ZM64 126H66V125H64ZM75 126H76V125H75ZM85 126H86V125H85ZM218 126H219V125H218ZM256 126H257V125H256ZM14 127H16V126H14ZM23 127H24V126H23ZM27 127H28V126H27ZM39 127H38V129H39ZM46 127H47V126H46ZM46 127H45V128H46ZM76 127H77V126H76ZM136 127H137V126H136ZM158 127H159V126H158ZM161 127H163V126H161ZM177 127H178V126H177ZM225 127H226V126H225ZM0 128H2V127H0ZM4 128H5V127H4ZM45 128H42V129H39V130H43V129H45ZM47 128H48V127H47ZM50 128H51V127H50ZM50 128H49V129H50ZM55 128H56V127H55ZM55 128H54V129L51 128L52 131L58 129V127H57L56 129H55ZM62 128H63V127H62ZM62 128H61V129H62ZM78 128H79V127H78ZM88 128H89V127H88ZM88 128H87V129H88ZM98 128H101V126H99ZM103 128L105 129V127H103ZM124 128H125V127H124ZM126 128H127V127H126ZM140 128H141V127H140ZM239 128H240V129H239ZM248 128H249V129H248ZM15 129H16V128H15ZM15 129H14V130H15ZM23 129H24V128H23ZM30 129H31V128H30ZM30 129H28V131H29ZM34 129H35V126H34ZM36 129H37V128H36ZM36 129H35V130H36ZM51 129H50V131H51ZM66 129H67V128H66ZM68 129H69V128H68ZM83 129H85V128H83ZM90 129H91V128H90ZM90 129H88V130H90ZM92 129H93V128H92ZM95 129H97V127H96ZM104 129H103V130H104ZM108 129H109V128H108ZM121 129H122V128H121ZM134 129H135V127H134ZM143 129H144V128H143ZM235 129L238 130V131L240 130L241 132L243 131L244 134H245V132L248 130V133H249V134H247V132H246V136H244V134L241 135V132H238V131L236 132ZM246 129H247V130H246ZM263 129H264V128H263ZM62 130H64V129H62ZM88 130H87V131H88ZM99 130H100V129H99ZM101 130H102V128H101ZM168 130H169V129H168ZM185 130H186V129H185ZM15 131H16V130H15ZM26 131H27V130H26ZM58 131H61V130H58ZM65 131H66V130H65ZM93 131H94V130H93ZM127 131H128V130H127ZM141 131H142V130H141ZM145 131H146V130H145ZM175 131H177V129H176ZM190 131H191V130H190ZM195 131H196V130H195ZM228 131H229V130H228ZM228 131H227V132H228ZM261 131H262V130H261ZM30 132H31V131H30ZM39 132H40V131H39ZM46 132H47V131H46ZM48 132H49V131H48ZM56 132H57V131H56ZM71 132H72V131H71ZM74 132H76V131H74ZM78 132H79V131H78ZM84 132L86 133V131H84ZM102 132H103V131H102ZM104 132H105V131H104ZM107 132H108V131H107ZM122 132H125V131H122ZM151 132H152V131H151ZM173 132H174V131H173ZM218 132H219V131H218ZM224 132H226V131H224ZM258 132H259V131H258ZM20 133H21V132H20ZM40 133H41V132H40ZM61 133H62V131H61ZM68 133H70V132H68ZM68 133H67V134H68ZM88 133H89V131H88ZM90 133H91V132H90ZM114 133H115V132H114ZM125 133H126V132H125ZM140 133H141V132H140ZM160 133H161V132H160ZM165 133H166V132H165ZM219 133H220V132H219ZM1 134H2V132H1ZM12 134H13V133H12ZM14 134H15V133H14ZM23 134H24V133H23ZM54 134H55V133H54ZM74 134H75V133H74ZM77 134H78V133H76L75 135L77 136ZM111 134H112V133H111ZM145 134H146V133H145ZM151 134H152V133H151ZM254 134H255V132H254L253 134H251V135H253V136L250 137V138H252V141H257L256 138H257L258 140L263 139L262 141H264V138H262L264 135H263L262 133H261V134H262L263 136H260V134H259V135H258V134H255V135H254ZM24 135H25V134H24ZM28 135H29V134H28ZM42 135H43V134H42ZM42 135H41V136H42ZM50 135L52 136L51 133H50ZM58 135H59V134H58ZM79 135H81L80 132H79ZM82 135H83V134H82ZM91 135H92V134H91ZM100 135H101V134H100ZM121 135L124 136V134H121ZM128 135H129V134H128ZM130 135H131V134H130ZM158 135H160V134H158ZM217 135H218V134H217ZM11 136H12V135H11ZM18 136H19V133H18ZM35 136H36V135H35ZM46 136H47V135H46ZM71 136H73V135L71 134ZM93 136H94V135H93ZM104 136H105V135H104ZM115 136H116V135H115ZM137 136H138V135H137ZM140 136H142V135H140ZM176 136H177V135H176ZM256 136H257V137H256ZM259 136H260V137H259ZM9 137H10V136H9ZM21 137H22V136H21ZM23 137H24V136H23ZM30 137H31V136H30ZM30 137H29L28 139H30ZM61 137H62V139H63V135H62ZM61 137H60V138H61ZM65 137H66V136H65ZM73 137H74V136H73ZM78 137H79V136H78ZM89 137H90V136H89ZM110 137H111V136H110ZM190 137H191V136H190ZM190 137H189V138H190ZM16 138H17V137H15L14 139H16ZM70 138H71V137H70ZM79 138H80V137H79ZM85 138H86V136H85ZM85 138H83L84 141H85ZM104 138H105V137H104ZM107 138H108V136H107ZM117 138H118V137H117ZM131 138H132V137H131ZM150 138H151V137H150ZM229 138H230V137H229ZM20 139H21V138H20ZM22 139H23V138H22ZM56 139H57V138H56ZM64 139H65V138H64ZM64 139H63V140H64ZM73 139H74V138H73ZM75 139H76V138H75ZM86 139H88V137H87ZM109 139H111V138H109ZM113 139H114V138H113ZM124 139H125V138H124ZM124 139H123V140H124ZM135 139H136V138H135ZM162 139H163V138H162ZM164 139H165V137H164ZM225 139H226V137H225ZM233 139H232V140H233ZM253 139H254V140H253ZM25 140H26V139H25ZM51 140H52V139H51ZM88 140H89V139H88ZM102 140H103V139H102ZM173 140H174V139H173ZM226 140H227V139H226ZM240 140H241V141H240ZM244 140H245L244 143L247 144L248 139H247V141H246V139L244 138L243 141H244ZM249 140H250V141L248 142L249 144H248L247 147L250 148V146H252V145H250V143H252V142H251V139H249ZM4 141H5V140H4ZM8 141H9V140H8ZM20 141H22V140H20ZM23 141H24V140H23ZM26 141H27V140H26ZM55 141H56V140H55ZM76 141H77V139H76ZM78 141H81V139H78ZM78 141H77V142H78ZM109 141H110V140H109ZM112 141H113V140H112ZM116 141H117V140H116ZM119 141H120V140H119ZM133 141H135V140H133ZM164 141H166V140H164ZM205 141H206V140H205ZM228 141H231V140L229 139ZM243 141H242V142H243ZM13 142H14V141H13ZM59 142H60V141H59ZM65 142H66V141H65ZM67 142H68V141H67ZM86 142H87V141H86ZM86 142H84V143H86ZM128 142H129V141H128ZM155 142H156V141H155ZM232 142H233V141H232ZM234 142H235V141H234ZM236 142H235V143H231V144H232V145L234 144L233 146H235V145H237ZM239 142H238V144L240 145L241 143H239ZM257 142H259V141H257ZM257 142H256V144H257ZM24 143H25V142H24ZM24 143H23V144H24ZM87 143H88V142H87ZM106 143H107V140H106ZM110 143H111V142H110ZM123 143H124V142H123ZM135 143H136V142H135ZM168 143H169V142H168ZM187 143H188V142H187ZM223 143H224V142H223ZM259 143H262V142L260 141ZM19 144H20V143H19ZM51 144H52V146H53V143H51ZM62 144H63V143H62ZM77 144H80V143H77ZM142 144H143V143H142ZM252 144H253V147H254L255 142L252 143ZM263 144H264V142H263ZM263 144H261V146L264 147ZM2 145H3V144H2ZM21 145H22V144H21ZM24 145H26V144H24ZM30 145H31V144H30ZM55 145H56V144H55ZM67 145H68V144H67ZM70 145H71V144H70ZM100 145H101V144H100ZM102 145H103V143H102ZM104 145H105V144H104ZM114 145H115V144H114ZM159 145H160V144H159ZM166 145H167V144H166ZM228 145L230 146V142L228 143ZM232 145L230 146V148L233 147ZM242 145H243V143H242ZM249 145H250V146H249ZM257 145H258V144H257ZM11 146H13V145H11ZM17 146H19V145H17ZM61 146H62V145H61ZM75 146H76V145H75ZM79 146H80V145H79ZM82 146H83V145H82ZM82 146H80V148H82ZM125 146H126V145H125ZM237 146H238V145H237ZM237 146H235V148L238 150L239 147H237ZM243 146H246V145H243ZM258 146H259V147L255 146L256 149H255V147H254V150L252 149L253 147H251V148H250V149H251L250 152H248L250 149H249V148L247 149L246 147H243V150H246V152H247L248 154H251L252 151L254 152V151H256V150L259 148V149H258V150H259L258 152H260V153L263 152V153H264V151H263L264 149L262 150V149H261L262 147H261L260 145H258ZM9 147H10V146H9ZM26 147H27V146H26ZM58 147H59V145H58ZM62 147H63V146H62ZM83 147H85V146H83ZM104 147H106V146H104ZM117 147H118V146H117ZM134 147H135V146H134ZM149 147H150V145H149ZM161 147H162V146H161ZM167 147H168V146H167ZM10 148H11V147H10ZM12 148H14V147H12ZM54 148H55V146H54ZM65 148H66V146H65ZM70 148H71V147H70ZM124 148H125V147H124ZM130 148H131V147H130ZM153 148H154V147H153ZM235 148H231L232 151H230V152H232L233 156H234V152H235V154H236V151H237V150H235ZM240 148H241V149H240ZM240 148H239V150H240V154H239V150L237 151V152H238V155L240 156V158H244V157L247 155V156H246V158H247L246 163H249V164H252V163L257 164V162H258L259 160L261 161L262 158H260L258 161H256L255 158H253L256 162H254V161L252 162V161L250 160V161L252 162V163H250V161H248V160H249L248 157H249V158H251V157H250L247 153L245 154L244 151H243L244 153L241 151V150H242V147H241V146H240ZM245 148H246V149H245ZM16 149H17V147H16ZM20 149H21V148H20ZM22 149H23V148H22ZM31 149H32V148H31ZM87 149H88V147H87ZM225 149H226V148H225ZM14 150H15V149H14ZM35 150H37V149H35ZM64 150H65V149H64ZM69 150H70V149H69ZM76 150H77V149H76ZM78 150H80V149H78ZM82 150H83V148H82ZM89 150H90V149H89ZM99 150H100V149H99ZM104 150H105V149H104ZM233 150H235V151L233 152ZM247 150H248V151H247ZM4 151H5V150H4ZM8 151H9V150H8ZM55 151H56V150H55ZM57 151H58V150H57ZM57 151H56V152H57ZM62 151H63V150H62ZM67 151H68V150H67ZM108 151H109V150H108ZM214 151H215V150H214ZM261 151H262V152H261ZM15 152H16V151H15ZM65 152H66V150H65ZM118 152H119V151H118ZM241 152H242V153H241ZM253 152H252L251 155H253L254 153H255L254 155H256V152H254V153H253ZM17 153H18V152H17ZM60 153H61V152H60ZM94 153H96V152H94ZM114 153H115V152H114ZM114 153H113V154H114ZM137 153H138V152H137ZM192 153H193V152H192ZM263 153H262V154H263ZM30 154H31V153H30ZM30 154H29V155H30ZM41 154H42V153H41ZM63 154H64V153H62V155H63ZM81 154H82V153H81ZM89 154H90V153H89ZM179 154H180V153H179ZM242 154H243V155H242ZM262 154H261V155H262ZM46 155H47V154H46ZM74 155H75V154H74ZM77 155H78V154H77ZM82 155H83V154H82ZM126 155H127V154H126ZM173 155H174V154H173ZM212 155H213V154H212ZM238 155L236 154L235 156H238ZM241 155H242V156H241ZM244 155H245V156H244ZM261 155H260V156H261ZM263 155H264V154H263ZM40 156H41V155H40ZM59 156H60V155H59ZM66 156H67V154H66ZM90 156H91V155H90ZM131 156H132V155H131ZM150 156H151V155H150ZM187 156H188V155H187ZM189 156H190V155H189ZM230 156H231V155H230ZM233 156H232V158H233ZM235 156H234V157H235ZM260 156H259V157H260ZM16 157H17V156H16ZM31 157H32V156H31ZM54 157H55V156H54ZM75 157H76V156H75ZM80 157H81V156H80ZM94 157H95V155H94ZM114 157H115V156H114ZM125 157H126V156H125ZM156 157H157V156H156ZM176 157H177V156H176ZM254 157H255V156H254ZM261 157H263V156H261ZM40 158H41V157H40ZM43 158H44V157H43ZM52 158H53V157H52ZM56 158H57V157H56ZM65 158H66V157H65ZM70 158H71V157H70ZM72 158H73V157H72ZM90 158H91V157H90ZM95 158H96V157H95ZM117 158H118V157H117ZM158 158H159V157H158ZM4 159H5V158H4ZM10 159H11V158H10ZM36 159H37V158H36ZM36 159H35V160H36ZM38 159H39V158H38ZM78 159H79V157L77 158V160H78ZM85 159L87 160V157H86ZM85 159H84V161H85ZM113 159H114V158H113ZM129 159H130V158H129ZM156 159H157V158H156ZM160 159H161V158H160ZM193 159H194V158H193ZM251 159H252V158H251ZM256 159H257V158H256ZM263 159H264V158H263ZM263 159H262V160H263ZM53 160H56V159H53ZM58 160H60V159H58ZM72 160H73V159H72ZM79 160H80V159H79ZM82 160H83V159H82ZM178 160H179V159H178ZM182 160H183V159H182ZM191 160H192V159H191ZM211 160H212V159H211ZM223 160H224V159H223ZM9 161H10V160H9ZM41 161H42V160H41ZM49 161H50V160H49ZM51 161H52V160H51ZM51 161H50V163H51ZM61 161H62V159H61ZM80 161H81V160H80ZM127 161H128V160H127ZM141 161H142V160H141ZM175 161H176V160H175ZM209 161H210V160H209ZM209 161H208V162H209ZM229 161H231V160H229ZM234 161H236V160H234ZM247 161H248V162H247ZM27 162H28V161H27ZM77 162H79V161H77ZM77 162H76V163H77ZM96 162H97V161H96ZM98 162H99V161H98ZM101 162H102V161H101ZM119 162H120V161H119ZM137 162H138V161H137ZM189 162H191V161H189ZM243 162H244V161H243ZM29 163L31 164V162H29ZM55 163H56V162H55ZM62 163H63V162H62ZM65 163H66V162H65ZM116 163H117V161H116ZM164 163H165V162H164ZM233 163H234V162H233ZM240 163H242V162H240ZM261 163H262V162H261ZM263 163H264V162H263ZM0 164H1V163H0ZM30 164H28V165H30ZM37 164H38V163H37ZM73 164H75V163H73ZM73 164H72V165H73ZM82 164H83V163H82ZM127 164H128V163H127ZM153 164H154V163H153ZM171 164H172V163H171ZM183 164H184V163H183ZM259 164H260V163L258 162V165H259ZM16 165H17V164H16ZM46 165H47V164H46ZM48 165H49V163H48ZM48 165H47V166H48ZM57 165H58V163H57ZM61 165H62V164H61ZM76 165H77V164H76ZM98 165H99V164H98ZM118 165H119V164H118ZM137 165H138V164H137ZM242 165H243V164H242ZM242 165H241V166H242ZM258 165H252V166H251V165H247V166L245 165V166H246V169H245V167H243V166L240 167V168H243V170H241L240 168H236V167H235V168H236V172H235V170H234V172H235L234 174H235L236 176H235V179H234V180H235L234 183H236V185L239 187V189L236 190V188H234L235 185H233L234 187H232V189L234 188L237 192H238V190H240V191L243 192V194H244V191L246 192V190H248V189H246V187H245L244 189H246V190H243V189H240V187L242 188L244 183H248V184H250L252 187H254L255 189L257 188V189L259 190V189L262 187L261 189L263 190V189H264V188H263V186H264V180H263V182H262L261 180H256L257 177H258L257 179H260L261 177H262V179H264V178H263L264 176H261V175H263V172L260 173L261 175L259 174L260 176L257 175V174L259 173V171H258L257 174H255V172H256L257 170H259L258 168H259V167L262 168V166H263V165H261V164H260L261 166H260V165L258 166ZM5 166H6V164H5ZM31 166H32V164H31ZM31 166H30V167H31ZM39 166H40V165H39ZM51 166H52V165H51ZM59 166H60V165H59ZM62 166H63V165H62ZM70 166H71V165H70ZM73 166H74V165H73ZM101 166H102V165H101ZM211 166H212V165H211ZM211 166H210V167H211ZM255 166H256V168H255ZM32 167H34V165H33ZM32 167H31L30 169H32ZM64 167H65V166H63V168H64ZM78 167H79V166H78ZM83 167H84V166H83ZM139 167H140V166H139ZM214 167H215V166H214ZM237 167H238V166H237ZM252 167L255 168V170H256V169H257V170L254 172V171H253L254 169H253ZM257 167H258V168H257ZM34 168H35V167H34ZM57 168H58V167H57ZM59 168H60V167H59ZM89 168H90V167H89ZM120 168H121V167H120ZM125 168H127V167H125ZM137 168H138V167H137ZM160 168H161V167H160ZM211 168H212V167H211ZM69 169H70V168H69ZM74 169H75V168H74ZM83 169H84V168H83ZM99 169H100V168H99ZM204 169H205V168H204ZM206 169H207V168H206ZM237 169H238V170H237ZM262 169L264 170V166H263ZM24 170H25V169H24ZM62 170H63V169H62ZM71 170H72V168H71ZM149 170H150V169H149ZM154 170H155V169H154ZM165 170H166V169H165ZM171 170H172V169H171ZM239 170H240V171H239ZM263 170H262V171H263ZM16 171H17V170H16ZM34 171H35V170H34ZM68 171H69V170H68ZM75 171H76V170H75ZM78 171H79V170H78ZM105 171H106V170H105ZM200 171H201V170H200ZM210 171H211V170H210ZM260 171H261V170H260ZM31 172H32V171H29V173H31ZM44 172H45V171H44ZM46 172H48V171H46ZM61 172H62V171H61ZM65 172H66V171H65ZM80 172H81V171H80ZM86 172H87V171H86ZM129 172H130V171H129ZM172 172H173V171H172ZM211 172H212V171H211ZM217 172H218V171H217ZM231 172H232V171H231ZM241 172H242V174H240ZM253 172H254V173H253ZM3 173H4V172H3ZM15 173H16V172H15ZM15 173H14V174H15ZM22 173H23V172H22ZM33 173H35V172H33ZM39 173H40V172H39ZM39 173H38V174H39ZM51 173H52V172H51ZM56 173H57V171H56ZM71 173H72V171H71ZM78 173H79V172H78ZM81 173H82V172H81ZM94 173H95V172H94ZM103 173H104V172H103ZM4 174H5V173H4ZM14 174H13V176H14ZM25 174H26V172H25ZM54 174H55V172H54ZM66 174H67V173H66ZM208 174H209V173H208ZM243 174H245V175H243ZM27 175H28V174H27ZM29 175H30V174H29ZM40 175H41V173H40ZM43 175H44V173H43ZM47 175H48V173H47ZM68 175H69V174H68ZM74 175H75V174H74ZM197 175H198V174H197ZM228 175H229V174H228ZM254 175H255V177L257 176L255 179H254ZM48 176H49V175H48ZM54 176H55V175H54ZM64 176H65V175H64ZM88 176H89V175H88ZM111 176H112V175H111ZM130 176H131V175H130ZM244 176H245L246 178L248 177V179H246ZM0 177H2V176H0ZM19 177H20V176H19ZM32 177H33V176H32ZM32 177L30 178L31 180H32ZM44 177H45V176H44ZM51 177H52V176H51ZM62 177H63V175H62ZM65 177H66V176H65ZM76 177H77V176H76ZM144 177H145V176H144ZM157 177H158V176H157ZM195 177H196V176H195ZM195 177H194V178H195ZM197 177H198V176H197ZM232 177H233V176H231L230 180L232 179ZM252 177H253V178H252ZM259 177H260V178H259ZM4 178H5V177H4ZM6 178H7V177H6ZM12 178H13V177H12ZM17 178H18V177H17ZM22 178H23V177H22ZM22 178H21V179H22ZM45 178H47V177H45ZM53 178H54V177H52V179H53ZM58 178H60V175H59ZM116 178H117V177H116ZM211 178H212V177H211ZM251 178H252V179H251ZM30 179H29V180H30ZM36 179H37V178H36ZM42 179H43V178H42ZM47 179H49V178H47ZM56 179H57V178H56ZM60 179H61V178H60ZM66 179H67V178H66ZM68 179H69V178H68ZM72 179H73V178H72ZM74 179H75V178H74ZM206 179H207V178H206ZM1 180H2V179H1ZM5 180H6V179H5ZM27 180H28V179H27ZM79 180H80V179H79ZM89 180H90V179H89ZM136 180H137V179H136ZM200 180H201V179H200ZM253 180H254V181H253ZM8 181H9V180H8ZM11 181H12V180H11ZM13 181H14V180H13ZM16 181H17V180H16ZM21 181H22V180H21ZM34 181H35V180H34ZM57 181H58V179H57ZM57 181H56V182H57ZM71 181H72V180H71ZM212 181H213V180H212ZM212 181H211V182H212ZM255 181H256V183H254ZM257 181L261 182V184H260V183L257 184ZM29 182H30V181H29ZM45 182H46V184H48L49 180H48V182L45 180ZM50 182H51V181H50ZM141 182H143V181H141ZM203 182H204V181H203ZM203 182H202V183H203ZM226 182H227V181H226ZM229 182H230V181H229ZM2 183H3V182H2ZM30 183H31V182H30ZM64 183H65V182H64ZM68 183H69V182H68ZM72 183H73V182H72ZM81 183H82V182H81ZM86 183H87V182H86ZM216 183H217V185H218L219 181L216 182ZM9 184H10V183H9ZM143 184H144V183H143ZM220 184H221V183H220ZM248 184H247V185H248ZM6 185H7V183H6ZM29 185H30V184H29ZM29 185H28V186H29ZM38 185H40V184H38ZM43 185H45V184H43ZM52 185H53V184H52ZM221 185H222V184H221ZM221 185H220V187L222 188L223 186H221ZM231 185H232V184H231ZM247 185H246V186H247ZM260 185H263V186H260ZM2 186H3V185H2ZM17 186H18V185H17ZM75 186H76V185H75ZM75 186H74V187H75ZM78 186H79V185H78ZM78 186H76V187H78ZM90 186H91V185H90ZM128 186H129V185H128ZM203 186H204V185H203ZM244 186H245V185H244ZM259 186H260V187H259ZM24 187H25V186H24ZM44 187H45V186H44ZM65 187H66V186H65ZM121 187H122V186H121ZM216 187H217V186H216ZM249 187H250V186H249ZM5 188H7V187H5ZM12 188H13V187H12ZM19 188H20V187H19ZM50 188H52V187H50ZM59 188H60V187H59ZM67 188H68V187H67ZM87 188H88V187H87ZM196 188H197V187H196ZM201 188H202V187H201ZM221 188H219V189H221ZM247 188H248V187H247ZM15 189H16V188H15ZM15 189H14V191H15ZM43 189H44V188H43ZM54 189H55V188H54ZM75 189H76V188H75ZM107 189H108V188H107ZM123 189H124V188H123ZM199 189H200V188H199ZM225 189H226V188H225ZM232 189H231V190H232ZM257 189H256V190H257ZM261 189H260V191H261ZM25 190H27V189H25ZM33 190H34V189H33ZM59 190H60V189H59ZM73 190H74V189H73ZM89 190H90V189H89ZM143 190H144V189H143ZM147 190H148V189H147ZM147 190H146V192H147ZM242 190H243V191H242ZM11 191H12V189H11ZM16 191H17V190H16ZM27 191H28V190H27ZM29 191H30V190H29ZM38 191H39V190H38ZM45 191H46V190H45ZM83 191H84V190H83ZM139 191H140V190H139ZM222 191H223V188H222ZM222 191H221V192H222ZM227 191H229V190H227ZM236 191H235V192H236ZM240 191H239V192H240ZM1 192H2V191H1ZM3 192H4V190H3ZM3 192H2V193H3ZM12 192H13V191H12ZM20 192L25 193L26 191H21V190H20ZM32 192H33V191H32ZM43 192H44V191H43ZM55 192H56V191H55ZM128 192L131 193V191H128ZM216 192H217V191H215L214 194H216ZM221 192L219 191V193H221ZM223 192H224V191H223ZM223 192H222V193H223ZM241 192H240V193H241ZM249 192H250V191H249ZM257 192H258V191H257ZM6 193H7V190H6ZM8 193H9V192H8ZM10 193H11V192H10ZM91 193H92V192H91ZM142 193H143V192H142ZM240 193H238V195H239ZM19 194H20V193H19ZM26 194H27V193H26ZM33 194H34V193H33ZM38 194H39V193H38ZM38 194H36V195H38ZM44 194H45V193H44ZM63 194H64V193H63ZM80 194H82V192H81ZM97 194H98V193H97ZM174 194H175V193H174ZM234 194L236 195V193H234ZM2 195H3V194H2ZM9 195H10V194H9ZM24 195H25V194H24ZM30 195H31V194H30ZM30 195H28V196L30 197ZM41 195H42V194H41ZM68 195H69V194H68ZM106 195H107V194H106ZM172 195H173V194H172ZM172 195H171V196H172ZM202 195H203V194H202ZM207 195H208V194H207ZM217 195H218V194H217ZM6 196H7V195H6ZM18 196H19V195H18ZM21 196H22V195H21ZM80 196L82 197V195H80ZM215 196H216V195H215ZM215 196H214V199L216 198ZM225 196H226V195H225ZM239 196L242 197V195H239ZM246 196H247V195H246ZM14 197H15V196H14ZM16 197H17V196H16ZM24 197H25V196H24ZM46 197H47V196H46ZM60 197H61V196H60ZM71 197H73V196H71ZM75 197H76V196H75ZM221 197H224V196H221ZM227 197H228V196H227ZM227 197H226V198H227ZM232 197H234V195H233ZM235 197H236V196H235ZM237 197H238V196H237ZM241 197H239V198H241ZM247 197H248V196H247ZM19 198H20V197H19ZM48 198H49V197H48ZM50 198H51V197H50ZM184 198H185V197H184ZM188 198H189V197H188ZM194 198H195V197H194ZM226 198H225V199H226ZM242 198H243V197H242ZM4 199H5V198H4ZM14 199H15V198H14ZM14 199H13V200H14ZM22 199H23V198H22ZM25 199H27V198H25ZM37 199H38V198H37ZM78 199H79V198H78ZM120 199H121V198H120ZM125 199H126V198H125ZM155 199H156V198H155ZM180 199H181V197H180ZM185 199H186V198H185ZM236 199H237V198H236ZM254 199H255V198H254ZM13 200H12V201H13ZM27 200H28V199H27ZM89 200H90V199H89ZM178 200H179V199H178ZM187 200H188V199H187ZM210 200H211V199H210ZM215 200H216V199H215ZM231 200H232V199H231ZM237 200H238V199H237ZM242 200H244V199H242ZM242 200L240 199V200L238 201V203H237V201H234V202H236L235 205H236L237 207H235V205H234V207H233V204L231 205V204L221 203L222 205H219V206L214 207L213 209H211L212 211H211L210 213H212V215H214L213 213H218V211H216V208H217V210H218V209H220V207H221V208H225L226 210H228L227 213H229V214H230V213H233V214H234V213H236V212H239V213L242 212V213H244V215L242 214V216H239L240 218L242 217V218L244 219V221H242V222H240V223H243V222H244L243 225H245V229L247 228V229H246L247 231L244 233V236H246V238H247L249 241H250V238H251L250 236H252V238H253V239L251 238L253 243H251V241H250V244H252V245L249 244L248 249H249V250H254V251L258 254V256H257V257H258V258H257V259H258L257 264H264V260H263L264 258L261 256L262 254H260V253H262V252H260V250H261L260 248H261V247L259 248V245H260V246L263 245L262 247H264V240H262L261 236H260L259 239L257 238V237H258L257 235H259V234L261 233V231L263 232V230H264V227H263V226H264V213H263V212H262L263 214L261 213V215H262V217H261V215H260V212H261V211L259 212L258 209L253 208V211L250 210L249 207H250V205L252 204V202H251V204H248V202H246V203H247V206H246V204H245V201H247L246 198H245V201H242ZM251 200H252V199L249 200V198H248L249 203H250ZM7 201H8V200H7ZM30 201H31V199H30ZM43 201H44V200H43ZM61 201H62V200H61ZM73 201H74V200H73ZM79 201H81V200H79ZM191 201H192V200H191ZM223 201H224V200H223ZM227 201H228V200H227ZM256 201H257V200H256ZM3 202H4V201H3ZM5 202H6V201H5ZM5 202H4V203H5ZM19 202H20V201H19ZM31 202H32V201H31ZM44 202H45V201H44ZM46 202H47V201H46ZM46 202H45V203H46ZM63 202H64V201H63ZM66 202H67V201H66ZM128 202H129V201H128ZM130 202H131V201H130ZM185 202H186V201H185ZM189 202H190V201H189ZM201 202H202V201H201ZM213 202H214V201H213ZM215 202H216V201H215ZM215 202H214L213 204H215ZM218 202H219V200H218ZM218 202H217V203H218ZM232 202H233V201H232ZM11 203H12V202H11ZM13 203H14V202H13ZM49 203H50V202H49ZM84 203H85V202H84ZM88 203H89V202H88ZM103 203H104V202H103ZM125 203H126V202H125ZM217 203H216V204H217ZM257 203H258V202H257ZM262 203H263V202H262ZM2 204H3V203H2ZM8 204H9V203H8ZM39 204H40V203H39ZM47 204H48V203H47ZM55 204H56V203H55ZM127 204H129V203H127ZM132 204H134V203H132ZM135 204H136V203H135ZM219 204H220V203H219ZM260 204H261V203H260ZM31 205H32V204H31ZM37 205H38V204H37ZM68 205H69V204H68ZM72 205H73V204H72ZM141 205H142V204H141ZM144 205H145V204H144ZM151 205H152V203H151ZM162 205H163V203H162ZM178 205H179V204H178ZM203 205H204V204H203ZM209 205H210V204H209ZM4 206H5V205H4ZM11 206H12V204H11ZM23 206H24V205H23ZM35 206H36V205H35ZM42 206H43V205H42ZM52 206H53V203H52ZM57 206H58V205H57ZM69 206H70V205H69ZM100 206H101V205H100ZM107 206H108V205H107ZM113 206H114V205H113ZM139 206H140V205H139ZM181 206H182V205H181ZM213 206H214V205H213ZM222 206H224V207H222ZM225 206H226V207H225ZM19 207H22V206L20 205ZM25 207H26V205H25ZM39 207H40V206H39ZM137 207H138V206H137ZM182 207H183V206H182ZM261 207H262V206H261ZM4 208H5V207H4ZM42 208H43V207H42ZM42 208H41V209H42ZM58 208H59V207H58ZM84 208H85V206H84ZM138 208H139V207H138ZM176 208H177V207H176ZM194 208H196V207H194ZM15 209H16V208H15ZM112 209H113V208H112ZM183 209H184V211H186L187 206H186V209H185V208H183ZM209 209H210V208H209ZM255 209H256L257 211H256ZM23 210H24V208H23ZM25 210H26V209H25ZM80 210H81V209H80ZM201 210L204 211L203 209H201ZM261 210H262V209H261ZM0 211H1V210H0ZM19 211H20V210H19ZM50 211H51V210H50ZM60 211H61V209H60ZM115 211H116V210H115ZM166 211H167V210H166ZM206 211H207V210H206ZM262 211H263V210H262ZM21 212H22V211H21ZM21 212H19V214H21ZM61 212H62V211H61ZM113 212H114V211H113ZM125 212H126V211H125ZM169 212H170V210H169ZM169 212H168L169 215H171V213L174 212V214H172V215H175V216H174V217H176V218H175V219H176L175 221L178 220L179 222L182 221V223H183V221L186 219V216H185V214H184L183 211H182L181 213H178V211H175V210H174V211L171 210V212H170V213H169ZM176 212H177V215L175 214ZM7 213H9V212H7ZM57 213H58V212H57ZM130 213H131V212H130ZM156 213H157V212H156ZM194 213H196V212H194ZM30 214H31V213H30ZM53 214H54V213H53ZM53 214H52V215H53ZM55 214H56V213H55ZM146 214H147V213H146ZM166 214H167V213H166ZM178 214H179V215H178ZM197 214H198V213H197ZM219 214H220V213H219ZM56 215H57V214H56ZM73 215H74V214H73ZM155 215H156V214H155ZM163 215H165V213L162 214V217L160 216V217H161V218H160L161 221H162L163 219H164V221H165V218H166L167 216H169V215H165V216H163ZM172 215H171V216H172ZM186 215H187V214H186ZM188 215H189V214H188ZM191 215H192V214H191ZM212 215H211V216H212ZM215 215H216V214H215ZM9 216H10V215H9ZM24 216H25V215H24ZM37 216H38V215H37ZM37 216H36V217H37ZM92 216H93V215H92ZM132 216H133V215H132ZM216 216H217V215H216ZM218 216H219V215H218ZM220 216H221V215H220ZM231 216H232V215H231ZM236 216H237V215H236ZM13 217H14V216H13ZM29 217H30V216H29ZM101 217H102V216H101ZM154 217H155V216H154ZM169 217H170V216H169ZM207 217H208V215H207ZM226 217H228V215H227ZM237 217H238V216H237ZM3 218H4V217H3ZM47 218H48V217H47ZM56 218H57V217H56ZM138 218H139V217H138ZM149 218H150V217H149ZM177 218H178V219H177ZM221 218H225V215L223 214V217H221ZM17 219H18V218H17ZM23 219H24V218H23ZM30 219H31V218H30ZM43 219H44V218H43ZM58 219H59V218H58ZM76 219H77V218H76ZM78 219H79V218H78ZM166 219H168V218H166ZM197 219H198V218H197ZM204 219H205V218H204ZM219 219H220V218H219ZM236 219H237V218H236ZM15 220H16V219H15ZM20 220H21V219H20ZM25 220H26V219H25ZM34 220H35V219H34ZM38 220H39V219H38ZM86 220H87V219H86ZM131 220H132V219H131ZM205 220H206V219H205ZM239 220H240V219H239ZM241 220H242V219H241ZM2 221H3V220H2ZM2 221H1V222H2ZM9 221H10V220H9ZM42 221H43V220H42ZM51 221H52V220H51ZM61 221H62V220H61ZM65 221H66V220H65ZM103 221H104V220H103ZM110 221H111V220H110ZM136 221H137V220H136ZM158 221H159V220H158ZM178 221H177V222H178ZM185 221H186V220H185ZM199 221H200V220H199ZM54 222H55V221H54ZM105 222H106V221H105ZM134 222H135V221H134ZM140 222H142V221H140ZM159 222H160V221H159ZM168 222H169V221H168ZM170 222H171V221H170ZM179 222H178V224H180ZM236 222H237V221H236ZM34 223H35V222H34ZM50 223H51V222H50ZM52 223H53V222H52ZM136 223H137V222H136ZM153 223H154V222H153ZM218 223H219V222H218ZM160 224H161V223H160ZM175 224H177V223L175 222ZM229 224H230V223H229ZM35 225H36V224H35ZM42 225H43V224H40V229H42V228H41ZM45 225H46V224H45ZM131 225H132V224H131ZM157 225H158V224L155 222V224L153 225L154 227H153L152 229H154V230H155L156 228L158 229ZM208 225H209V224H208ZM84 226H85V225H84ZM116 226H117V225H116ZM121 226H122V225H121ZM134 226H135V225H134ZM238 226H239V224H238ZM14 227H15V226H14ZM17 227H18V226H17ZM188 227H189V226H188ZM188 227H187V228H188ZM192 227H193V226H192ZM208 227H209V226H208ZM220 227H222V226H220ZM252 227L254 228L253 230H251ZM256 227H257L258 229H257ZM262 227H263V228H262ZM0 228H1V227H0ZM54 228H55V227H54ZM103 228H104V227H103ZM135 228H136V227H135ZM176 228H177V227H176ZM178 228H179V227H178ZM214 228H215V227H214ZM229 228H230V226H229ZM232 228H233V227H232ZM234 228H235V227H234ZM239 228H241V227H239ZM243 228H244V227H243ZM259 228H260V230H261V228H262L263 230L260 231ZM38 229H39V228H38ZM55 229H56V228H55ZM65 229H66V228H65ZM171 229H172V228H171ZM192 229H194V228H192ZM195 229H196V228H195ZM206 229H207V228H206ZM220 229H221V228H220ZM223 229H224V228H223ZM256 229H257V231H256ZM23 230H24V229H23ZM49 230H52V229H49ZM60 230H61V229H60ZM87 230H88V229H87ZM159 230H160V229H159ZM184 230H186V228H185ZM188 230H189V228H188ZM190 230H191V229H190ZM190 230H189V231H190ZM217 230H218V229H217ZM225 230H226V229H225ZM241 230H242V229H241ZM9 231H10V230H9ZM14 231H15V230H14ZM14 231H13V232H14ZM53 231H54V230H53ZM53 231H52V232H53ZM58 231H59V230H58ZM143 231H144V230H143ZM180 231H181V230H180ZM189 231H188V232H189ZM231 231H232V230H231ZM238 231H240V230H238ZM250 231H251V232H250ZM259 231H260V232H259ZM35 232H36V230H35ZM49 232H50V231H49ZM133 232H134V231H133ZM161 232H162V231H161ZM203 232H205V231H203ZM214 232H216V231L214 230ZM219 232H220V231H219ZM255 232L258 233V234H256ZM38 233H39V232H38ZM44 233H45V232H44ZM71 233H72V232H71ZM74 233H75V232H74ZM127 233H128V232H127ZM169 233H170V232H169ZM190 233H191V231H190ZM198 233H199V232H198ZM208 233H209V232H208ZM232 233H233V232H232ZM240 233H241V232H240ZM34 234H35V233H34ZM52 234H53V233H52ZM133 234H134V233H133ZM141 234H142V233H141ZM182 234H183V233H182ZM188 234H189V233H188ZM203 234H204V233H203ZM214 234H215V233H214ZM214 234H213V235H214ZM234 234H235V232H234ZM234 234H233V235H234ZM19 235H20V234H19ZM56 235H57V234H56ZM91 235H92V234H91ZM176 235H177V234H176ZM197 235H198V234H197ZM210 235H211V234H210ZM230 235H231V234H230ZM235 235H236V234H235ZM260 235H261V234H260ZM14 236H15V235H14ZM153 236H154V235H153ZM183 236H184V234H183ZM226 236H227V235H226ZM228 236H229V235H228ZM231 236H232V235H231ZM237 236H238V235H237ZM244 236H243V237H244ZM263 236H264V235H263ZM7 237H8V236H7ZM17 237H18V236H17ZM49 237H50V236H49ZM51 237H52V236H51ZM150 237H151V236H150ZM180 237H181V236H180ZM185 237H186V236H185ZM220 237H221V234H220ZM224 237H225V236H224ZM238 237H239V236H238ZM240 237H241V236H240ZM249 237H250V238H249ZM29 238H30V237H29ZM158 238H159V237H158ZM158 238H157V239H158ZM170 238H171V237H170ZM175 238H176V237H175ZM182 238H183V237H182ZM198 238H199V237H198ZM212 238H214V237H212ZM246 238H245V239H246ZM1 239H2V238H1ZM45 239H46V238H45ZM131 239H132V238H131ZM149 239H150V241H152V240H151L152 237L149 238ZM205 239H207V238L205 237ZM242 239H243V238H242ZM3 240H4V239H3ZM10 240H11V239H10ZM16 240H17V239H16ZM22 240H23V239H22ZM26 240H27V239H26ZM31 240H32V239H31ZM49 240H50V239H49ZM87 240H88V239H87ZM87 240H86V241H87ZM105 240H106V239H105ZM108 240H109V239H108ZM114 240H115V239H114ZM133 240H134V239H133ZM155 240H156V239H155ZM159 240H160V239H159ZM180 240H181V239H180ZM186 240H187V239H186ZM200 240H201V239H200ZM217 240H218V239H217ZM236 240H237V239H236ZM43 241L45 242V240H43ZM43 241H42V242H43ZM65 241H66V240H65ZM126 241H127V240H126ZM142 241H143V240H142ZM162 241H163V240H162ZM172 241H173V240H172ZM189 241H190V240H188V242H189ZM211 241H212V240H211ZM218 241H219V240H218ZM222 241H223V240H222ZM249 241H247V242L249 243ZM259 241H260L261 244L259 243ZM118 242H119V241H118ZM147 242H148V240H147ZM154 242H155V241H154ZM165 242H166V240H165ZM165 242H164V241L162 242L163 245H162L161 248H163V249L165 248V247H164V245H165L164 243H165ZM184 242H185V241H184ZM190 242H191V241H190ZM195 242H196V241H195ZM223 242H224V241H223ZM230 242H231V241H230ZM52 243H53V242H52ZM119 243H120V242H119ZM134 243H135V242H134ZM140 243H141V242H140ZM201 243H202V242H201ZM204 243H205V240H204ZM211 243H212V242H211ZM215 243H216V242H215ZM218 243H219V242H218ZM226 243H227V242H226ZM124 244H125V243H124ZM128 244H129V243H128ZM128 244H127V245H128ZM130 244H131V243H130ZM136 244H139V243H136ZM142 244H143V243H142ZM151 244H153V243H151ZM151 244L149 243V246H151ZM157 244H158V243H157ZM182 244H183V243H182ZM190 244H191V243H190ZM224 244H225V242H224ZM224 244H222V245H224ZM228 244H229V243H228ZM15 245H16V244H15ZM158 245H159V244H158ZM185 245H186V243H185ZM188 245H189V244H188ZM194 245H195V244H194ZM217 245H219V244H217ZM232 245H233V244H232ZM10 246H11V245H10ZM138 246H139V245H138ZM171 246H172V245H171ZM203 246H204V245H203ZM211 246H212V245H211ZM236 246H237V245H236ZM240 246H241V245H240ZM117 247H118V246H117ZM144 247H145V246H144ZM156 247H157V246H156ZM158 247H159V246H158ZM212 247H213V246H212ZM217 247H218V246H217ZM227 247H228V246H227ZM245 247H246V246H245ZM9 248H10V247H9ZM112 248H113V247H112ZM122 248H124V247H122ZM133 248H134V247H133ZM148 248H150V247H148ZM153 248H154V247H153ZM197 248H198V247H197ZM223 248H224V247H223ZM230 248H231V247H230ZM230 248H229V249H230ZM33 249H34V248H33ZM183 249H184V248H183ZM187 249H189V248H187ZM199 249H200V248H199ZM210 249H211V248H210ZM213 249H214V248H213ZM227 249H228V248H227ZM13 250H14V249H13ZM22 250H23V249H22ZM29 250H30V249H29ZM56 250H57V249H56ZM61 250H63V249H61ZM123 250H124V249H123ZM140 250H141V249H140ZM140 250H139V251H140ZM142 250H143V249H142ZM173 250H174V249H173ZM193 250H195V249H193ZM238 250H239V249H238ZM74 251H75V250H74ZM106 251H107V250H106ZM118 251H120V250H118ZM144 251H145V250H144ZM161 251H162V250H161ZM165 251H166V250H165ZM206 251H207V250H206ZM214 251H216V250H214ZM234 251H235V250H233V252H234ZM261 251H262V250H261ZM83 252H84V251H83ZM114 252H115V251H114ZM120 252H121V251H120ZM127 252H128V251H127ZM151 252H152V251H151ZM168 252H169V251H168ZM178 252H179V251H178ZM193 252H194V251H193ZM193 252H192V253H193ZM195 252H196V250H195ZM195 252H194V253H195ZM233 252H232V253H233ZM258 252H259V253H258ZM18 253H19V252H18ZM96 253H97V252H96ZM121 253H122V252H121ZM128 253H129V252H128ZM138 253H139V252H138ZM162 253H163V251H162ZM215 253H217V252H215ZM228 253H229V252H228ZM54 254H55V253H54ZM87 254H88V253H87ZM109 254H110V253H109ZM111 254H112V253H111ZM196 254L199 255V253H196ZM229 254H230V253H229ZM236 254H237V252H236ZM236 254H235V255H236ZM241 254H242V253H241ZM253 254H254V253H253ZM42 255H43V254H42ZM42 255H41V256H42ZM120 255H121V254H120ZM126 255H127V254H126ZM151 255H152V254H151ZM163 255H166V256H167L168 254H163ZM163 255H162V256H163ZM194 255H195V254H194ZM194 255H192V256H194ZM13 256H14V255H13ZM23 256H24V255H23ZM59 256H60V255H59ZM121 256H123V255H121ZM127 256H128V255H127ZM159 256H160V255H159ZM171 256H172V255H171ZM189 256H190V255H189ZM209 256H210V255H209ZM232 256H233V255H232ZM105 257H106V256H105ZM181 257H182V256H181ZM234 257H235V256H234ZM7 258H8V257H7ZM22 258H23V257H22ZM77 258H79V257H77ZM122 258H124V257H122ZM159 258H160V257H159ZM163 258H165V257H163ZM169 258H170V257H169ZM195 258H196V257H195ZM198 258H199V257H198ZM198 258H197V259H198ZM217 258H218V257H217ZM221 258H222V257H221ZM238 258H239V257H238ZM260 258H261V259H260ZM57 259H58V258H57ZM62 259H63V258H62ZM101 259H102V258H101ZM104 259H105V258H104ZM114 259H115V258H114ZM129 259H130V258H129ZM155 259H156V258H155ZM166 259H167V258H166ZM172 259H173V258H172ZM185 259H186V258H185ZM187 259H188V258H187ZM226 259H227V258H226ZM240 259H241V258H240ZM22 260H23V259H22ZM126 260H127V259H126ZM133 260H134V259H133ZM141 260H143V259H141ZM151 260H154V259H151ZM229 260H230V259H229ZM229 260H228V262H229ZM6 261H7V260H6ZM29 261H30V260H29ZM52 261H53V260H52ZM72 261H73V260H72ZM95 261H96V260H95ZM102 261H103V260H102ZM131 261H132V260H131ZM163 261H164V260H163ZM170 261H171V260H170ZM200 261H201V260H200ZM222 261H223V260H222ZM31 262H32V261H31ZM88 262H89V261H88ZM88 262H86V263H88ZM142 262H143V261H142ZM167 262H168V261H167ZM212 262H213V261H212ZM5 263H6V262H5ZM8 263H9V262H8ZM46 263H47V262H46ZM104 263H105V262H104ZM122 263H123V262H122ZM124 263H125V262H124ZM131 263H132V262H131ZM137 263H138V262H137ZM159 263H160V262H159ZM159 263H158V264H159ZM186 263H187V262H186ZM208 263H209V261H208ZM233 263H234V262H233ZM244 263H245V262H244ZM12 264H13V263H12ZM28 264H30V263H28ZM31 264H32V263H31ZM60 264H61V263H60ZM78 264H79V263H78ZM91 264H92V263H91ZM109 264H110V262H109ZM117 264H118V263H117ZM194 264H195V263H194ZM214 264H215V263H214ZM221 264H222V262H221ZM250 264H251V263H250Z\"/></svg>",
    "mask_w": 264,
    "mask_h": 264
}]
</instances>
